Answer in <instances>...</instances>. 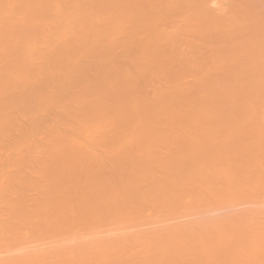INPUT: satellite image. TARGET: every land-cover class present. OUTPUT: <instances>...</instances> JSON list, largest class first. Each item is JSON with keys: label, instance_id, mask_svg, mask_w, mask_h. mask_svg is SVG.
<instances>
[{"label": "bare ground", "instance_id": "bare-ground-1", "mask_svg": "<svg viewBox=\"0 0 264 264\" xmlns=\"http://www.w3.org/2000/svg\"><path fill=\"white\" fill-rule=\"evenodd\" d=\"M60 1V3L58 4V2ZM64 1V2H63ZM63 2V3H62ZM62 3V4H61ZM7 5H10V6H8L7 7ZM59 5H61V6H59ZM213 7H212V6ZM7 7V8H6ZM10 7V8H9ZM8 9V10H7ZM59 9H63V12H61V13H59ZM6 11V12H5ZM9 11H11V13H13V17H12V15H11V13L9 12ZM5 13H7V16L5 15ZM15 15V16H14ZM6 16V18H4ZM9 16V17H8ZM12 18H11V17ZM15 17V18H14ZM9 18H11L12 20H10L9 21ZM14 18V19H13ZM6 19H8V20H6ZM51 21V22H50ZM48 22H50L51 24H52V26H49V25H51V24H48L47 25V23ZM54 24H53V23ZM182 23V24H181ZM46 24V25H45ZM126 24V25H125ZM165 24H168V25H165ZM176 24H178L177 26H176ZM179 24H180V26H179ZM184 24H186V25H184ZM75 25V26H74ZM159 25H161L162 26V28L164 29H162L161 28V26H159ZM169 25H170V28L171 27H173V29L174 28H176L177 27V30L178 29H180L181 28V31H182V27L183 26H187V25H190L191 27H192V29L194 28V26H192V25H195V26H207V30H208V26H210V27H212L211 29L212 30H214L213 32H211L210 30H209V34H207V35H209L210 36V34H211V36L210 37H213V38H216V40L218 41V44L219 45H221L222 47H220L218 44V46H217V53L215 54V57L217 58V60L219 61V63H220V61L221 62H223V60L225 61L226 59H229V61H230V59H233L235 56H233L232 58L230 57V56H232V55H235V52H237L238 50V48H240V45H238L237 44V41L239 40H237L235 43H234V40H231V41H229L230 39H231V37H234V38H238L240 35H238V34H240V33H242V30H244V28L245 27H254L255 28V30H257V31H261L262 30V32L261 33H263L264 32V0H0V49L2 50V52L0 51V95L3 97V99H2V97L0 98V128H1V131H0V134L4 131V129L6 130L7 129V125H9L8 127V132H10V131H12V129L11 128H13L14 126H15V124L12 122L13 121V119H12V121H9L10 119L9 118H13L14 117V120H15V115H17V114H15V113H13V115L14 116H12V115H10L9 114V112L8 111H10V109H11V111H12V109L14 110L17 106L19 107V105H18V103H20V106L22 105V103L21 102H24V106H25V109H24V111L22 110V108L21 107H19L18 108V111H20L21 110V112L23 111V113H25L26 114V112H27V114L29 115H32V116H30L29 118H33V119H35V120H33V122H38L41 118L43 119V117L41 116V114L42 115H46L45 114V108H46V112H48L47 111V107H50V106H52L53 108L55 107V109H53L51 112H54L55 110V119H56V122H58L57 123V125L58 126H56V125H53L52 127L53 128H51V126H50V128L48 127V129L46 128L47 126L46 125H44V126H46V127H44V128H42V125H43V123L44 124H47L45 121H43V120H41V121H43V122H40V123H36L35 122V126H34V124H33V127H34V129H33V127L30 125H27V123H26V127H27V129H26V127H25V129H24V126H25V123L23 122H21L22 124H24V126L22 125V129L21 130H24V133H26V134H23V132H22V134L23 135H21V139L19 138V139H16V137L18 136L17 135V133H18V129H17V127H16V131H17V133H16V135H15V129L12 131V134L13 135H15L16 137H14V139L16 140H13L14 142H9V140H5V139H3V140H5V142L6 141H8V143L11 145V144H13V145H11V146H13V147H10V145L8 144V143H5L6 145L8 144V146L9 147H7V149H6V147H5V145L3 144V142L0 144V145H3V146H1L0 147V163H1V165H0V167H1V169H2V171L4 170V169H6V166H7V169H8V171H7V169H6V171L4 170L3 171V173H5L4 174V176L3 175H1L3 178L0 180L1 182H0V185H1V183H2V186L4 187V189H2L1 188V190H0V250H1V252H0V257H1V255L3 256V251L4 250H8V251H5L6 253L7 252H9V251H12L13 249H15V251L14 252H16V253H14L13 251L12 252H9L8 254H12V253H14V255L12 256L13 258L15 257V259L16 258H19V259H12V257H11V255H9L10 256V259L8 258L9 256H8V254H5V256L4 257H2L3 259H6V258H8V259H6V261L4 260V261H2L3 259H1V263H3L4 262V264H7V262L8 261H10L8 264H84V262L86 261L87 263H89V264H116L115 262H117L116 260H118V262H117V264H126V263H130V264H141V262H139L140 260L143 262V260H144V263H142V264H159V263H162L161 261L162 260H165L164 258L165 257H167V255L168 256H170V259H169V257H168V259L167 260H165V261H169L168 263H166V264H264V120L262 121L261 119H264V82H263V78H262V76H263V74H262V71L264 72V64L262 65V63H261V61H264V48H262V51H261V46H260V50H259V52H256L255 53V51L253 52V53H255L254 55L252 54V52H249L250 53V55H253V58H256V59H254V61H257L258 59L260 60V58H263V60H258L259 61V63H261V64H259L258 62H253V64H255V65H252V66H250V68H248V74H249V78H250V80L251 81H249V83H247L248 85H246L245 83H241L242 85H244L243 87H242V85H240V84H238V85H240V86H238V87H236L237 85L235 84V86L233 85V81L231 82L230 81V79L229 78H227V77H225L226 79H228L229 81H230V84L232 83V85H230V86H228V87H226V85L229 83L228 82V80H225V78H223L222 80H225V82H223V81H220L221 80V78H222V76L220 77V80L219 79H217V80H213V82L214 81H217L216 82V84H214L213 82H211V81H209V82H211V85L210 86H212L213 84H214V86H215V90H216V88L217 89H219L221 86H219V88H218V85H219V83H220V85H222V87L224 86L223 85V83L224 84H226L225 86H224V88H225V91H223L224 90V88H223V90H222V87H221V90H222V92H223V94L222 93H220V90L218 91V93H215V92H217V90L216 91H213V87H212V92L210 91V90H207L206 89V83L208 82V80H205V81H202L201 79H202V77H201V81L200 82H203V83H205L204 85H205V89L203 88L204 86H203V84H202V86H201V84L199 85V89H200V86H201V88L202 89H200L202 92H205V91H207V92H210V93H212L210 96L208 95V94H206V93H203L204 94V96L202 97V98H199L198 97V95L196 96L197 98H195L196 100L194 101V94H191V95H189L190 97H192L191 99L194 101V102H196L195 104H197V105H195V107L196 108H194V109H196L195 111H197V110H201V111H199V114H201L200 112H203L204 110H206V109H208V111H210L211 110V114L212 115H216V117H217V115L218 114H216L217 112L219 113V115L221 116V118H217V119H219V123H220V120H227L228 121V119L230 120V118H231V121H229L228 122V125H229V123H230V125L232 124V127H233V125L235 124H238V123H236L235 122V120H237V119H235V120H232V116L234 115V114H232V115H229V112L231 111V110H233V108H234V110H233V112H235L236 114H237V110H239V109H235V108H238L239 107V103H238V105H236L237 107H233V103L235 102V101H239L238 99L240 98V109H241V118L243 119H240V121H239V119H238V121L239 122H243V123H241V125L240 126H242V124H244V127H246L245 125H248L247 126V128L249 127V128H251V131H252V133H251V131H246V132H243V135H242V137L240 136V137H238V139H237V135H236V137H234L235 138V140H233V141H231V142H229L228 144H224V145H220V144H222V142L221 143H219V145L221 146L220 148H219V146H218V148H217V150H216V147L215 148H213L216 144H218V143H216L217 141H213V142H215L216 144L214 145V146H210L211 148H213V149H215V150H208L207 148V150H206V152H204V150H203V152L205 153V154H207V152L210 154H213L214 153V155L216 154V159H215V157H214V159L216 160H213V158H212V160H211V158H210V162H211V165H209V164H207L209 161V159L207 160L206 158H205V156L206 157H208V155H204V157H203V159H205L204 161H205V163L207 164V167H208V165H209V171L208 170H206L207 172V177H208V179L205 177V179L207 180V182H206V185H207V183H208V185L204 188L203 187V189H199V188H195L194 189V187L193 186H191V187H193V188H191L190 186H188L187 184H185V186H188V189H186L187 190V192H182V195L181 194H174L173 195V193L175 192L174 190L173 191H171V190H169V186L170 185H164V186H167V188H159V182H161L162 180L164 181V178H167L168 176H164V178H162L161 179V181H159L158 182V188H159V190L158 191H160V189H164V190H166V189H168L167 191H171L172 192V194L171 195H168L169 194V192L166 194V192L164 193V194H166V196H169V197H165L164 199L162 198L163 197V195H162V197L160 196H158V199L159 198H162L163 199V201L160 199V200H158L157 199V195H160V194H158L159 192L156 190V192H158L157 194H155V199H154V197H152V196H154V194H152L151 192H149V191H153V189H154V187H153V189H152V185H155L154 183L153 184H151L152 182H150L149 181V179L150 180H153L154 178L155 179H157L158 177H154L153 176V174H152V169L151 168H149V170H148V168L146 169V163H145V159H146V157H145V155H147V158L149 159V157L151 158V156H152V154H153V151H152V153L150 154L151 156H149L148 154V151H147V148L149 149V150H153V148H151L150 149V146L147 144L148 142H151L152 143V141L151 140H153V138L150 140V139H147V138H151L150 136H151V134H153V136H155L154 134V132L156 131V130H154V128L155 127H152L151 125H153L152 123H154L153 121H156L155 123H157L158 121H159V118H160V120L161 119H163V117H167V114H169L170 115V113L171 112H168L169 110H170V106L169 105H171V107H173L174 105H175V103H177L176 101L177 100H175L174 98V96L173 95H171L172 97H170L169 96V92H171V91H169V90H167V91H169L168 92V94H166V92H165V94L167 95V96H169V97H167L170 101L171 100H175L174 102H173V104H171V102L169 101V102H167L169 105H167V106H169V108L167 107V106H165V105H163L164 103H166V101H168L167 100V98H164V96H166V95H164V94H160V93H163L162 92V89H163V86L162 85H165V84H162L159 88H161V89H157V90H159V91H161L160 93L158 92L157 93V96H158V94H159V96L160 95H162V96H160V97H162V98H160L159 96H158V98H154L155 100H154V103L153 104H149L151 101L149 100L148 101V104L150 105V107L149 108H146L145 106H146V104L147 103H144L143 102V99L142 98H140V97H143V94H141L142 92L144 93L145 92V90H141V87H142V89H143V86H146L147 85V83H146V85H144L145 83H142L141 85H140V88H139V83H141V79H142V81H144V78L146 77V76H151V75H154V74H156L157 73V71H159V70H157L156 71V68H157V66H156V64L158 65V63L159 62H162V64L161 63H159V64H161V65H159V66H161V68L163 69V70H165L166 69V67H162V65H163V63H166V65H167V62L169 61V60H167L166 59V61L164 60L165 58H161V57H159V55H158V53H159V50H164V49H166L167 50V48L168 47H172V45H170L171 43L170 42H172L174 39V42H172V43H176V44H173V46L175 47V45L177 46V44H178V42H180V41H182L181 39H188L187 37H189L190 35H192V37L195 35L196 36V29H199V28H197V27H195V30H194V32H195V34L194 33H192V31H191V34L188 36V32H190V30H188V28H190L191 29V27L189 26V27H187L186 29L188 30H184L185 32H186V36H184V37H182V38H180L181 37V33L182 32H180L179 33V31L180 30H178V34H180L179 35V37H178V34H176L175 32H172V31H168L167 29H166V26L167 27H169ZM182 25V26H181ZM54 26V27H53ZM71 26L73 27V28H71ZM149 26H151L153 29H152V31L150 30V32H149V29H151V27H149ZM176 26V27H175ZM178 26L180 27V28H178ZM243 26V27H242ZM48 27H53V28H51L50 30H48ZM75 27V28H74ZM127 27H130V29L128 28L127 29ZM134 29L133 30V32L134 31H136V35H138V37H137V39L139 40V42L138 41H136L135 42V44L133 45L132 44V42L131 41H133V39L132 38H130V39H132V40H130V39H128V37H129V35H130V33L131 32H128L129 30L130 31H132V28ZM149 27V28H148ZM157 27H159V29L157 28ZM209 27V28H210ZM233 27H234V29H233ZM235 27H237V29L235 28ZM47 28V29H46ZM69 28H71V30L69 29ZM122 28V29H121ZM123 28H124V30H123ZM126 28V29H125ZM147 28V29H146ZM169 28V29H170ZM203 28V27H202ZM254 28H252V30L254 29ZM75 29V30H74ZM172 29V28H171ZM172 29V30H173ZM201 29V28H200ZM242 29V30H241ZM259 29H261V30H259ZM70 30V31H69ZM119 30H121V31H119ZM176 30V29H175ZM174 30V31H175ZM255 30L253 31L254 32V34L256 33L255 32ZM72 31H74L75 32V34H74V32H72ZM123 32V31H125L126 33H129L128 34V36L126 35V34H124V33H121L122 35L124 34V37H125V35H126V38L128 39L127 41L128 42H122V44H119V42H121L122 40H123V36H121V38L120 37H113L116 33H118V35H120L119 34V32ZM183 31V32H184ZM201 31V30H200ZM203 32H204V28H203V30H202ZM206 31V30H205ZM241 31V32H240ZM248 31V30H247ZM246 31V32H247ZM68 32H72V34L73 35H70ZM168 32H169V35H168ZM202 32V33H203ZM207 32V31H206ZM211 32V33H210ZM66 33L68 34V35H70V37L69 36H66ZM174 33V34H173ZM200 33V32H199ZM202 33H200V35L202 34ZM96 35V37L94 36V35ZM175 34H176V36H175ZM194 34V35H193ZM198 34V33H197ZM258 34H260V33H258ZM48 35V36H47ZM51 37H50V36ZM92 35L94 36V37H92ZM117 35V34H116ZM171 35H173V36H171ZM183 35H185V33H182V36ZM204 35V34H203ZM206 35V34H205ZM206 35V36H207ZM251 35V34H250ZM250 35H248V36H250ZM53 36V37H52ZM62 36H64L63 38H62ZM68 38H66V37ZM140 36V37H139ZM168 36V37H167ZM194 36V37H195ZM208 36V37H209ZM256 36H258L257 35V33H256ZM262 36V35H261ZM49 38V41H50V39H51V41H50V43H49V41H45L44 42V39L45 38ZM92 37V38H91ZM163 37V38H162ZM171 37V38H170ZM173 37H177V38H179L180 39V41H179V39H178V41L176 40V38H174V39H172ZM186 37V38H185ZM201 37V36H200ZM245 37V36H244ZM260 36H258V38H259ZM17 39V40H15V39ZM44 38V39H43ZM46 38V39H47ZM62 38V39H61ZM111 38H112V40L114 41H116L117 42V40L119 41V42H117V44H116V42H113L112 40H111ZM113 38H117V39H113ZM126 38H124V40L126 41ZM170 38V39H169ZM198 38V37H197ZM204 38V37H203ZM227 38H229V39H227ZM241 38V37H240ZM250 38V37H249ZM257 38V37H256ZM54 39V40H53ZM59 39H61V40H59ZM95 39V40H94ZM137 39H135V40H137ZM160 39H161V41H160ZM172 39V41H168V40H171ZM199 39V38H198ZM206 39V38H205ZM226 39L228 40V42H233L232 43V46L230 47L231 49H229V46H230V44H228L227 42L225 43V41H226ZM233 39V38H232ZM264 39V38H263ZM65 42H64V41ZM109 40V41H108ZM111 40V41H110ZM121 40V41H120ZM130 40V41H129ZM159 40V41H158ZM164 40V41H163ZM166 40V41H165ZM190 40V42H189V44L191 43V41H194L193 40V38H192V40L191 39H189ZM188 40V41H189ZM211 40V39H210ZM236 40V39H235ZM244 40V39H243ZM242 40V41H243ZM251 40H253V39H251ZM250 40V41H251ZM255 40V39H254ZM260 40V39H259ZM53 41H54V43H53ZM99 41V43H102L103 44V46H102V44H101V46H99V43H97ZM184 42H185V40H183ZM187 41V40H186ZM188 41H187V43H188ZM199 41H200V39H199ZM197 42V44H200V42ZM213 41H214V39H213ZM242 41H241V44H242ZM42 43V45L44 46V45H46V42H48V45H50V44H52V45H50V47H48V45H47V47H45L46 49L47 48H52V49H47V51L45 50V48L44 49H42V47H40V45L39 44H41ZM43 42L45 43V44H43ZM52 42V43H51ZM96 42V43H95ZM104 42V43H103ZM106 42L107 43H109V45H111L112 44V42L115 44V45H118L119 44V46H120V48H118L117 50H116V48L114 47V46H112V51H111V47L110 46H108L107 44H106ZM138 42V43H137ZM167 43V48H164V49H161L162 47H160V49L158 50V47H157V43H160V44H162L163 45V43ZM195 42V41H194ZM194 42H192V43H194ZM203 42V41H202ZM210 42V41H209ZM248 42V41H247ZM254 42V41H253ZM255 42H256V40H255ZM259 42V41H258ZM258 42H256L257 44H258ZM261 42V41H260ZM259 42V43H260ZM264 42V41H263ZM93 43H95V44H93ZM111 43V44H110ZM127 43H128V45L129 46H133L131 49L130 48H128L127 47V50H126V46H123V45H127ZM166 43L164 44V45H166ZM169 43V44H168ZM181 43V42H180ZM179 43V44H180ZM205 43V42H204ZM204 43H202V44H204ZM238 43H240V42H238ZM252 43V42H251ZM251 43H249L250 45H251ZM132 44V45H131ZM179 44H178V46H179ZM182 44V43H181ZM197 44L195 43V44H192V46L193 47H196V48H198L197 47ZM207 44V43H206ZM216 44V43H215ZM222 44H226V45H229L228 46V48H226L227 46H223ZM255 44V43H254ZM257 44H255V45H257ZM263 44L264 43H262V46H263ZM41 45V46H42ZM135 45H137V46H135ZM161 45V46H162ZM185 47L187 46V44H183ZM249 45V46H250ZM98 46H99V48H98ZM122 46V47H121ZM182 46V45H181ZM191 47V44L190 45H188V47H187V49L188 48H190ZM205 46V44L203 45V47ZM244 46H248V43L246 44V45H244ZM243 46V47H244ZM37 47H40V48H37ZM125 49H124V48ZM136 47V48H135ZM193 47H191L192 48V50H194L193 49ZM209 47V46H208ZM212 47V46H211ZM218 47H220L221 49H219ZM243 47H242V50H243ZM252 47V46H251ZM257 47V46H256ZM115 48V49H114ZM122 48V49H121ZM133 48H134V50H133ZM173 48V47H172ZM172 48H170L171 49V51L173 50ZM181 48V51H183L182 50V48L183 49H186V48H184V47H180ZM246 48V47H245ZM244 48V50H246ZM249 48V47H248ZM259 48V47H258ZM78 49H81L82 51H83V53H82V55L84 56V55H88V53L90 52V54H92L93 53V55H91L92 57H94V55L96 56V60L95 61H100L101 62V64H100V62H99V65H98V62H95L94 60H93V62H92V60H91V57H89L90 58V63L92 64L93 63V66H94V64L95 63H97L96 65H95V68H96V66L98 65L99 67H97V68H99V69H97L98 71H100L99 73H98V71L96 70V71H94V70H92V68L93 69H95L92 65H90L92 68H91V70L92 71H94L95 73L97 72V76H96V83L94 84V85H90V86H84L82 83H83V81H82V77L83 76H85V73L86 72H88V73H86L88 76H86V77H89L90 75H89V67H88V71H86L85 69H84V67H82L81 65H80V68L78 67V68H76V65H74V62H73V64H72V61H73V58H74V56L76 55V52H77V50ZM120 49V51L118 52V50ZM169 49V48H168ZM176 48H174V51H175V54H174V56H176L175 58H178L179 56H178V54H179V51H178V53L176 54V50H175ZM177 49H178V47H177ZM201 50H203L202 48H200ZM204 49H206V47H204ZM209 49V48H208ZM211 49V48H210ZM219 49V50H218ZM249 49H251V48H249ZM256 49V48H255ZM41 50H43V51H41ZM114 50H116L115 52H114ZM129 50V51H128ZM166 50H164V51H166ZM196 50V49H195ZM195 50H194V53H195ZM201 50H199V51H201ZM240 50H241V48H240ZM241 50V51H242ZM248 50V49H247ZM79 51V50H78ZM81 51V52H82ZM125 51V52H124ZM128 51V52H127ZM132 51V52H131ZM170 51V52H171ZM188 51V50H187ZM186 51V52H187ZM206 51V50H205ZM204 51V52H205ZM249 51V50H248ZM252 51V50H251ZM81 52H77V55L79 54V56L81 55ZM88 52V53H87ZM113 52V53H112ZM132 53V54H130V53ZM169 52V50H168V53H170ZM184 52V51H183ZM182 52V53H183ZM185 52V53H186ZM197 52H198V50H197ZM211 52H212V50H211ZM245 53H246V51H244ZM243 52V53H244ZM112 53V55H110ZM122 53H124L123 55L124 56H121V58L119 57L120 55L119 54H122ZM173 53V52H172ZM172 53H170V54H172ZM181 53V52H180ZM180 54V57L183 55V54ZM188 53H190V51L188 52ZM200 53H202V52H200ZM209 54H210V52H208ZM230 53H231V55H230ZM239 53V52H238ZM248 53V52H247ZM246 53V54H247ZM2 54V55H1ZM89 54V55H90ZM128 54H130V55H128ZM165 54H167V52L165 53ZM191 54H193V53H191ZM190 54V55H191ZM241 54V53H240ZM86 55V57H88ZM118 55V56H117ZM126 55V56H125ZM129 57H128V56ZM158 55V56H157ZM167 55H169V54H167ZM189 55V54H188ZM187 55V56H188ZM195 55H197V54H195ZM208 55V54H207ZM236 55H239V54H236ZM245 55V54H244ZM243 55V56H244ZM249 54H248V56H250ZM110 56H111V58H110ZM117 58H116V57ZM131 56V57H130ZM170 56H173V54L172 55H170ZM170 56H168V58L170 57ZM178 56V57H177ZM187 56L185 57V56H182L183 57V59L185 60V58H186V61H187ZM194 56V55H193ZM242 56V55H241ZM42 57V58H41ZM81 57V56H80ZM86 57H83V60H85L86 59ZM125 57V58H127V59H125L124 60V62H123V60H121V59H123V58ZM145 57V58H144ZM156 57H158V58H161V59H163L162 61H160L158 58H157V60H156ZM178 58L179 60L181 59V60H183L182 58ZM197 57V56H196ZM238 57V56H237ZM258 57V58H257ZM36 58V59H35ZM38 58V59H37ZM39 58H40V60H44L45 61V64H44V62H40V61H38L39 60ZM89 58H87L86 59V61L87 60H89ZM98 58V59H97ZM132 58V59H131ZM142 58H144V59H142ZM149 59V61H150V63H148L145 59ZM171 58V57H170ZM173 58V57H172ZM188 58H190V57H188ZM194 58V57H193ZM198 58H199V56H198ZM201 58V57H200ZM224 58V59H223ZM226 58V59H225ZM238 58H240V55H239V57ZM93 59H95V57L93 58ZM117 60V63H118V65L121 67V63L122 64H125L126 63V66L125 65H123V69H124V71L125 72H123V70L121 71V72H118V70H119V68H115V66L113 67V65H108V63H110L109 61L110 60ZM118 59H120L121 61H119L118 62ZM174 59V58H173ZM172 59V61H173V64H175L174 63V60ZM192 59V58H191ZM203 59H205V57H203ZM221 59V60H220ZM237 59V58H236ZM249 61H251L250 63H252V60L253 59H251L250 57H249ZM37 61V64L34 62V61ZM127 60V61H126ZM129 60L132 62V64H128L129 63ZM151 60L153 61V62H151ZM179 60H177V61H179ZM183 60V61H184ZM193 60V59H192ZM197 60V59H196ZM212 60V59H211ZM211 60H209V61H211ZM241 60V59H240ZM242 60H243V58H242ZM247 61H248V59H246ZM126 61V62H125ZM165 61V62H164ZM177 61H176V64L175 65H177V66H179L178 64H177ZM189 61V60H188ZM191 61V60H190ZM195 61V60H194ZM198 61V60H197ZM203 61V60H202ZM208 61V63H210ZM232 61V60H231ZM235 61V60H234ZM237 61H238V59H237ZM40 62V63H39ZM103 62V63H102ZM104 62H106L105 64H104ZM112 62V61H111ZM116 62V61H115ZM121 62V63H120ZM128 62V63H127ZM158 62V63H157ZM169 62H171V59H170V61ZM192 63H193V61H191ZM227 62V61H226ZM244 62V61H243ZM34 63V64H33ZM88 64H89V61L87 62ZM117 63H114V64H117ZM181 63H184V62H181ZM196 63V62H195ZM199 63V62H198ZM224 63V62H223ZM233 63V62H232ZM231 63V64H232ZM240 63V62H239ZM238 63V64H239ZM245 63V62H244ZM248 64H249V62H247ZM264 63V62H263ZM43 66H42V65ZM87 64V65H88ZM104 64V66H106L107 68H108V66L110 67L108 70L104 67V66H102ZM110 64H113V63H110ZM127 64L129 65V66H127ZM152 64H153V66H152ZM170 64V63H169ZM173 64H171V65H173ZM179 64H180V62H179ZM185 64V63H184ZM187 64V63H186ZM185 64V65H186ZM189 64H190V62H189ZM189 64H187L186 66L188 67V66H190L188 69H187V67L184 69L183 67H182V71L183 70H187V73H188V71H190V68H192L191 67V65H189ZM211 64V63H210ZM214 65V67L216 66V70H217V66L218 65H216V64H218L217 62L216 63H213ZM39 65L41 66V67H39ZM74 65V66H73ZM108 65V66H107ZM132 65H135V67L133 66V68L131 67ZM140 66V67H138V66ZM199 65H200V63H199ZM206 65V64H205ZM223 65H225V64H223ZM250 65V64H249ZM249 65H246V66H249ZM38 66V67H37ZM73 66V67H72ZM83 66H85L86 68H87V66H86V64L85 65H83ZM125 66V67H124ZM147 66H151V67H149V68H151L150 70H152L153 68H155V72L156 73H154V72H151L149 69H148V67ZM163 66H165V65H163ZM170 66V65H169ZM180 66H182V64H180ZM180 66H179V68H180ZM193 66V65H192ZM194 66H196V65H194ZM198 66V65H197ZM196 66V67H197ZM200 66H202V65H200ZM208 66V65H207ZM245 66V65H244ZM242 67V70H244L246 67ZM71 67V68H70ZM115 68V69H113V68ZM118 67V66H117ZM128 67H131L132 69V71H141L140 73L137 71V74L139 75V74H141V73H146V71H142L141 70V67H146L147 69V71H150V73L148 72V74H141V77L140 76H138L137 75V80H136V73L135 72H133L134 73V76L132 77V76H129V74L130 73H128V75L127 76H129L128 78L129 79H127V77H126V71H128L129 70V68ZM136 67H138V68H136ZM210 67H211V65H210ZM209 67V68H210ZM213 67V71H214V68ZM219 67V66H218ZM224 67H226V66H224ZM228 67V66H227ZM75 68V69H74ZM104 68H105V70H107V72H105V71H103V72H105V73H102V70H104ZM111 68L113 69V71L111 70ZM126 68H128V69H126ZM135 68H136V70H135ZM144 68H143V70H144ZM170 68V67H169ZM179 68H177L178 70H179ZM195 68V67H194ZM200 68V67H199ZM209 68H207L206 66H205V69L207 70V69H209ZM239 68V67H238ZM69 69H71V71H73V72H76L75 70L77 69V74L79 75V79L77 78H75L74 77V79L71 81V79H69L70 77L72 78V74H74L73 72H69V74H70V76L69 75H67V73H68V71H70ZM73 69V70H72ZM134 69V70H133ZM172 69V68H171ZM173 69L175 70V68L173 67ZM200 69H202L201 71H203V68H200ZM225 69V68H224ZM114 70H115V72H114ZM163 70H161V71H163ZM173 70V71H174ZM198 70L199 69H197V73H199L198 72ZM206 70H204V71H206ZM212 69H210V71H211ZM229 70H231V69H229ZM237 70H239V69H237ZM92 71H90L91 72V74L92 73H94V72H92ZM153 71V70H152ZM160 71V72H161ZM172 71V72H173ZM180 71H181V69H180ZM180 71H177V72H180ZM201 71H200V74H201ZM208 71V70H207ZM220 71V70H219ZM226 71H228L227 70V68H226ZM235 71V70H234ZM246 71V70H245ZM117 72V73H116ZM128 72H131L130 70L128 71ZM175 72V71H174ZM191 72H192V70H191ZM193 72H194V70H193ZM222 72V71H221ZM231 72V71H230ZM242 72V71H241ZM102 73V74H101ZM124 73H125V75H124ZM153 73V74H152ZM161 73H163V72H161ZM166 73V72H165ZM176 73V72H175ZM181 73V72H180ZM179 73V74H180ZM195 73V72H194ZM205 73V72H204ZM220 73V72H219ZM228 73V72H227ZM235 73V72H234ZM234 73H233V76H234ZM58 74V75H57ZM60 74V75H59ZM62 74V75H61ZM77 74L75 73V76H77ZM151 74V75H150ZM158 74V73H157ZM206 74V73H205ZM205 74H204V76H205ZM209 74V73H208ZM215 74H216V72H215ZM225 74V73H224ZM224 74H222V75H224ZM236 75L238 74H240L239 73V71H238V73H235ZM245 74H247L246 72H245ZM57 75V76H56ZM72 75V76H71ZM133 75V74H132ZM142 75H144V76H142ZM167 75H168V73H167ZM189 75V74H188ZM195 75V74H194ZM218 75H220V74H218ZM217 75V76H218ZM242 75V74H241ZM240 75V76H241ZM35 76H37V78L40 76V78H38V81L40 80V81H42V82H40L39 81V83H38V81H36L37 79L36 78H34ZM69 76V77H68ZM125 76V77H124ZM159 76H161V74L159 75ZM165 76V75H164ZM174 76V75H173ZM185 76V75H184ZM190 76H192V75H190ZM209 76H211L212 77V74H211V72H210V75ZM215 76V75H214ZM230 76H232V74L230 73ZM81 77V78H80ZM86 77L85 78H83V80H85L86 79ZM125 78V79H127L126 81H130V82H132L131 80H133L134 78V80H133V82L132 83H130L129 85H127V86H125L124 85V82L122 83V82H120V81H122L123 80V78ZM130 77H132V78H130ZM140 77V78H139ZM153 77V76H152ZM152 77H149L150 79L152 78ZM155 77H157L156 75H155ZM166 77V76H165ZM169 77V76H168ZM167 77V78H168ZM175 78H176V76H174ZM174 77H171L172 78V80L173 81H177V78H176V80H174ZM182 77V76H181ZM188 77V76H187ZM186 77V78H187ZM196 77V76H195ZM195 77H193V79L195 78ZM199 77V78H200ZM243 77V76H242ZM33 78V79H32ZM112 78H114V79H117V80H119V86H122L121 88H118L119 86L117 85V83H115V82H113L114 83V85L116 84V86H114L113 84V86L110 84V81H111V79ZM158 78V77H157ZM162 78V77H161ZM170 78V77H169ZM170 78V79H171ZM186 78H184V79H186ZM192 79V77H189V78H187V80L188 79ZM197 78V77H196ZM199 78H197L196 80H198L199 81ZM205 78V77H204ZM203 78V79H204ZM209 78V77H208ZM208 78H206V79H208ZM218 78V77H217ZM234 78H236V77H234ZM238 78V77H237ZM32 79V80H31ZM81 79V80H80ZM120 79H122V80H120ZM131 79V80H130ZM153 79V78H152ZM165 79V78H164ZM181 79V78H180ZM214 79H216V77L214 78ZM245 79V78H244ZM28 80L30 81L31 80V82L29 83L28 82ZM35 80V81H34ZM79 81L80 83H81V85L80 86H83V87H78L77 85L75 86V85H72V83H73V81ZM110 80V81H109ZM113 80V79H112ZM149 80V79H148ZM158 80V79H157ZM179 80V79H178ZM195 80V81H196ZM232 80H235V79H232ZM239 80V79H238ZM238 80H237V83H238ZM33 81V82H32ZM69 81H71L72 83H70ZM109 81V83L108 84H105V83H103V84H105V85H103L102 84V86H100L99 85V83L101 82H108ZM114 81V80H113ZM116 81V80H115ZM124 81V80H123ZM145 81L147 82V77L145 78ZM144 81V82H145ZM194 81V80H193ZM242 81H244V80H242ZM34 82H36L37 84H35ZM154 82V81H153ZM162 82H163V80H162ZM168 82H170V81H168ZM178 82V81H177ZM182 81H180V83H181ZM199 82V83H200ZM221 82H223V83H221ZM227 82V83H226ZM235 82V81H234ZM111 83H112V81H111ZM129 82H126L125 84H128ZM154 83H156V82H154ZM158 83V82H157ZM164 83V82H163ZM173 83H175V82H173ZM172 83V84H173ZM186 83V82H185ZM190 84H191V82H189ZM198 82L196 81V83H194V84H197ZM213 83V84H212ZM86 84V83H85ZM121 84V85H120ZM149 84V83H148ZM150 84H153V83H150ZM159 84V83H158ZM157 84V85H158ZM167 84V83H166ZM208 85L210 84V83H207ZM71 85H72V87L73 86H75L74 88L75 89H77V87L80 89V91L79 92H82V95H80V96H83L84 98H86V100H89L88 98H89V96H96L97 98H98V95L100 96L99 98L100 99H97L96 97V99L95 98H93V99H95V100H93L92 98V100H93V103H91V104H89V105H85L84 103H79L78 101H82V99L84 100V98H81V100H80V96H77L78 97V99L79 100H77V97H76V100L74 99V98H72V97H70L68 94H70V95H72V96H74L73 94H72V92H71V89L70 88H72L71 87ZM154 85V84H153ZM169 85V84H168ZM177 85H179L178 83H177ZM188 85V83L186 84V86ZM192 85V84H191ZM229 85V84H228ZM149 86V85H148ZM152 86V85H151ZM151 86H149V88H151ZM167 86V85H166ZM172 86V85H171ZM175 86V85H174ZM173 86V87H174ZM185 86V85H184ZM184 86H182V87H184ZM185 86V88H187ZM189 86V85H188ZM192 86H194V85H192ZM191 86V87H192ZM197 85H195L194 87H196ZM209 86V87H210ZM116 87V88H115ZM167 87H169V89L170 88H172V87H170V86H167ZM167 87H164V90L166 91V88ZM115 88V89H114ZM118 88V89H117ZM147 88V87H146ZM153 88V87H152ZM151 88V90H152V94L155 96V92H153V89L155 88V86H154V88L152 89ZM175 89L174 90H176V86L174 87ZM208 88V87H207ZM227 88V89H226ZM120 89V90H119ZM137 89H140L139 91L137 90ZM148 89V88H147ZM181 89V88H180ZM188 89V88H187ZM197 89H198V87H197ZM198 89V90H199ZM13 90H15L14 92H13ZM52 90H54V91H52ZM70 90V91H69ZM118 90V91H117ZM155 90V89H154ZM173 90V91H174ZM179 90V88L177 89V91ZM189 90H190V88H189ZM205 90V91H204ZM245 90H247L246 92H244ZM251 92H250V91ZM73 92H75V90H72ZM78 91V90H77ZM136 91V92H135ZM139 93H138V92ZM147 91V90H146ZM148 91H149V89H148ZM180 92H182L181 90H179ZM183 91H184V88H183ZM201 91L200 92H198V94H199V96L201 95L200 93H201ZM242 91V92H241ZM137 95V99L139 100V98H140V101H142L143 103H144V105H142V102H140V101H137L136 100V98L134 99L133 98V96L132 95H134V93ZM141 92V93H140ZM157 92V91H156ZM180 92H178V93H180ZM193 92H194V90H193ZM192 92V93H193ZM195 92H196V90H195ZM235 92H240V93H235ZM4 93H6L5 95H4ZM132 93V94H131ZM146 93V92H145ZM144 93V94H145ZM173 93H175V92H173ZM183 93H185V92H183ZM209 93V94H210ZM220 93V94H219ZM229 93H231V94H229ZM243 93V94H242ZM244 93H246L245 95H244ZM248 93V94H247ZM39 94H41V95H39ZM44 94V95H43ZM78 94V93H77ZM104 94L106 95H109V98L110 97H114V98H116V100L120 97L121 99H122V97H123V95H127V97H130V98H133L132 100H133V103L134 104H141V106H136L135 108H142V110H143V107H145V109L147 110V109H150L151 110V114H153V115H151L150 113H149V115L150 116H147V113L145 114L144 112H146V110H144L143 111V113H144V115H143V113L141 112V113H139L138 112V110L140 109H138L137 110V112H138V114H139V116H141L142 117V115L145 117V116H147V120L148 119H151L152 118V120H153V117L155 116V117H157V119H158V121H157V119H155V120H153L151 123H150V121H147V122H149L151 125V127L153 128H150L151 129V132L153 131V133H150V136L147 134L146 136H147V138H144V139H146V140H143V135L141 134V137H142V139H140V140H143V142H144V144H141L140 146H139V144L140 143H142V141L138 144V146L141 148H137L138 150H139V152L142 150V147H143V145H146L147 144V148H143V150H145V152L147 151V153L148 154H146L143 150H142V152H144V157H145V159H143L142 161H140V162H144L145 163V165L146 166H144L145 167V169H146V171L148 170V172L149 173H151L152 174V176L154 177L153 179H152V177L150 178L149 176V179H148V181L150 182H147V183H149V184H151L150 186H151V189L152 190H148L145 186H147V185H145L144 183H140V185L141 186H144L147 190H148V193H151L152 194V196L151 195H149L147 192H145V188H143V187H139V185H138V187L136 186L137 184H139V182L138 183H135V182H132V177H134V179H135V173H133L132 171H130L129 173H133V174H131V175H134V176H132L131 177V182L132 183H135V186L138 188L137 190H135L134 188L132 189L133 190V192H131L132 190H131V188L132 187H134V185L131 187V188H128V187H126L127 189H130L129 190V192L128 191H126V190H124L125 188H123V187H125V186H128L129 184H127V182L128 183H130V180H129V176H131V175H127V179H125L124 178V176H123V178L126 180V182L124 183L123 181H125L123 178V181L121 180V177L119 178L120 179V181L122 182V187H121V182H120V186H119V180L117 179V176L115 175L116 173H108V174H111V177L110 178H112L111 180H114V181H116V182H114V181H112V183L114 182L115 183V185L114 184H112L111 183V180H110V178H108L109 176H107V171H105V168H104V170L102 169V171H101V169H100V171L101 172H103V171H105L106 173L100 178V176H99V174H100V171H99V173H98V171L97 170H99L97 167H96V169L97 170H95V166H97V165H95L97 162L99 163V161H95L94 160V158H92L93 156H95V157H97L98 158V160H99V157L98 156H96L95 154H94V152H93V149L91 148V147H94L95 146V143H94V141L92 142V140L91 139H93L94 137H95V134H94V132L96 133V130H100V129H105L106 127H107V125H106V123H105V125L104 124H102V125H100L101 124V122L102 123H104L103 121H105V120H109V118L111 117V116H114V114L113 115H111L112 114V112H113V110L115 109V108H119V106L121 105V104H123V103H125V101L124 102H122L121 101V99L119 98V100H117L116 102H115V100H113L112 98V100H111V102H112V104H111V102H110V104H109V102H108V104H105L106 103V101H108V99L104 96ZM146 94H150V91H149V93H146ZM177 94V93H176ZM175 94V95H176ZM205 94L206 95H208L209 97H205ZM239 94H242V95H239ZM43 95V96H42ZM106 95V96H107ZM117 95V96H116ZM131 95V96H130ZM136 95H134V97L136 96ZM151 95V94H150ZM153 95H151V96H153ZM183 96L182 97H184L183 99L181 98V97H179L180 99H182V100H178L179 101V103L178 104H181L180 103V101L182 102V103H184V104H182L183 106L185 105V104H187V103H190L192 100H188V102H187V100H186V94H182ZM185 95V96H184ZM193 95V96H192ZM232 95H237V96H232ZM246 95H248L247 97H246ZM38 96V97H37ZM40 96V97H39ZM69 96V98L68 99H70V100H68V103L66 102L65 103V101H66V97H68ZM102 96H104V97H102ZM146 96V95H145ZM145 96H144V98H145ZM188 96V95H187ZM239 96V98H234V97H238ZM250 96V97H249ZM258 97V99H259V97H260V99L261 100H258V99H256L255 100V97ZM43 97V98H42ZM88 97V98H87ZM102 97V98H101ZM126 97V96H125ZM147 97H149V95L147 96ZM147 97L144 99V101L145 102H147ZM178 97V96H177ZM190 97H188L189 99H190ZM246 97V98H245ZM249 97V98H248ZM256 97V98H257ZM40 98H42V99H40ZM105 99L106 98V100L104 101V106L102 105V103L100 102V101H98V102H100V103H98L97 102V100H102V99ZM245 98V99H244ZM254 98V99H253ZM36 99L38 100V101H36ZM74 99V100H73ZM103 99V100H104ZM127 99V98H126ZM142 99V100H141ZM151 99H152V97H151ZM236 99V100H235ZM42 100V101H41ZM65 100V101H64ZM92 100H89V101H92ZM129 100V99H128ZM127 100V101H128ZM131 100V99H130ZM131 100V101H132ZM231 100V101H230ZM232 100H235L234 102H232ZM39 101H40V103H39ZM74 101H75V103L77 104V102L79 103V107H77L76 106V104H74ZM85 101V100H84ZM89 101H87L88 103H89ZM109 101H110V99H109ZM113 101H114V104H113ZM119 101V102H118ZM136 101V102H135ZM193 101H192V103H193ZM241 101H243V102H241ZM18 102V103H17ZM70 102H72V104L70 103ZM120 104V102H122L120 105H117L118 103ZM130 102V101H129ZM138 102V103H137ZM140 102V103H139ZM153 102V101H152ZM151 102V103H152ZM231 102V103H230ZM237 102H235V104L237 103ZM87 103V104H88ZM115 103H117L116 104V106H118V107H115ZM191 103V104H192ZM231 105H230V104ZM13 104H16L17 106H15V105H13ZM68 104H70L69 106H71V105H73V107H75L76 108V115L78 116V118H77V121H78V123H81V126H80V124L79 125H77V126H75L76 128H74V126L72 127V128H74V129H72L71 128V131L72 130H75V132L74 131H72V133L71 134H76L77 132H84L85 131V129H86V131L84 132L85 133V135L83 134V136L85 137L86 136V134L87 135H89V131H90V128H91V131H92V128H93V126H98V124H99V126L98 127H100L99 129H98V127H97V129L94 127V130L92 131L93 132V134L94 135H91V137L90 136H88V137H90L91 139H89V140H87V138H86V140H87V143H89V144H85V145H83L84 147L86 146V145H88V147L86 146L85 147V149L84 150H86V148H87V151L85 152L86 154H88L87 152H89V154H90V157L92 158L91 160L92 161H88V169H86V168H84L85 167V165H86V161L84 160V161H82L81 162V166H83V167H81L82 169H79V171L82 173H76V174H74V175H76L77 176V180H78V178H80V177H82V178H80L78 181L79 182H82L81 181V179L83 180V179H86L87 177H88V181H90V185L89 184H87L88 182H86V180H85V184H87L88 185V187H87V185H84V183L82 184V185H84V186H86L89 190H90V188L91 187H93V184H95L94 183V181H96V185H97V183L99 182V181H101L102 182V184H106V182H108L109 181V186H111V187H113V189L114 190H112V188L111 189H109V186L108 185H105L106 186V190L107 189H109V190H112V191H114V192H116L115 194H114V197L113 196H111V198L113 197V199H111V200H106V198L107 197H103V198H105V199H101V198H99V199H101L102 201H104V200H106V202H103L102 203V201H100L99 199H97L98 197H96V198H94V196H96V195H93L92 197L91 196H86L87 195V193H88V191L87 192H83V190L85 191V190H87L84 186H81L80 185V183L79 182H75L76 183V185L74 186V188L75 187H77V184L78 185H80L79 187H78V189H77V193H80L81 192V189H82V192L80 193L82 196H83V198L85 199L86 197H87V199L90 197V198H92L91 200H92V202L91 201H89V202H85V200L84 199H82L81 200V197H80V195L78 196L77 195V193H75L76 192V190H75V192H73L72 190L70 191V192H72V194L70 195V194H66V196H65V194H64V196L62 195H60L59 197H62L61 199H63V200H61L59 197H58V195H57V189H59V188H61L60 187V185L62 184V188L64 189H60V191H66L65 189H67V188H70L71 189V184H73V181H75V179L73 178V180H69V179H71L70 178V176L73 174L71 171H73V170H71V162L74 160L73 158H70V159H72V161H70V163L69 162H67V160H64V161H66V163H69L68 165H69V168H68V172H70V174L67 176L66 175V177H67V179L66 180H64V178H60L59 176L57 177V178H60V179H57L56 178V176H55V178H56V181H57V184L59 183L58 182V180L60 181V183H61V181H62V179H63V181H67V182H65V184L64 183H61L60 185L58 184H56V187H59V188H55V187H53L54 186V184H55V182L54 181H51L53 184H52V186L50 185L51 184V182H50V178H52V176L50 177V175H51V173H50V168L48 169V172L50 173V175L48 176V174H45L44 173V171H47V170H44L42 173L44 174V175H46V176H48V177H50L49 179H47L46 178V176H44V178L45 179H47L46 181L49 183H47L48 185H49V187L51 186V187H53V188H55V191L54 192H52L51 194L52 195H54L53 193H55L56 192V196L58 197H56L55 195V197L57 198V199H59V200H55V198L53 199L52 197V195L50 194V192L51 191H48L49 193H47L45 190H43L44 188H42V187H40V188H42L41 190H42V193L41 194H43V192L44 193H47V194H50L51 195V197H49L47 194H45L43 197H42V195H40L41 196V198L42 199H40V197H39V199L38 198H36V200L34 199V200H31L30 198L31 197H29V198H27L26 197V195H25V193L24 192H26V191H24L23 192V190H26V188H24V187H27V189L30 187V184L29 183H25L24 181V179H26V178H29V176L27 175V177H26V173L28 174H30V176H31V171H30V168H32V167H29L28 168V166L31 164L29 161H31L32 162V156L31 155H33L34 153H35V151H34V153L33 152H31L32 151V149H29V147H28V151H29V153H27L26 151V153L27 154H25V156L23 155V152L20 154V153H18V152H20V151H17V150H19L17 147L15 148V146H17V145H15L14 143H18V146H19V143H22L23 144V142H26L25 140L27 139V138H29V137H31L32 138V140L36 137L35 136V132H37V133H41V128H42V130L43 129H47L46 131L45 130H43V132H45L43 135H41L40 134V136H38L37 135V133H36V135L38 136V138L39 139H42V141H43V139H44V137L45 136H47V137H53L54 136V138L55 137H62V136H59L60 135V132L62 131L63 133L65 132L66 133V130L64 131L63 129L61 130V126H62V122H63V120L61 121V123L59 124V122L60 121H58V119H66V117L67 116H70V117H68L66 120H69V119H71V118H73V116H72V114L73 113H70L69 111H72V109H74L72 106H71V109H70V107L68 106ZM128 105L130 104V103H127ZM127 104H123V111L121 110V108H120V110L122 111H119V109L118 110H116V111H118V115H115V117H120V115H122L120 118H124V120H123V123H121L120 122V118H118V121H119V123L117 122V119H115V117H114V119H115V121H113V120H109V122H108V120L107 121H105V122H107V123H111V122H113L112 123V125L114 124V122H116V123H118V125L115 123V128L114 129H116L117 130V126H120V128H121V124H122V126H124L123 128L124 129H118L119 131L120 130H125V129H128V130H126V131H128L129 132V134H130V132L132 131V133H131V135L133 134V135H135V133L136 132H138L137 133V136H136V138L139 136V138H141L140 137V133H145L146 131H147V128H148V130H149V127H147V126H144V125H147V123L145 122L146 121V119L144 120L143 119V122H142V120H141V118H139V116H138V114H136L137 116H135L136 118H139V119H137V120H139L141 123H143V126H144V128L145 129H143V128H140L139 129V127L137 126V124L139 125V124H141L140 122H138L137 124L135 123V120H134V118L135 117H133L132 118V121H130V119H131V116L129 115V113L132 111V108H133V106H135V105H131L132 107H129ZM148 104H147V106H148ZM190 104V105H191ZM216 104V106H217V108L216 107H214V108H216V109H218V111H216V109H214L213 108V106ZM234 104V105H235ZM13 105V106H12ZM22 105V106H23ZM103 106V107H105L106 108V105H108V107L105 109V110H102V107L101 106ZM173 105V106H172ZM192 105H194V104H192ZM24 106H23V108H24ZM68 106V107H67ZM163 106H165V107H163ZM176 106V105H175ZM230 106V107H229ZM231 106H232V109H230L231 108ZM14 107V108H13ZM39 107L40 108H44V109H42V111L44 112V113H42V111H40L41 112V114H40V119L39 118H35L36 117V115L38 114V116H39V113H37L38 112V109H39ZM166 107H167V109H169L168 111H167V109H166ZM178 107H181L182 108V110H184L183 108L184 107H182L181 105L179 106L178 105ZM177 107V108H178ZM185 107H187V106H185ZM191 107H193V106H191ZM197 107H198V109H197ZM27 108V109H26ZM35 108V109H34ZM36 108H37V110H36ZM67 108H68V111H67ZM166 109V111L165 110H163V109ZM188 108H190V106H188ZM209 108H213L215 111H216V113L215 112H212V109H210L209 110ZM9 109V110H8ZM34 110V111H30L31 113H29V110ZM66 109V110H65ZM78 109V110H77ZM134 109V108H133ZM180 109V108H179ZM179 109H177V110H179ZM26 110V111H25ZM28 110V111H27ZM41 110V109H40ZM62 110H64V114H62ZM141 110V111H142ZM150 110H149V112H150ZM188 110V109H187ZM213 110V111H214ZM236 110V111H235ZM14 111H17V109L16 110H14ZM14 111H12V112H14ZM37 111V112H36ZM65 111H66V113H65ZM115 111V114L117 113ZM172 112L174 111L173 109L171 110ZM175 111H176V109H175ZM186 111V110H185ZM190 111V110H189ZM68 112H69V114H68ZM73 112H75V110L73 111ZM120 112H121V114H120ZM136 112V110H135V112L133 113V112H131V113H133V114H135V113H137ZM148 112V111H147ZM168 112V113H167ZM180 112V111H179ZM187 112V111H186ZM194 112V111H193ZM205 112V111H204ZM202 113L200 116H198V117H203L202 115L203 114H205V113ZM206 112H207V110H206ZM232 112V111H231ZM231 112H230V114H231ZM11 113V112H10ZM17 113V112H16ZM19 114H20V112H18ZM37 113V114H36ZM57 113V114H56ZM108 113H110V114H108ZM130 113V114H131ZM175 113V112H174ZM188 113V112H187ZM196 113V112H195ZM198 113V112H197ZM210 113V112H209ZM215 113V114H214ZM238 113H239V111H238ZM12 114V113H11ZM19 114H18V116H19ZM22 114V113H21ZM20 114V115H21ZM26 114V115H27ZM49 114H51V113H49L48 112V116H49ZM67 114V115H66ZM71 114V115H70ZM132 114V116H134ZM140 114H142V115H140ZM178 114V113H177ZM176 114V115H177ZM181 114V113H180ZM183 114H185L184 112H183ZM199 114H197V115H199ZM207 114H208V112L205 114L206 115V117H203V118H205V120L207 119V121H210V120H208V119H210V118H208L207 117ZM211 114H209V115H211ZM235 114V115H236ZM10 115V117H8ZM24 116V119H23V117L22 116H20V118L22 117V119L23 120H25V122H26V119H27V117L28 116ZM34 115V116H33ZM57 115V116H56ZM58 115L60 116V117H58ZM62 115H63V117H62ZM65 115V116H64ZM74 115V114H73ZM110 115V116H109ZM172 115V114H171ZM192 115H194V114H190L189 116H190V118L189 119H193V117L191 118V116ZM196 115V116H197ZM204 115V116H205ZM211 115V116H212ZM218 115V116H219ZM12 116V117H11ZM37 116V117H38ZM51 116V115H50ZM72 116V117H71ZM128 116H130V118L128 117ZM151 116H153V117H151ZM188 116V115H187ZM188 116V117H189ZM195 116V117H196ZM210 116V117H211ZM214 116H213V118H214ZM219 116V117H220ZM25 117H26V119H25ZM151 117V118H150ZM154 117V118H155ZM170 117V116H169ZM175 117V116H174ZM180 118H181V116H179ZM183 117V116H182ZM215 117V118H216ZM239 117V116H238ZM18 117L16 116V119H17ZM47 118V117H46ZM58 118V119H57ZM146 118V117H145ZM177 118V117H176ZM183 118H185V117H183ZM187 118V117H186ZM233 118H235V117H233ZM9 119V120H8ZM22 119H18V120H21L22 121ZM39 119V120H38ZM45 119V118H44ZM49 119H52V117H50ZM113 119V118H112ZM171 119H174V118H171ZM212 119V118H211ZM216 119V120H217ZM6 120L8 121L7 123H6ZM28 120V119H27ZM65 120V121H66ZM73 120H75V119H73ZM73 120H70L71 122L73 121ZM133 120H134V122H133ZM164 120H165V118H164ZM170 120V119H169ZM169 120H167V121H169ZM176 120V119H175ZM185 120V119H184ZM184 120L182 121V119H181V121L184 123ZM187 120H188V118H187ZM186 120V122H188ZM195 120H197V119H195ZM194 120V121H195ZM204 120V119H203ZM214 120V119H213ZM17 121V120H16ZM16 121H14V122H16ZM29 121H31V119H29ZM29 121H27L28 123H29ZM47 121V120H46ZM49 122H50V120H48ZM53 121V120H52ZM63 122L65 125L63 126V127H65L67 124H66V122ZM111 121V122H110ZM172 121V120H171ZM174 121V120H173ZM176 121H178V119L176 120ZM175 121V122H176ZM212 121V120H211ZM227 121H225V122H227ZM260 121H262L263 122V124H260V123H258V122H260ZM12 124H11V123ZM19 122V121H18ZM68 123H69V121H67ZM75 122V121H74ZM129 122H132L131 124H133V123H135L136 124V126L135 127H138L137 129H139L141 132L139 133V131L136 129V131H134L135 133H133V130H135V129H132L131 128V130L129 131V128L128 127H130V126H134V124L133 125H130L129 124ZM137 122V121H136ZM179 122V121H178ZM199 122H201V121H199ZM199 122H196V124L195 125H197L198 126V124H200ZM203 122V121H202ZM215 122H217V121H215ZM233 122H235V123H233ZM247 122H251L250 124L248 123L247 124ZM3 123V124H2ZM4 123H6V125H4ZM21 123H19V124H21ZM42 123V124H41ZM75 123H77V122H75ZM121 123V124H120ZM149 123H148V125H149ZM155 123H154V126H155ZM161 123V122H160ZM168 122H166V124H167ZM172 123V122H171ZM181 123V122H180ZM193 123V122H192ZM221 123H224V122H221ZM246 123V124H245ZM1 124L3 125V126H1ZM14 124V125H13ZM29 124H32V123H29ZM49 124V123H48ZM53 124V123H52ZM74 124V123H73ZM120 124V125H119ZM130 125V126H127V125ZM162 124H163V121H162ZM162 124H159V126L161 125L162 126ZM165 123H164V125H166ZM186 124H188V123H186ZM203 124V123H202ZM214 124H216V123H212V126L214 125ZM38 125V129H37V126ZM59 125H61V126H59ZM112 125H108V127H111L110 129H111V132L109 133V131H108V133H109V135L112 133V132H115V130L113 129L112 130ZM117 125V126H116ZM125 125H126V127L127 128H125ZM171 125V124H170ZM173 126H170L169 128L170 129H172L171 127H173V130H174V128L175 127H177V126H175L174 127V124H172ZM177 125V124H176ZM182 125V124H181ZM189 125V124H188ZM188 125H186V127L188 128ZM192 125H194V124H192ZM218 125V124H217ZM222 125V124H221ZM228 125H225L224 126V124H223V126L225 127V129L226 130H229V129H227L226 127H230V126H228ZM251 125V126H250ZM5 126V127H4ZM11 126H13V127H11ZM18 126V125H17ZM28 126H29V130H28ZM39 126H41L40 128H39ZM90 126H92V127H90ZM102 126H103V128H102ZM106 126V127H105ZM140 126H142V124L140 125ZM179 126V125H178ZM183 127H185L184 126V124L182 125ZM190 126V125H189ZM201 126H203V125H201ZM200 126V127H201ZM211 126V125H210ZM239 125L237 126L238 127V129L237 130H239V127H240ZM2 127H4V129L2 128ZM11 127V128H10ZM56 127V128H55ZM59 127V129H57ZM67 127V126H66ZM83 127H85L82 131L80 130V129H82ZM89 127V128H88ZM166 127L168 128V126L166 125ZM199 127V128H200ZM217 127H219V126H217ZM221 127V126H220ZM219 127V128H220ZM235 127V126H234ZM15 128V127H14ZM18 128H19V126H18ZM20 128H21V126H20ZM35 128H36V130H35ZM134 128V127H133ZM161 128V127H160ZM168 128V129H169ZM187 128H184V129H187ZM205 128V127H204ZM207 128H208V126H207ZM209 128H211V127H209ZM208 128V129H209ZM219 128H218V130H219ZM231 128V127H230ZM247 128H244L245 130H247ZM263 128V129H262ZM11 129V130H10ZM40 129V130H39ZM89 129V130H88ZM103 129V130H104ZM107 130L109 129V128H106ZM106 129L104 130V134H105V132H106ZM156 129V128H155ZM157 129H158V127H157ZM162 129H163V127H162ZM168 129H166V130H168ZM177 129H178V127H177ZM183 129V130H184ZM222 129V131H225V129L222 127L221 128ZM224 129V130H223ZM243 128L241 127V130H242ZM20 130V129H19ZM27 130V131H26ZM39 132H38V131ZM58 130H61L60 132H58ZM181 130V129H180ZM194 130V129H193ZM202 130H205V129H202ZM207 130V129H206ZM210 130V129H209ZM244 130V131H245ZM261 130H263V132H261ZM35 131V132H34ZM125 131V132H126ZM145 131V132H144ZM158 131H159V129H158ZM161 131V130H160ZM165 130H163V132H164ZM200 131V130H199ZM216 131V130H215ZM231 131H235L234 130V128H233V130H231ZM8 132H5L4 131V133H2L1 134V136H3L4 137V134L5 133H8ZM34 132V133H33ZM86 132H88V133H86ZM123 132V131H122ZM121 131L120 132H118L119 134L120 133H122ZM125 132H124V135H125ZM150 132V130L148 131V133ZM166 132V131H165ZM164 132V133H165ZM179 131H176L175 133H176V135H177V133H178ZM182 132V131H181ZM180 132V133H181ZM187 132V131H186ZM188 132H191V130L189 131L188 130ZM196 131H194V133H195ZM197 132H198V130H197ZM196 132V133H197ZM205 132V131H204ZM209 132V131H208ZM208 132H207V134H208ZM212 132V131H211ZM249 132V135L247 134ZM21 132H19L18 134H20ZM62 133V134H63ZM81 133V134H82ZM101 133V136H103L102 134V132H101V130H100V132L98 133L97 132V134L99 135ZM127 133V132H126ZM159 133V132H158ZM166 133H168V132H166ZM173 133V132H172ZM171 133V134H172ZM175 133L173 134V137L174 138H176L174 135H175ZM179 133V134H180ZM183 133V132H182ZM193 133V134H194ZM201 133H203V131L201 132ZM215 133V132H214ZM221 133V132H220ZM234 133V132H233ZM236 133H237V131H236ZM9 134V133H8ZM7 134V135H8ZM32 134H34V136H32ZM61 134V135H62ZM91 134V133H90ZM96 134V135H97ZM139 134V135H138ZM156 134H157V131H156ZM161 134V133H160ZM169 134H170V132H169ZM170 134V135H171ZM190 134H192V133H190ZM206 134V133H205ZM227 134H229V131L227 132ZM7 135H5L6 136V138H8L7 137ZM9 135H11V133L9 134ZM25 135H27V136H25ZM49 135V136H48ZM63 135H65V134H63ZM108 135V136H109ZM112 135V134H111ZM121 135V134H120ZM122 135H123V133H122ZM123 135V138L125 137ZM130 135V136H131ZM166 135V134H165ZM198 135V134H197ZM196 135V136H197ZM20 136V135H19ZM29 136V137H28ZM75 136V135H74ZM76 136H82V135H80V133L79 134H76ZM75 136V137H76ZM82 136V137H83ZM116 136H118V135H116ZM127 136L129 137V135H128V133H127ZM145 135H144V137H146ZM157 136H159V135H157ZM163 135H161V137H162ZM168 137H169V135H167ZM180 136H181V134H180ZM185 136V135H184ZM190 136V135H189ZM211 136V135H210ZM214 136V135H213ZM216 136V135H215ZM214 136V137H215ZM223 136H225V135H223ZM13 137V136H12ZM27 137V138H26ZM34 137V138H33ZM58 137L56 138L57 139V141H58ZM69 137V136H68ZM68 137H65L64 138V136H63V139H65L66 140V138H68ZM93 137V138H92ZM107 137V136H106ZM160 137V136H159ZM161 137L159 138V139H161ZM171 137V136H170ZM186 138H187V136H185ZM202 137V136H201ZM207 137V136H206ZM213 137V138H214ZM221 137V136H220ZM219 137V138H220ZM5 138V137H4ZM24 138H26V139H24ZM38 138H36L35 140H29V139H27V142H28V140L30 141V143L32 144V143H34V144H36L37 146H39L37 143H39V141L41 142L40 144H44L45 142H48V141H51L52 140V138H51V140H50V138L49 139H46V137H45V139H44V143H42V141L41 140H39L38 141ZM53 138V139H54ZM77 138V137H76ZM76 138H74V139H76ZM96 138H100V140H102V137H100V136H97V137H95V139L94 140H96ZM110 138V137H109ZM114 138V137H113ZM112 137H111V139H113ZM118 138H120V140L119 141H121L122 139H121V137H119L118 136ZM118 138H115V139H118ZM126 139H127V137H125ZM131 138H135V137H131ZM166 138V137H165ZM174 138H172V139H174ZM191 138V137H190ZM192 138H194V137H192ZM196 138V137H195ZM218 138V137H217ZM226 139H227V137H225ZM228 138H231V140L233 139V137H228ZM8 139H10V137L8 138ZM23 139V140H22ZM107 139V138H106ZM104 137H103V140H106ZM128 139H130V138H128ZM127 139V140H128ZM155 139H158V137L157 138H155ZM158 139V140H159ZM169 139V138H168ZM181 139V138H180ZM204 139H206V138H204ZM210 139V138H209ZM223 139V138H222ZM225 139V140H226ZM1 140H2V138H1ZM18 140H20V142H18ZM22 140V141H21ZM48 140V141H47ZM55 140V139H54ZM53 140V141H54ZM60 140V139H59ZM65 140H63L64 142H65ZM69 140H71L73 143L75 142V140H73L72 138L70 139V137H69ZM68 140V141H69ZM85 140V141H86ZM135 140V139H134ZM139 139L138 140H136V141H140ZM158 140H154V141H158ZM164 140V139H163ZM215 140V139H214ZM224 140V143H226V141L228 140H226L225 141ZM32 141V142H31ZM37 143H36V142ZM56 141V140H55ZM54 141V142H55ZM71 141H69L68 143H70V145H71ZM98 141V139L95 141V142H97ZM124 140H122V143L121 142H119L120 144L119 145H122V144H125L124 142H123ZM129 141V143H130V140H128ZM153 141V143H152V145L153 144H155V142ZM170 141H171V138H170ZM177 141V140H176ZM180 141H182V140H180ZM187 141V140H186ZM196 141L197 140H195V142L194 143H196ZM199 141V140H198ZM198 141H197V143H198ZM229 141H230V139H229ZM59 142V141H58ZM61 142H62V139H61ZM91 142H92V145H90L91 144ZM110 142V144L111 143H113V142H111V141H109ZM115 142L116 141H114V144L113 145H115ZM135 142V141H134ZM159 142V141H158ZM166 143H167V145H168V141H165ZM201 143H203L202 141H200ZM220 142V141H219ZM228 142V141H227ZM56 143V142H55ZM60 143V142H59ZM101 144L102 142H97V145L98 144ZM104 143V142H103ZM102 143V144H103ZM106 143H107V141H106ZM128 142L125 144V145H127V144H129ZM163 143V142H162ZM165 143V144H166ZM170 143V142H169ZM174 143V142H173ZM177 143H179V141L177 142ZM176 143V144H177ZM188 143H190L189 141H188ZM191 143L193 144V142H192V139H191ZM200 143V144H201ZM28 144H29V142H28ZM29 145L31 148H36L35 146L36 145H34L33 144V146L32 145ZM47 144H49V143H47ZM50 144H51V142H50ZM57 144V143H56ZM61 144V143H60ZM60 144H58V145H55V146H57V147H52L53 145L51 144V147H52V149H57V151L58 152H60L58 149H60L61 147L59 146ZM108 144V143H107ZM116 144H117V146H119L118 145V142H116ZM131 144H132V142H131ZM184 144V143H183ZM186 144V143H185ZM184 144V145H185ZM205 144V143H204ZM212 144V143H211ZM27 145V144H26ZM64 146V147H66L67 145L69 146V144H67V141L65 142V143H62L61 144V146ZM73 146H75V144H72ZM71 145V146H72ZM96 145V146H97ZM109 145V144H108ZM107 145V146H108ZM112 145V144H111ZM111 145L109 146V148L111 147ZM112 145V146H113ZM133 145V144H132ZM135 145L136 144H134L133 146H130L131 148H129V150L131 149V150H133L132 149V147H135ZM169 145H173V144H169ZM196 145V144H195ZM210 145V144H209ZM208 145V146H209ZM40 146H42V145H40ZM40 146H39V148L36 150L37 152L34 154V158H35V155L37 154V153H40V152H42V151H39L40 149H44L45 148V150L47 149L46 148V143H45V146H43V147H41L40 148ZM62 146V147H63ZM66 147L67 148V150H68V152H69V149H70V147ZM72 146V147H73ZM91 146V147H90ZM101 146H105L104 144L103 145H101ZM107 146H105V147H107ZM124 146V145H123ZM154 146V145H153ZM153 146H151V147H153ZM156 146H157V142H156ZM163 146V145H162ZM166 146V145H165ZM183 146V145H182ZM188 146V145H187ZM186 146V147H187ZM192 146V145H191ZM191 146L189 147L190 149H191ZM194 146V145H193ZM51 147H48V148H50V150H52L51 149ZM60 147V148H59ZM64 147H63V149L61 148L60 150H64V152L63 153H65V154H67L66 152H67V150H65L64 149ZM76 147V146H75ZM74 147V148H75ZM83 147V148H84ZM115 147V149L117 150V149H119L121 146H119V148H116V146H114ZM114 147H113V149H114ZM126 147V146H125ZM127 147H129V146H127ZM127 147L125 148L126 150H127ZM137 147V146H136ZM136 147H135V149H136ZM146 147V146H145ZM169 147V149H170V146H168ZM172 147V146H171ZM174 147H175V145H174ZM176 147H178V146H176ZM181 146H179V148H180ZM2 148V149H1ZM6 149L5 151H4V149ZM9 148V149H8ZM10 148H14V149H17L16 151L17 152H15L14 151V149H10ZM22 148V147H21ZM69 148V149H68ZM74 148H72L73 149V151L75 152V150H74ZM88 148L90 149L91 148V152H93V154L92 153H90V151L88 150ZM163 148V147H162ZM165 148V147H164ZM166 148H167V146H166ZM193 148H197V147H193ZM209 148V147H208ZM72 149L70 150V151H72ZM76 149V148H75ZM79 148H77V150H78ZM97 149H98V147H97ZM97 149H96V152H97ZM105 149V148H104ZM114 149V150H115ZM124 149V150H125ZM135 150L136 152H134V151H132V152H134V153H136L137 154V151L138 150ZM155 149V148H154ZM182 149V148H181ZM195 149L193 150V152L195 151ZM198 150H200L199 148H197ZM202 149V148H201ZM7 150H10V151H7ZM22 150V149H21ZM24 150H25V146H24ZM26 150H27V148H26ZM49 149H47V153H48V155L47 156H49V154L53 151H51V152H49L50 151ZM81 150V152H80V154L82 153V148L80 149ZM95 150V149H94ZM99 150V149H98ZM101 150V149H100ZM102 150H103V148H102ZM129 150H127V152H128V154H130L131 153V151L129 152ZM155 150H157V148L155 149ZM154 150V151H155ZM159 150V149H158ZM161 150H164V149H161ZM166 150V149H165ZM170 150H173V149H170ZM170 150H168V148H167V151H169V156H170ZM175 150V149H174ZM184 150V149H183ZM187 150V149H186ZM197 150V151H198ZM1 151H4V152H1ZM11 152V151H14L15 153H17L16 155H14L13 156V154L12 153H10L9 155L8 154H6L7 152ZM23 151V150H22ZM66 151V152H65ZM113 151V150H112ZM121 151H122V149H121ZM160 151V150H159ZM176 151V150H175ZM179 151V150H178ZM188 151V153L189 154H192L191 152H189L190 150H187ZM225 152L224 154L227 156L228 154H229V156H228V158L229 159H227L226 157H224V159H226L224 162L222 161V160H224V159H222V158H220L221 156H219L220 154H218V153H216V152ZM6 152V153H5ZM30 152L31 153H33V154H31V155H29L30 154ZM57 152V153H58ZM74 152H71L72 153V155H71V153L69 152V155L72 157L73 156V154H76V153H74ZM83 152V153H84ZM95 152V153H96ZM103 152V151H102ZM105 152V151H104ZM110 152V154H112V152H111V150L109 151ZM117 152V151H116ZM156 152V151H155ZM171 152H173V151H171ZM200 152H201V150H200ZM1 153H3V154H6L7 155V157L8 156H10L11 154V157H8V158H6V155H1ZM14 153V154H15ZM43 153V154H42ZM41 154H40V156L42 155H44V154H46V151H44V152H42ZM55 153H56V151L55 152H53V154L52 155H55ZM57 153H56V157H57ZM62 153V152H61ZM61 153H59V155H60V159H61V157H62V159H64L65 157H63V154H62V156H61ZM78 153H79V151H78ZM82 153V154H83ZM84 153V154H85ZM100 153V152H99ZM107 153V152H106ZM161 153H163L162 151H161ZM165 153H167V152H165ZM183 153H185V152H183ZM197 154V152H194V154ZM64 154V155H65ZM79 154V155H80ZM83 155L84 156V158L83 157H81L82 155H80V157L81 158H83V159H85V156L87 157V155ZM88 154V155H89ZM91 154L93 155V156H91ZM98 154V153H97ZM109 154V155H110ZM119 154V153H118ZM118 154H117V158L119 159V157L120 158H122L123 157V155H122V153L120 152V155L122 156H118ZM140 155L138 156V157H142V158H144L142 155H141V152L139 153ZM156 154V153H155ZM164 154V153H163ZM174 154H176V153H174ZM174 154H172V156L174 155ZM180 154V153H179ZM179 154L177 153V155L179 156ZM199 154V153H198ZM201 154V153H200ZM199 154V155H200ZM221 154H223V153H221ZM18 155H19V157L20 158H22L23 159V157H26V158H30V159H32V160H30V159H27L28 161H26V158H24V160H25V163L27 162V163H29V164H27L26 163V165H28V166H26L25 165V163L23 164V163H19L18 161H21V162H23L24 160H22V159H12V157H15L16 156V158L18 157ZM20 155H22V156H20ZM39 155V154H38ZM58 155V156H59ZM68 155V154H67ZM77 155V154H76ZM100 155H102V154H100ZM113 155V154H112ZM112 155H110V156H112ZM126 155V154H125ZM131 155H133V158L131 157ZM214 155H212V156H214ZM225 155H222V157L223 156H225ZM28 156V157H27ZM40 156H36V158L37 157H39V158H41L42 160H43V158L42 157H40ZM51 156V155H50ZM66 156V155H65ZM70 156H68V157H70ZM103 156V155H102ZM157 156V155H156ZM167 156V155H166ZM166 156H165V158H166ZM184 156V155H183ZM192 155H190V157H191ZM196 156H198V155H196ZM217 156H219V159H218V157ZM54 157V156H53ZM53 157H51L50 159H52V160H54L53 159ZM68 157H67V159H68ZM73 157H76V158H79V157H77V156H73ZM104 157V156H103ZM105 157H106V155H105ZM108 157V156H107ZM113 158L115 157V156H112ZM128 157V156H127ZM127 157L125 156V159H124V157L122 158V159H119V160H121V162L123 161V163H121L119 160V162H118V164H123L124 165V167L123 168H126L127 167V165H128V160L129 159H127ZM153 157H155V156H153ZM161 157H163V155L161 154ZM177 157V156H176ZM186 157H188V156H186ZM184 158V159H188V161H187V163H189V160H190V163H192V164H194V166L195 167H193L192 165H191V167H189V170H190V168H191V170L193 169V168H196L197 166V164L195 165V163H193V162H191V158ZM1 158H5V159H3L2 161H1ZM10 158L12 159V160H10ZM35 158V159H36ZM38 158V159H39ZM45 158V157H44ZM49 158V157H48ZM47 158V159H48ZM75 158V159H76ZM112 158V159H113ZM116 158V157H115ZM114 158V163L113 164H115L114 166H116V168H118L119 167V165H117V161H115V160H117V158L115 159ZM128 158H132V160L130 161V162H132L133 163V159L134 158H137V155H136V157H135V155L132 153V154H130L129 155V157ZM141 158V159H142ZM164 158V157H163ZM164 158V159H165ZM173 158V157H172ZM175 158V157H174ZM178 158V157H177ZM193 158V157H192ZM196 158H198V159H200V157H196ZM7 159V160H6ZM35 159L33 160V162L32 163H34V161H35ZM58 159H59V157H58ZM57 158H56V160H58ZM70 159H68V160H70ZM80 159V158H79ZM88 160H90V158H87ZM103 160H104V163H105V159L104 158H102ZM107 159V158H106ZM126 159H127V165H126V163L124 164V162L126 161ZM140 159V160H141ZM155 159V158H154ZM153 159V160H154ZM167 159H169V157L167 158ZM170 159H171V157H170ZM13 160H15V161H13ZM37 160V159H36ZM77 161H79L78 159H76ZM76 160H74L73 162H75ZM136 160H138V159H135V164H136ZM150 160V159H149ZM196 160V159H195ZM194 160V161H195ZM12 161V163H13V165H14V167H21V171L22 172H24V174H25V176H24V179L23 178H21V177H23V173H21L19 170H17L18 168H14L13 167V165L11 164V165H9L10 164V162ZM51 161V160H50ZM59 161H61V160H59ZM80 161H81V159H80ZM100 161H102L101 159H100ZM148 161V160H147ZM167 161H169V160H167ZM171 161V160H170ZM193 161V160H192ZM197 161V160H196ZM198 161H200V160H198ZM14 162H16L15 164H14ZM20 164L19 166H18V163ZM52 162V161H51ZM54 162L55 161H53V165H54ZM63 162V161H62ZM72 162V163H73ZM92 162H94V164L92 163ZM96 162V163H95ZM103 162V161H102ZM139 161H137V163H138ZM156 162V161H155ZM165 162V161H164ZM172 162V161H171ZM171 162H167L168 164L170 163V164H172ZM176 162V161H175ZM179 162V161H178ZM201 164L200 165H202V159H201ZM4 163V165L6 164V166H4V169H3V166H2V164ZM45 163V162H44ZM50 163V162H49ZM61 163V162H60ZM60 163H59V165H60ZM65 163V165H66V167H67V164ZM77 163H79V164H77ZM82 163H85V165L84 164H82ZM97 163V164H98ZM101 163V162H100ZM99 163V164H100ZM103 163V164H104ZM112 163V162H111ZM132 163H130L129 165H131ZM142 163H140V164H142ZM150 163V162H149ZM149 163H147V164H149ZM154 163V162H153ZM163 163V162H162ZM186 163V162H185ZM186 163V164H187ZM197 163V162H196ZM204 163V162H203ZM38 164H40V163H37V166H38ZM51 164L52 163H50V165L49 166H51ZM76 164H77V167L75 166V163H73V165L74 166H72L73 168H77L78 169V167H80L79 165H80V162H76ZM91 164H93V166L94 167H92L91 166ZM135 164H134V168L135 169H137L136 171L137 172H139V171H144V169H143V166L141 165V167H140V165H138L139 166V168H141L139 171H138V168H137V166L135 167ZM169 164V165H170ZM181 164H184V162L182 161L181 162ZM185 164V165H186ZM23 165H25V169H26V167L29 169H26V170H24L23 168ZM34 165H36L35 163H34ZM52 165V166H53ZM56 165V164H55ZM58 165V164H57ZM53 166L54 168L53 169H55L56 167H57V169L55 170V171H57V170H59V168H62L61 169V171L64 169L65 170V172L64 173H66L67 174V171H66V169H65V167L63 166V167H58V166ZM63 165H64V162H63ZM102 165V164H101ZM108 165V164H107ZM112 165V164H111ZM122 165V166H123ZM128 165V166H129ZM149 165H151V163L149 164ZM159 165V164H158ZM178 165V164H177ZM179 165H180V163H179ZM185 165H182L183 166V168L185 169ZM11 167V169L15 172L16 170V172H15V174H19V175H17V177H18V179H22V182L21 181H18V183L19 182H21V183H23L24 182V184H21V183H19L20 185L19 186H16V185H18L17 184V178H16V175L14 174V172L12 173L11 172V169H9V167ZM45 166V165H44ZM60 166H62V164L60 165ZM92 167V169L94 168V170L91 172L90 170H92L90 167ZM100 165H98V167H99ZM109 167H110V165H108ZM122 166L121 167H119V169L120 168H122ZM132 166V165H131ZM166 162L164 163V167L166 168ZM173 166H176V165H172V167ZM188 166H190V165H188ZM187 166V167H188ZM204 166V165H203ZM202 166V167H203ZM35 167V166H34ZM102 166H100V168H101ZM133 167V166H132ZM131 167V168H132ZM150 167V166H149ZM152 167H153V165H152ZM159 167V166H158ZM163 166H162V168H164ZM187 167H186V169H187ZM200 167V166H199ZM206 167V168H207ZM36 168H38V167H36ZM39 168H41V167H39ZM45 169H47V166L46 167H44ZM72 168V169H73ZM75 168V169H76ZM83 168L84 169H86L87 171H86V175L84 174L83 175V173H85V172H82V170H83ZM103 168V167H102ZM122 168V169H123ZM129 168H130V166H129ZM133 168V169H134ZM161 168V169H162ZM168 168V167H167ZM174 168V167H173ZM176 168H178V167H176ZM175 168V169H176ZM0 169V170H1ZM15 169V170H14ZM51 169H52V167H51ZM53 169H52V171H53ZM76 169V170H77ZM109 169V168H108ZM115 169V168H114ZM143 169V170H142ZM151 169V170H150ZM155 169V168H154ZM156 169H158V168H156ZM156 169H155V171H156ZM160 169V170H161ZM170 169V168H169ZM197 169H199L198 167H197ZM204 169H205V167H204ZM204 169H199V170H197V172H200V175H202V173L204 174L203 176H205V173H204ZM219 169V170H218ZM28 170V171H27ZM63 170V171H64ZM71 170V171H70ZM111 170V169H110ZM124 170V169H123ZM126 170V169H125ZM128 170V169H127ZM130 170H132V169H130ZM181 170H182V168H181ZM189 170H188V172H189ZM194 170H196V169H194ZM201 170H203V172H201ZM2 171H0L1 173L0 174H2ZM9 171L11 172V174L9 173ZM27 171V172H26ZM30 171V172H29ZM33 171H35V170H33ZM84 171V170H83ZM90 173H89V172ZM96 173H95V172ZM113 171V170H112ZM129 171V170H128ZM152 171V172H151ZM154 171V172H155ZM167 171H169V170H167ZM173 171H174V169H173ZM186 171V170H185ZM19 172V173H18ZM74 172H77V171H74ZM117 172V171H116ZM119 172H120V170H119ZM122 172V171H121ZM120 172V173H121ZM124 172H126V171H124ZM124 172L122 173V175L124 174ZM176 172V171H175ZM179 172V171H178ZM177 172V173H178ZM9 173V174H8ZM33 173V172H32ZM38 173V171L36 172V174ZM40 173V172H39ZM39 173H38V175H39ZM47 173V172H46ZM57 173V175H58V173H59V171H57V172H53V175H55ZM64 173H63V175H64ZM87 173H89L90 175L88 176V174ZM97 173H98V177H96L94 180L92 179V176H93V178H94V176H96L97 175ZM128 173V174H129ZM140 173V172H139ZM146 174H145V176L142 174V172H141V175L142 176H140L141 178L142 177H144L143 179H145L146 177H147V172H145ZM148 173V174H149ZM157 173V172H156ZM163 173H164V169H163ZM167 173L168 172H166V175H167ZM190 173V172H189ZM192 173V172H191ZM42 174V175H43ZM79 174V175H78ZM92 174H94V175H92ZM96 174V175H95ZM102 174V173H101ZM113 174V175H112ZM151 174H149L150 176H151ZM179 174V173H178ZM193 174H195L196 175V172L195 173H193ZM198 174V173H197ZM12 176V177H9V176ZM20 175H22L20 178H19V176ZM34 175L35 174H32V177L31 178H33L34 177ZM63 175H61V177H65V175L63 176ZM82 175V176H81ZM118 175V174H117ZM122 175H120L119 174V176H122ZM125 175V174H124ZM139 174H136V176H138ZM157 175H158V173H157ZM164 175H165V173H164ZM169 175V174H168ZM171 175V174H170ZM183 175H184V173H183ZM194 175V176H195ZM9 177V178H15L13 181H11V179H9V178H7V177ZM13 176H15V177H13ZM37 176V175H36ZM40 176H41V173H40ZM73 176V175H72ZM71 176V177H72ZM76 176H74V177H76ZM79 176V177H78ZM116 176V178H113V177H115ZM118 176V177H119ZM161 176V175H160ZM160 176H159V178H160ZM176 176V175H175ZM197 176V175H196ZM196 176H195V178H196ZM202 176V177H203ZM4 177H6L7 179H9L8 181H11V184L12 185H10V183H8V181L6 180V178H4ZM26 177V178H25ZM38 177V176H37ZM42 177V176H41ZM69 177V178H68ZM84 177V178H83ZM86 177V178H85ZM89 177H91V179H89ZM105 177H106V179H105ZM179 177V176H178ZM190 177V176H189ZM193 177V176H192ZM200 177V176H199ZM202 177H200V178H196V179H199V181H201L202 179H204V178H202ZM31 178H29L30 180H31ZM40 178V177H39ZM54 178V177H53ZM55 178H54V180H55ZM99 178H100V180H99ZM107 178L109 179V180H107ZM140 178V179H141ZM179 178H181V177H179ZM182 178H183V176H182ZM182 178H181V180H182ZM187 178H188V176H187ZM194 178V177H193ZM202 178V179H201ZM5 179V181L4 182H7L6 184H7V186H8V184L10 185V187H14L15 188V186H16V188H17V190L19 191V196H21L22 194H20V193H22L23 192V194H24V196L25 197H19V198H15L14 196H12V195H8V193H10L9 192V190H7L8 188L7 187H5L6 186V184H4V182H3V180ZM34 179H35V177H34ZM104 179V180H103ZM139 179V178H138ZM189 179V178H188ZM201 179V180H200ZM204 179V180H205ZM24 180V181H23ZM37 180V179H36ZM36 180H34V181H36ZM40 180V179H39ZM41 180H43V179H41ZM69 180V181H68ZM91 180H93L92 182H91ZM98 180V181H97ZM137 180V178L135 179V181ZM159 180V179H158ZM158 180H156V181H158ZM167 180V179H166ZM178 180V179H177ZM204 180H202L201 182H203ZM16 181V182H15ZM32 181V180H31ZM46 181H45V183H46ZM71 181V183H69ZM106 181V182H105ZM118 181V182H117ZM141 181H143L142 179H141ZM155 180H153V182H154ZM155 181V182H156ZM168 181H169V179H168ZM185 181V180H184ZM189 181V180H188ZM15 182V184L13 185V183ZM41 183L43 182L44 183V181H40ZM105 182V183H104ZM171 182H172V179H171ZM183 182V181H182ZM181 182V183H182ZM186 182H187V179H186ZM192 182V181H191ZM191 182H190V185H191ZM32 183V186L33 187H31L32 188V190L33 189H35V187H36V185L35 184H33V181L31 182ZM38 183H39V181H38ZM40 183V185L42 186L43 185V187L46 185H44V184H41ZM74 183V184H75ZM92 183V184H91ZM117 183H118V185H117ZM123 183L125 184V186L123 185ZM131 183V184H132ZM157 183V182H156ZM175 183L177 184V182L175 181ZM185 183V182H184ZM189 183V182H188ZM192 183H194V182H192ZM196 183V182H195ZM205 183V182H204ZM26 184V185H25ZM37 184V183H36ZM66 184H70V187H67L66 186ZM127 184V185H126ZM130 184V185H131ZM144 184V185H143ZM171 184V183H170ZM179 184V183H178ZM197 184V183H196ZM199 184V183H198ZM39 184H37V186H38ZM63 185H65L67 188H64L63 187ZM92 185V186H91ZM96 185H94V187H96ZM104 185H103V187H104ZM117 185V186H116ZM181 185V184H180ZM179 185V186H180ZM182 185H183V183H182ZM181 185V186H182ZM194 185V184H193ZM47 186V185H46ZM89 186H91L90 188H89ZM101 186V185H100ZM107 186H108V188H107ZM118 187L119 186V188L121 187V189H123V190H121L120 191V193L121 192H123V193H121V194H123V195H120V193L118 192V189L116 188V187ZM161 186L162 187H164L162 184H161ZM171 186H175L173 183H172V185ZM177 186V185H176ZM180 186V187H181ZM199 185H197V187H198ZM202 186V184L200 185V187ZM1 187V186H0ZM83 187L85 188V189H83ZM102 187V188H103ZM130 187V186H129ZM6 188V189H5ZM14 188H12L13 189V191L16 189H14ZM46 188V190L48 189H50V188H48V187H45ZM139 188H141V190L139 189ZM144 190H143V189ZM176 188V187H175ZM185 188H187V187H185ZM202 188V187H201ZM10 190H11V188H9ZM36 189L38 190L39 188H37L36 187ZM52 189V188H51ZM50 189V190H51ZM70 189H67V190H70ZM76 189V188H75ZM115 189H116V191H115ZM155 189H157V188H155ZM178 189H179V187H178ZM182 189V188H181ZM30 190V189H29ZM57 190V191H56ZM80 190V191H79ZM92 190V189H91ZM90 190V191H91ZM93 190L94 191H96L95 190V188H93ZM100 190H102V192L104 191L105 192V190L104 189H100ZM120 190V189H119ZM163 190V191H164ZM177 190V189H176ZM183 190V189H182ZM13 191L11 192V193H13ZM16 191V190H15ZM22 191V192H21ZM28 191V190H27ZM36 191V190H35ZM53 191V190H52ZM89 191V192H90ZM93 191V193H95ZM34 192V191H33ZM38 192V191H37ZM69 192V193H70ZM107 193L109 192V191H106ZM105 192V193H106ZM131 192V193H130ZM177 192V191H176ZM16 192H14V194H15ZM28 193V192H27ZM38 193H40V192H38ZM68 193V192H67ZM83 193H86V197L83 195ZM160 193H162V191L160 192ZM186 193V194H185ZM13 194V195H14ZM90 194V193H89ZM95 194H100V192H99V189H98V191H97V193H95ZM112 193L110 192V195H111ZM120 196H119V195ZM148 196H147V195ZM185 194V195H184ZM6 195H8V196H6ZM29 196H31V194H28ZM90 195H92V193L90 194ZM100 195H102V193L100 194ZM100 195H98V196H100ZM105 195V194H104ZM110 195H108V197L110 196ZM117 195H118V197H119V199L117 198ZM32 196H34V195H32ZM36 196V195H35ZM71 196H74V197H71ZM103 196V195H102ZM105 196H107V194L105 195ZM122 196V197H121ZM147 198H146V197ZM11 197H13V198H11ZM80 197V198H79ZM121 197V198H120ZM133 197H134V199H133ZM52 198V199H51ZM66 198V199H65ZM131 198H132V200H131ZM13 199H18V200H13ZM32 199H33V197H32ZM38 199V200H37ZM86 199V200H87ZM107 199H109V198H107ZM135 199H137V202L136 203H133L132 201H134ZM94 200H96V201H94ZM99 200V201H98ZM120 200V201H119ZM118 201L120 202V203H118ZM136 201V200H135ZM158 201H160V204H158V208H154L153 207V204L155 205V203H157ZM161 201L163 202V203H165L164 205H162L163 203H161ZM1 202H3L4 203V205H3V207H2V204L3 203H1ZM53 202H57L58 204H59V206L56 204V206H55V204L53 203ZM155 202V203H154ZM50 203H53V204H50ZM71 203V204H70ZM152 204V205H151ZM206 204V205H205ZM208 204V205H207ZM33 205H39L40 206V208L41 209H43V210H41L40 208H39V206H36V207H38L41 211H39L38 213H40V212H42V214L41 215H44L43 217H41V219L42 218H44V220H45V217H48V218H50V216H51V213H53V211H56V212H54V213H58L59 212V210H62L63 212H64V215L66 216V214H70V216H71V220L70 219H66V218H68L67 216H69V215H67L66 216V218H65V216L64 217H59V215L58 214H56V215H58L57 216V218H58V220H57V218H56V216H55V218H56V220L55 219H53L54 217H52V218H50V220L49 219H47V220H49L50 222H48V221H46V222H48V223H46V224H44V226L41 228H39V226L38 225H36L37 224V222H38V220H39V223H41V224H39L40 226H42V222H40L41 220L39 219V217H38V219H37V216L35 215V219L34 220H32V221H36V224L35 223H33L31 220H29V219H33V214H37V212L35 211L34 213L32 212V211H34L35 209H32L34 206ZM157 205V204H156ZM156 205H155V207H156ZM159 205H160V207H159ZM201 205H203L202 207H201V209L203 210V208L205 209L204 211H202V210H200L201 212H199V211H197V210H199L198 208L201 206ZM33 206V207H32ZM204 206H209L208 207V209L207 208H205ZM196 207H198V208H196ZM47 208H49V212H48V210H47ZM195 208V209H194ZM37 209V208H36ZM39 209H37V211L39 210ZM192 209H193V211H195V215H193L194 216V219H193V216L192 217H188L189 215H192L193 214V211H192ZM197 209V210H196ZM75 210H77L76 212V214H75ZM94 210V211H93ZM189 210H191L190 212H189ZM210 213L211 211H212V213L214 212V213H216V214H214V215H210V216H206L207 214V211ZM58 211V212H57ZM62 211H60V213H62ZM95 211H97V214H95L96 212ZM188 211V212H187ZM196 211L198 212V215H197V213H196ZM185 212V217L183 216L184 214H182V213H184ZM187 212V213H186ZM218 212H220L219 214H218ZM54 213H53V216H54ZM191 213V214H190ZM182 214V216H180ZM187 214V215H186ZM38 216H39V214H38ZM61 216V215H60ZM160 216V217H159ZM163 216H165V219L166 220H169L170 222L168 223L167 221V223L166 222H164L163 223V221L161 222V219L163 218L164 219V217ZM172 216V217H171ZM174 216H176V217H174ZM196 216V217H195ZM198 216H199V218H198ZM169 218V219H167V218ZM170 217H171V219L173 220V221H176L175 222V224H176V226H174L175 224H171V222H173V221H171L170 220ZM174 217V218H173ZM181 217H183L185 220H181L180 218ZM201 217V218H200ZM70 218V217H69ZM158 218H159V220H158ZM161 218V219H160ZM189 218H191L190 220H189ZM51 219L52 220H55L56 222H58V223H56L55 225H53L54 224V222H52L51 221ZM174 219H176V220H174ZM178 219H180V222L181 223H178L179 222V220ZM188 219V220H187ZM43 220V219H42ZM66 221H70V222H66ZM155 221H156V223L159 221L160 223H157V225L159 224L160 226L159 227H161V226H164V227H162V229L161 228H159L158 226H156V224H155ZM183 221H185V222H183ZM44 222V221H43ZM53 223L52 225H51V227H49V225H47V224H49V223ZM154 222V224H153V227H150V226H152L151 225V223H153ZM33 223V224H32ZM45 223V222H44ZM61 223V224H60ZM141 225L142 223H143V225H145L144 223H148V225H146V230H145V232L143 231L144 229H145V227L143 226V225H141V226H139V224ZM167 224V226L166 225H163V224ZM104 224H106V225H104ZM132 224H134V226H136V228H133V225ZM136 224V225H135ZM169 224H171V226L169 225ZM81 225H84V226H81ZM85 225H90L89 227H87V229H88V231L89 232H85V230H86V228H85ZM150 225V226H149ZM169 225V226H168ZM179 225H181L180 227H181V229L184 231V232H186V236H182V234L184 233H181L182 231H181V229H180V227H179ZM25 226H27L29 229H27V227H26V229L28 230V232H26V234L24 235V236H22L24 233H25V230H23V229H25ZM76 226V227H75ZM79 226H81V228L82 227H84L85 228V230L83 231V230H81L80 228H78V229H76L77 227H79ZM106 226V227H105ZM131 226V227H130ZM137 226H139V227H137ZM147 226H149V229L151 230V231H149V229L147 228ZM155 226V227H154ZM19 228V230H18V228ZM23 228L22 230L24 231H22L20 228ZM97 227H99L100 229H97L98 231H96V230H94L95 228H97ZM102 227V228H101ZM169 227V228H168ZM177 227V228H176ZM17 229L18 230V233H17V231L15 230V229ZM36 228L38 229L39 228V230L40 231H36ZM53 228H55V230L53 231ZM105 228V229H104ZM125 228H133V230H131V229H127L128 230V232L126 231H124L123 232V230L125 229ZM141 229V228H144L142 231L141 230H137L138 231V233L136 234H133L136 230L135 229ZM174 228V229H173ZM183 228H185V229H183ZM12 229H14L15 230V232H16V237L18 238H20V239H17L14 235L12 236V234H15L14 232L12 233L11 231H13ZM75 229H76V231L77 230H81L80 232H76L75 231ZM91 231H90V230ZM93 229V230H92ZM102 229V230H101ZM175 229H178L179 231H176ZM100 230V231H99ZM105 231V233H101V231ZM129 230H131V231H133L132 233H129L130 231ZM135 230V231H134ZM172 230H175L174 232L175 233H173L172 232ZM9 231L11 232V233H9ZM19 231H21V233L19 232ZM94 231V232H93ZM118 231V232H117ZM122 231V232H121ZM168 231H169V233H168ZM77 233V234H79V236L77 237V235H75V233ZM82 232H84V233H82ZM94 234H92V233ZM99 233L100 232V235H97V233ZM108 232V233H107ZM116 232L117 234H114V233ZM151 232V233H150ZM158 232H159V234L163 237V241H162V238L161 237H159L157 234H158ZM164 232H167V233H164ZM171 232V233H170ZM11 235V237H13V238H11V237H9L10 235ZM73 233H74V235H73ZM110 233H113V235L112 234H110ZM148 233V234H147ZM153 233H155L154 234V236H153ZM162 233H164L165 234V236H166V239H165V236L162 234ZM177 233L180 235V240H177L178 238H179V235L178 236H176L177 235ZM18 234V235H17ZM21 236H20V235ZM81 234H83V235H81ZM90 234H92V236H89ZM96 234V235H95ZM103 234V235H102ZM106 234H108V235H106ZM149 234H151V235H149ZM173 234H175V236L173 235V237L175 238V237H178L177 239L175 238L174 239V241H173V239H172V241H170V243L171 242H176V240H177V242H176V246H178V245H180V243L183 245H180V246H182L181 248H183V249H185V253L183 252V250L181 249L180 250V247H177V250H178V248H179V251H181V252H183L185 255H186V257L189 255H187V249L186 248H184L185 246H189L190 245V247L192 246V247H194V248H190V250H189V252L188 253H190L191 254V250L193 251V250H195V251H193V253H192V255H191V257H190V255H189V257H190V262L189 261H187L188 259H186V261H185V255L184 254H182V256H184V258L182 257V259H180V260H182V261H176L175 262V259H179L178 257H176V253L175 252H178V253H180L179 251H175L174 250V252L172 251H170L171 252V254L169 253V254H167L169 251H167L166 249H164V247L165 248H167L168 249V247L167 246H169V249L168 250H170L171 249V247H173V246H171L170 247V245H173L174 243H167V239H169V237H172V235ZM185 234V233H184ZM9 235V236H8ZM73 235V237L74 238H76V239H74L75 240V242L78 244H76L75 242H72V241H74L73 239H72V237H70V236H72ZM88 236L89 237V239L92 237V238H94L95 237V239L96 238H99L100 236H104V237H101V238H104V239H90V240H93V243L92 242H89L90 240H87L88 239V237H86L87 239H86V241H88V243H91L90 245L88 244L87 245V242L85 241V240H83V241H85L86 242V245H84V244H82L81 243V241L80 240H82V239H85V236ZM136 235H138V236H136ZM149 235V236H148ZM156 235V236H155ZM169 237H168V236ZM69 236V237H68ZM82 236H84V237H82ZM147 236V237H146ZM79 237H81V238H79ZM152 237H154V240H156L155 242H154V240H151V238ZM182 237H183V241L181 240L182 239ZM61 238V241H62V239H67L68 238V240L69 241H64V244H62L61 243V241L59 240ZM151 240V242H148V241H150L149 239ZM155 238H157V239H155ZM161 238V239H160ZM12 241H11V240ZM55 239H58L57 241L61 244V245H63V246H65V244H66V246H65V248H63L62 246H60V249H57L58 248V246L60 245L59 243H54V242H57ZM79 240V242H80V245H79V243H78V241H76V240ZM166 241H165V240ZM10 240V241H9ZM18 240V242H16ZM39 242V240H40V242H42V243H44L45 244V242L47 243V242H52L53 241V250L49 247V244H48V246H46V248H48V249H50V250H48V249H44L45 251H47V253L49 254L50 253V251H51V253L48 255L47 253L44 255V256H42V254H44V253H42L41 254V252H44L43 250H41L40 251V249H42V247H45V245L43 244L42 245V243H40L39 242V244H41L40 246H39V244L38 245H36L35 246V244H37L38 242ZM44 240V241H43ZM161 240V241H160ZM170 240V239H169ZM168 240V241H169ZM96 241H98V242H96ZM152 241L154 242V243H152ZM181 241V242H180ZM20 242V243H19ZM34 242H36L35 244H34ZM63 242V241H62ZM67 242V243H66ZM71 242V243H70ZM84 242V243H85ZM156 242H159V243H157V245L159 246L160 245V247H158V246H156ZM161 242H163L164 244L166 243V246H164V244H162L161 245ZM32 245H31V244ZM70 243V245H68ZM74 243H75V245L76 246H78L76 249H75V245H74ZM149 243H151V244H155V246L154 245H149L148 246V244ZM179 243V244H178ZM34 244V245H33ZM54 244L55 245H57V246H54ZM59 244V245H58ZM71 244H73V245H71ZM26 245H27V247H26ZM34 246V247H32L31 248V246ZM13 246V247H12ZM14 246H16L17 247V249L19 248V247H21V248H19V249H21V250H17L16 249V247H14ZM25 246V249L23 248L22 249V247H24ZM30 246V247H29ZM38 246V247H37ZM71 246H73V247H71ZM79 246H83V247H80L79 248ZM89 246V247H88ZM147 248H146V247ZM161 246H164V247H161ZM9 247V248H8ZM55 247H57V248H55ZM68 247H69V249H68ZM86 247H87V249H86ZM147 249H145V248ZM2 248H3V251H2ZM7 248V249H6ZM11 248V249H10ZM31 248V249H30ZM40 248V249H39ZM62 248V249H61ZM76 250V251H74V249ZM137 248H138V251H139V254H141L140 256H142V258L139 256V254H138V252L136 253V251L134 252L133 250H137ZM154 248V249H153ZM157 248H159L158 250H156ZM176 247L174 246L172 249H175ZM27 249H30V250H32L33 249V251H34V253H32L31 251H29V250H27ZM35 249H36V251H37V249H39V252L37 253V254H40V255H38L37 256V254L36 255H34L35 254ZM54 249H57V250H54ZM78 249V250H77ZM79 249H80V251H79ZM148 249H149V252H151L152 253V251L154 252V253H149V252H147L148 251ZM162 249V251H160ZM164 249V250H163ZM171 249V250H172ZM17 250V251H16ZM25 250H27L28 252H31V254L29 255L28 254V252L27 251H25ZM61 250V251H60ZM63 250H65L63 253H62V251ZM68 250V251H67ZM73 252H72V251ZM144 250H146L145 252H141V251H144ZM151 250V251H150ZM167 252H166V251ZM22 251H25V253L24 254H27V255H25V256H27L26 258L25 257H22V260H21V256H23L24 254H20V253H22ZM53 251V252H52ZM56 251V252H55ZM58 251V252H57ZM131 251H133V252H131ZM161 252V254L159 253V252ZM163 251H164V254H163ZM197 251V253H196V255H200L198 258H197V256H195L196 258H197V260H194L193 259V257H194V255H195V252ZM27 252V253H26ZM80 252V253H79ZM130 252L132 253L131 255H129L130 254ZM2 253V254H1ZM18 253V255L17 256H19V254H20V256L19 257H17L15 254H17ZM55 253H57L56 255H55ZM63 254V256H62V254ZM65 253V254H64ZM143 253H145V254H143ZM158 253H159V255H158ZM172 253H173V255L176 257L175 259H173V255H172ZM175 253V254H174ZM137 254H138V256H137ZM143 254V255H142ZM149 254V255H148ZM154 254H156L155 256H154ZM163 254V255H162ZM167 254V255H166ZM52 255V256H51ZM54 255V256H53ZM60 255V257H58ZM145 255V256H144ZM159 257H158V256ZM171 255L173 256V257H171ZM177 255H179V254H177ZM7 256V257H6ZM37 256V257H36ZM40 256V257H39ZM56 256V257H55ZM149 256V257H148ZM152 256V257H151ZM153 256H154V258H153ZM160 256H162V257H160ZM213 256H216V258L214 257L213 258ZM6 257V258H5ZM138 257H140V258H138ZM143 257L145 258V259H143ZM151 257V258H150ZM25 260H24V259ZM124 258L125 259V262L123 261V262H120L122 259ZM135 258H138V262L136 261V263H135V261H134V259ZM150 258V259H149ZM159 258V259H158ZM160 258L162 259V260H160ZM188 258V257H187ZM195 258V259H196ZM86 259V260H85ZM88 259V260H87ZM123 259V260H124ZM143 259V260H142ZM156 259H157V261H158V263H157V261H156ZM172 259V260H171ZM184 259V260H183ZM192 259V260H191ZM199 259V260H198ZM214 259H216V260H214ZM12 260H13V262H12ZM15 260V261H14ZM85 260V261H84ZM105 260H107L106 262H105ZM146 260V261H145ZM171 260V261H170ZM18 261H21V262H18ZM91 261V262H90ZM113 261H115V262H113ZM127 261V262H126ZM6 262V263H5ZM12 262V263H11ZM104 262V263H103ZM132 262V263H131ZM164 262V261H163ZM179 262V263H178ZM0 263V264H1ZM87 263H85V264H87ZM165 263V262H164Z\"/></svg>", "mask_w": 264, "mask_h": 264}, {"label": "rangeland", "instance_id": "rangeland-1", "mask_svg": "<svg viewBox=\"0 0 264 264\" xmlns=\"http://www.w3.org/2000/svg\"><path fill=\"white\" fill-rule=\"evenodd\" d=\"M61 1H62V0H61ZM63 2H64V1H63ZM63 2H62V3H63ZM59 3H60V1L58 2V4H59ZM62 3H61V4H62ZM8 6H10V5H7V7H8ZM59 6H61V5H59ZM211 6H212V5H211ZM7 7H6V8H7ZM212 7H213V6H212ZM9 8H10V7H9ZM7 10H8V9H7ZM5 12H6V11H5ZM9 12L11 13V11H9ZM61 12H63V9H62V10L59 9V13H61ZM5 15L7 16V13H5ZM11 15H12V17H13V13H11ZM6 16H5L4 18H6ZM14 16H15V15H14ZM8 17H9V16H8ZM10 17H11V16H10ZM12 17H11V18H12ZM11 18H9V21L12 20ZM14 18H15V17H14ZM14 18H13V19H14ZM6 20H8V19H6ZM50 22H51V21H50ZM50 22H48L47 25H48V24H51ZM52 23H53V22H52ZM53 24H54V23H53ZM181 24H182V23H181ZM45 25H46V24H45ZM125 25H126V24H125ZM165 25H168V24H165ZM177 25H178V24H176V26H177ZM184 25H186V24H184ZM49 26H52V24L49 25ZM74 26H75V25H74ZM159 26H161V25H159ZM176 26H175V27H176ZM179 26H180V24H179ZM179 26H178V28H180ZM181 26H182V25H181ZM189 26H190V25L183 26V27H182V28H183L182 31H181V28L178 29V30H180L179 33H180V32L185 33V35H183V36H182V33H181V37H180V38L186 36L187 34H188V36H189V35L191 34V31H192V30H193L192 33L195 34L194 30H195V27H197V26H195V25H192V26H194L193 29H192V27L190 26L191 29L188 28V30H190V32H188V33L186 34V32L188 31L186 28L189 27ZM53 27H54V26H53ZM53 27H48V30H50V29L53 28ZM149 27H151V26H149ZM149 27H148V28H149ZM202 27L204 28V32L202 31V30H203ZM209 27H210V26H208V30H207V26H206V27H205L204 25H203V26H202V25H201V26H198L197 28H199V29H196V30H195V31H196V36L193 34L195 37H194V36L192 37V35H190L189 37L186 36L188 39H181L182 41H180V39L177 38V37H173L172 39L176 38L177 41H178V39H179V41L182 43V44H181L180 42H178V44L180 43L179 46H178V44H177V46L175 45V47H174L173 44H176L177 42H176V43H172V42H174L175 39H174L173 41H172V39H171V40H168V41H172V42H170V43H171L170 45H172L173 48H172L171 46L168 47L169 45L167 46V43H166V42H165L166 45H164L165 43H163V45L160 44V43H157V44H158V45H157L158 50L160 49V47H162L161 49H164V48H167V47L169 48V49L167 48V50L164 49V50H166V51H164V50H159L158 55H159V57H161V58H162V57H163V58L166 57V58L164 59L165 61H166V59L169 60V61H170V59H171V62H169V61L167 62V61H166V62H167V65H166V63H163V65H165V66L162 65V67H166L165 70H163L164 68L162 69L161 66H159V65L162 64V62H159V63H161V64H159V63L157 62L158 65L156 64V66H157L156 71L160 69L159 71H157L158 74L154 71L155 68H153V69H152L153 71H152V70H150L152 67H151V66H147L148 69H149L151 72H154V73H156V74H154V75H151V74H150L151 76H146V77H147V82L145 81V78H146V77H145V78H144V81H145V82L142 81V79H141V83H139V88H140V85H141L142 83H145L144 85H146V83H147L146 86H143V89H142V87H141V90H145L146 93H149V91H150V94H151V95H153V94H152V90H151V88H152V87L154 88V86H155V88H154L155 90L152 88V89H153V92L156 93L155 96H154V95L151 96L150 94H146L145 92H144L145 94H144L143 92H142V93L140 92L141 94H143V97H140V98H142V99H143V102H144V103H147V104H148V101H149V100H150L151 102L153 101L152 103L150 102L149 104H153V103H154V100H155L154 98L157 96V93H158V92H159V93L161 92V91H159V90H157V89H158L162 84H165V85H162V86H163V89H162V92H163V93H160V94H164V95H166V94H168L169 91H171V92H169V96L172 97L171 95H173V96L175 97L174 99L177 100V101H176L177 103H175V102H174L175 100H171V101H170V100L167 98V97H169V96H167V95L164 96V98H167L168 101H166V103H164L163 105H165V106L169 105L170 103H169V104L167 103V102H169V101L171 102V104H173V102H174L175 105H176V106H175V105H174V106L172 105L173 107H171V105H169V106H170V110L167 109V107L169 108V106L166 107L167 111L169 110L168 112H171L170 115L167 114V117L165 116V117H163V119H161V120H160V118H159V121H158L157 117L154 116V117H155V118H154L153 116H151V117H153V120L157 119L158 122L155 123L156 121H153L151 117H150L151 119H148V120H147V116H150L149 113H150V114L152 113L150 109H147V110L145 109V107H146V108H149V107H150L149 104H148V106H147V104H146V106L143 107V110H142V108H140V107H139L140 109H139V108H135L137 105H138V106H141V104H134V103H133V100L136 98L137 101H140V98H139V100H138L137 98H138L141 94L137 97V95L133 92L134 95H136L135 97H134V95H132L134 99H133V98H130V97H127V95H123L122 99L119 97V98L121 99V101L123 100L122 102H124V101L126 100L125 103H123V104L130 103L129 105L127 104L129 107H132L133 105H135V106H133L134 109L132 108V111H131V112H133V113L135 112V110H136V112H137L138 109H139V110H138L139 113H141V112L143 113V111L146 110V112H144L145 114L147 113V116H145L146 118L143 116L144 113H143V115L140 114V115H142V117H141V116H139L138 112L135 113V114H133V113L130 112V113H131V114L129 113V115L131 116L130 121H132V118H133V117L137 116L136 114H138V116H139V118H141L142 122H143V119H144V120L146 119L145 122L147 123V125H144V126L149 127V126L151 125L150 123L153 121V122L155 123V126H154V123H152L153 125H151V126L156 128V129L154 128V130L157 131V134H156V131H155V132H154V133H155V134H154L155 136H153V134H151V136H150V133H153V131L151 132V129H150V128H152L151 126L149 127V130H150L149 133H148V131H149L148 128H147V131H146V132L144 131V132H145L144 134H143V133H140L142 130L140 131L139 129H140V128L145 129L146 127L144 128L143 123H141V122L139 121L140 119H139V118H136V117L134 118V120L136 119V120H135V123L137 124L138 122H140V123L142 124V126H140L141 124H139V125L137 124V126L139 127V129H137L138 127H135L136 124L133 123V124H134V126H133L134 128H133L132 126H130V125H133V124H131L132 122H129L130 125H129V124L127 125V126H130V127H128V128H129V131H130L131 128H132V129H135V130H133V133H135L134 131H136V129H137V130L139 131V133H140V137H141V134L143 135V140H146V139H144V138H147L146 135L148 134L151 138H147V139H150V140H151V139L153 138V140H151L152 143H153L154 140H158V139L161 137V135H163V136L161 137V139L158 140L159 142H158V141H154V142H155V144H153L154 146L152 145L151 142H148V143H147L149 146H150V145L153 146V147L150 146V149L153 148V150H149V149L147 148V147H148L147 144H146V145H143L142 150H143V148H144V149L147 148V151H148L149 154L147 153V151H146V152H145V150H143V151H144L146 154H148L149 156H151L150 154H151L152 151H153V154H152L151 158L149 157L150 160L147 158V155H145V157H146V159H145V157H144V152H142V150H141L140 152H141V155H142L144 158H142L141 156L138 157V156L140 155V154H139L140 152H139V150H138V149L140 148L139 146H140L141 144H144L143 140H140V139H142V137L139 138V136H138V137L136 138L138 132H136L135 135H133V134L131 135L132 131H131L130 134H129V132L126 131V130H128V129L120 130L121 132L123 131V132H122L123 135H124V132H125V131L128 133L129 137L127 136V133H126V132H125V135H124V136L127 137V139L130 138V139H128V140H130V143H129V141H128L125 137L123 138L122 133H120L121 135L118 133V132H120V131L118 130V129L120 128V126H117L118 123H119L118 118H120L122 115H120V117H115V115H118V111H116V110L119 109V111H121V110L123 111L122 108H123L124 106H123V104H121L122 102H120V104H121L123 107L118 103L119 101L117 102L118 104L115 103V107H118V106H116V104H117V105H120L122 108H121L120 106H119V108H115L116 110L114 109L113 112H112V114H111V115L114 114V116H111V117L109 118V120L111 119V120H113V121H115V119H117V122H118V123L114 122V124L112 125L113 122L110 121L111 123L109 124V123L105 122V121H107L108 119L105 120V121H103L104 123L101 122L100 125H102V124L105 125V123H106L107 127H106V126H105V127H106V128H109L108 130L105 128V129H106V132H105V134H104V130H105V129H104L103 126H102V128H103L104 130H103V129H100V130H101V132L103 133V134H102L103 136H101V133H100L99 135L97 134V132H98V133L100 132V130H96L97 127L99 126V124H98L97 127H96V126H93V128H92V131L94 130V127L96 128V129H95V130H96V133L94 132L95 137H97V136L102 137V140H100V138H96V140L98 139L97 142H102V143L104 142L103 144H104L105 146H107V145L109 144L107 147H105V146H101V145H103L102 143H101V144L99 143V144L97 145V142H95L96 140H94L95 137H94V138L92 137L93 139L90 138L91 135H94L93 132L91 131V128H90L89 135L86 134L85 137L87 138V140L91 139L92 142L94 141L95 146H94V147H91V146H90V147L93 149L94 154H95L96 156L99 157V160H98L97 157H95V156L92 155L93 152H91V148H90V149L88 148V150L90 151V153H92L91 156H93L92 158H94L95 161H99V163L101 162L100 164H99L98 162H97L98 164L95 162V163H96L95 165H97V166H95V170H97V169H96V167H97V168L99 169V170H97L98 173H99L100 169H101V171H102V169L104 170V168H105V171H107V173H106L105 171H103V172L100 171V174H99V176L101 175L100 178H101L105 173L107 174V176H109L108 178L111 177V174H108V173H110V172L113 173V174L116 173L115 175L117 176V179L119 180V186H120V182H121L120 179H119L120 177H121V180L123 181L124 178L127 179V175H131V174H133V173L136 172V173H135V179L137 178V180L135 181L134 177H132V176H134V175L129 176L130 183L127 182V184H129L128 186H125L124 183L126 182V180L124 179V180H125V181H123V182H124L123 185L125 186V187H123V188H125L124 190H126V191L129 192L130 189H127L126 187L131 188L133 185H134V187H132L131 190H132L133 188H134V189L136 188L135 190H137V189H138V188H137L138 185H139V187H143V188L146 187L148 190H152L153 187H154L153 191H149V192H151V193L153 192L152 194H154V196H152L151 193H148V190L145 188V189H146L145 192H147L149 195H151L152 197H154V199L156 198V197H155V194H157L158 192H159L158 194H160V195H157V199H158V196H159V197H160V196L162 197V195H163L165 192H166V194L169 192L168 195H171V194H172L171 191H173V190L175 191V192L173 193V195H174L175 193H176V194H181V195H182V192H183L184 190H185L184 192H187L186 189H188V186H190V187L193 186L194 189H195V188L203 189V187L205 188V187L208 185V183H207V185H206L207 180L205 179V177L208 179V177H207V175H208L207 173H208V172H207L206 170H208V171L210 170V169H209V165H211V162H210V161L212 160V158H213V160L216 159V154H215V155H214V153H213V154H211V153L209 154L208 152H207V154H205L204 152H206L207 149H208L209 151H210V150H215V149H213V148H215L217 145H218L219 148H220L222 145H224V144H228L229 142L235 140L234 137H236V135H237V139H238V137H240V136L242 137L243 132H246V131H248V130L251 131V128H249V127L247 128L248 125H245L246 127H244V124H242V126H240L241 123H243V122H239L240 119H242V118H241V109H240V98L243 96V95H242L243 93H242V94H239V95H242L240 98H239V96H238V97H234V98H239V99H238V100H239L238 102L235 101L236 99H235V100H232V102H234V101L237 102L236 104H235V102L233 103V107H234V106L237 107L236 105H238V103H239V107H238V108H235L236 110L239 109V110H237V111L235 110V111L237 112V114H236L235 112H233L234 108H233V110H231L232 112L230 111L231 114H230V112H229V115L234 114V115L232 116V120H235V119H237V118L239 119V121H238V119L235 120V122L237 121L236 123H238V124H236V125L234 124L233 127H232V124L230 125V123H229V125H228V122L231 121V118H230V120L228 119V121L225 120V121H227V122H225L224 120H223V121L220 120V123H219V119H217V118H221V116L219 115L218 112L216 113V111H218V109H216V108H217L216 104L213 106V108L216 107V108H214V109H216V111H215L213 108H209V110L212 109V112H215V113L218 114L220 117H219L218 115H217V117H216V115H215V116L212 115L213 113L211 114V110L208 111V109H206L207 112H208L207 117L209 116L208 118H210V119H208V120H210V121H207V119L205 120V118H203V117H206V115H205V114L207 113L206 110H204L205 112L203 111V112L205 113V114L202 115L203 117H198V116H200L203 112H200L201 114H199V111H201V110H197V111H195L196 109H194V108H196L195 105H197V104H195L196 102H194V101L196 100L195 98H197V97H196L197 95H198L199 98H202V97L204 96L203 93H206V92H207V91H205V90H204L205 92H202V91L200 90V89H202V88H201L202 84H203V86H204V87H203L204 89H205V85H206V89H207V90H210V89H211L210 91L212 92V87H213L214 84H216V82L218 81L217 79L220 80V77H221V76H222V78H221L220 81L225 82V80H228V79H226L225 77H227V78H229V79L231 78L230 81H231V82L233 81V85L235 86V84H236V85H237L236 87L242 85L241 83H245L246 85H248L247 83H249V81H251L250 78H249L250 76H249V74H248V68H250V66H252V65H255V64H253V62H258V63H259L260 60H263V58H260V60L258 59L259 61H258V60H257V61H254V59H256V58H253V55H254L256 52H259V50H260V46H261V51H262V48H264V44H263V46H262V43H264V42H263V41H264V39H263V38H264V32L261 33V32H262L261 29H259V30H261V31H257V30H255L254 27H250V26H249V27H245L244 30L241 29V30H242V33L238 34V35H240V36H239L238 38L231 37V39H230L229 41L234 40V43H235V42L239 39V40L237 41V44L240 45L241 50H242V47H243L244 45H246L247 43H248V46H244L242 51L240 50V48H238V49H237L238 51L235 52V55L230 56L231 58H232L233 56H235L233 59H230V61H229V59H226V58H225L226 60H225V61L223 60L224 63L221 62V61H220V63H219V61H218L219 59L217 60V58L215 57V54L217 53V50H216V49H217V46H218L219 44H218V41L216 40V38L210 37L211 34H210V36L207 35V34H209V30H210L211 32L214 31V30H212V29H213L212 27H210V28H209ZM242 27H243V26H242ZM71 28H73V27L71 26ZM71 28H69V29L71 30ZM74 28H75V27H74ZM128 28L130 29V27H127V29H128ZM131 28H132V27H131ZM157 28L159 29V27H157ZM161 28H162V26H161ZM169 28H170V25H169V27L166 26V29H167L169 32L172 31V32H175L176 34H178V33H177V32H178L177 27L174 28V29H173V27H171L173 30H172L171 28H170V29H169ZM200 28H201V29H200ZM211 28H212V29H211ZM235 28L237 29V27H235ZM252 28H254V29L252 30ZM46 29H47V28H46ZM53 29H54V28H53ZM121 29H122V28H121ZM125 29H126V28H125ZM146 29H147V28H146ZM152 29H153V28L151 27V29H149V32H150V30L152 31ZM162 29H163V28H162ZM175 29H176V30H175ZM233 29H234V27H233ZM51 30H52V29H51ZM70 30H69V31H70ZM74 30H75V29H74ZM123 30H124V28H123ZM133 30H134V29L132 28V31H130V30L128 31V32H131L130 35H129V37H128V39L132 38L133 41H131V42H132V44L134 45L135 42H136V41L139 42V40L137 39L138 35H136V31L133 32ZM163 30H164V29H163ZM174 30H175V31H174ZM184 30H185V31L187 30V31L185 32ZM200 30H201V31H200ZM205 30H206L207 32H206ZM247 30H248V31H247ZM254 30H255V32L257 33V35L260 36L259 38H258V36H256V33L254 34V32H253ZM119 31H121V30H119ZM119 31H118V32H119ZM176 31H177V32H176ZM183 31H184V32H183ZM246 31H247V32H246ZM72 32H74V31H72ZM72 32H71V33L68 32V33H69L70 35H73ZM124 32H125V31H123V32H119L120 35H118V33H116L117 35L115 34V35L113 36V37H116V36H117V37H120V38H121V36H123V40H122V41L120 40L121 42H119V41L117 40V42H119V44H122L123 41H124V42H128V41H127L128 39L126 38V35L128 36L129 33H126V32L124 33ZM169 32H168V35H169ZM199 32H200V33L203 32V33L200 35ZM211 32H210V33H211ZM214 32H215V31H214ZM240 32H241V31H240ZM121 33L126 34L125 37H124V34L122 35ZM170 33H171V32H170ZM189 33H190V34H189ZM197 33H198V34H197ZM258 33H260V34H258ZM74 34H75V32H74ZM173 34H174V33H173ZM176 34H175V36H176ZM203 34H204V35H203ZM205 34H206L207 36H206ZM250 34H251V35H250ZM70 35H68V34L66 33V36H69V37H70ZM93 35H94V34H93ZM93 35H92V37H94V36L96 37V35H94V36H93ZM179 35H180V34H178V37H179ZM248 35H250V36H248ZM261 35H262V36H261ZM47 36H48V35H47ZM49 36H50V35H49ZM66 36H65V37H66ZM169 36H170V35H169ZM171 36H173V35H171ZM200 36H201V37H200ZM208 36H209V37H208ZM244 36H245V37H244ZM50 37H51V36H50ZM52 37H53V36H52ZM63 37H64V36H62V38H63ZM92 37H91V38H92ZM139 37H140V36H139ZM167 37H168V36H167ZM186 37H185V38H186ZM197 37L200 39V41H199V39H198ZM203 37H204V38H203ZM240 37H241V38H240ZM249 37H250V38H249ZM256 37H257V38H256ZM46 38H47V37H46ZM46 38H45V39L43 38V39H44V42H45V41H49V38H47V39H46ZM62 38H61V39H62ZM66 38H67V37H66ZM124 38H126V41L124 40ZM162 38H163V37H162ZM170 38H171V37H170ZM170 38H169V39H170ZM192 38H193V40H194L195 42H194V41H191V43H190V44H191V47H193L192 44H195V43L197 44L198 41L200 42V44H197V47H198V48L193 47V49H194V48L196 49V50L194 49V50H195V53H194V50H192V48H191L190 46H189L190 48L187 49L188 45H190V44H189V42H190L189 39L192 40ZM205 38H206V39H205ZM232 38H233V39H232ZM14 39H15V38H14ZM61 39H59V40H61ZM67 39H68V38H67ZM113 39H117V38H113ZM132 39H130V40H132ZM135 39H137V40H135ZM210 39H211V40H210ZM213 39H214V41H213ZM227 39H229V38H227ZM227 39H226L225 43L227 42L228 44H230V46H229V45H226V44H222V45H223V46H224V45L227 46L226 48H228V46H229V49H231L230 47L232 46V43H233V42H232V43H231V42H228ZM235 39H236V40H235ZM243 39H244V40H243ZM251 39H253V40H251ZM254 39L256 40V42H258V41H259V42L261 41V42H260V43L258 42V44H257V43L255 42ZM259 39H260V40H259ZM15 40H17V39H15ZM53 40H54V39H53ZM94 40H95V39H94ZM111 40H112V38H111ZM111 40H110V41H111ZM130 40H129V41H130ZM183 40H185V42H184ZM186 40H187V41L189 40L188 43H187ZM242 40H243V41H242ZM250 40H251V41H250ZM50 41H51V39H50ZM50 41H49V43H50ZM63 41H64V40H63ZM108 41H109V40H108ZM112 41H113V40H112ZM158 41H159V40H158ZM160 41H161V39H160ZM163 41H164V40H163ZM165 41H166V40H165ZM202 41H203V42H202ZM209 41H210V42H209ZM241 41H242V44H241ZM247 41H248V42H247ZM253 41H254V42H253ZM44 42H43V44H45ZM64 42H65V41H64ZM113 42H116V41L114 40ZM113 42H112L113 45H112L111 43H110V44H111L112 46H114V47L116 48V50H117L118 48H120L119 44H118V45H115ZM117 42H116V44H117ZM124 42H123V43H124ZM138 42H137V43H138ZM192 42H194V43H192ZM204 42H205V43H204ZM238 42H240V43H238ZM251 42H252V43H251ZM40 43H41V42H40ZM51 43H52V42H51ZM53 43H54V41H53ZM53 43H52V44H53ZM95 43H96V42H95ZM95 43H93V44H95ZM97 43H99V41H98ZM103 43H104V42H103ZM184 43L187 44L186 47L183 45ZM202 43L205 44L204 47H206V49H204V47H203L204 44H202ZM206 43H207V44H206ZM215 43H216V44H215ZM234 43H233V44H234ZM249 43H251V45H250ZM254 43L257 44V45H255ZM52 44H50V45H52ZM101 44H102V43H99V46H101ZM106 44H107L108 46L111 47V51H112V46L109 45V43H107V42H106ZM132 44H131V45H132ZM168 44H169V43H168ZM217 44H218V45H217ZM39 45H40V47H42V49H44L45 47H47L48 42H46V45H44V46L42 45V43L39 44ZM41 45H42V46H41ZM50 45H48V47H50ZM161 45H162V46H161ZM181 45H182V46H181ZM216 45H217V46H216ZM249 45H250V46H249ZM99 46H98V48H99ZM102 46H103V44H102ZM123 46H126V47H125L126 50H127V47H128V48L131 47V46L128 45V43H127V45H123ZM135 46H137V45H135ZM166 46H167V47H166ZM208 46H209V47H208ZM211 46H212V47H211ZM219 46L222 47L221 45H219ZM251 46H252V47H251ZM256 46H257V47H256ZM40 47H37V48H40ZM43 47H44V48H43ZM121 47H122V46H121ZM132 47H133V46H132ZM132 47H131V48H132ZM177 47H178V49H177ZM180 47H184V48H186V49H183V48H182V50H183L184 52L181 51V48H180ZM220 47H218V48L221 49ZM245 47H246L249 51H248ZM248 47L251 48V49H249ZM258 47H259V48H258ZM115 48H114V49H115ZM123 48H124V47H123ZM125 48H124V49H125ZM131 48H130V49H131ZM135 48H136V47H135ZM170 48H172L173 50L171 51ZM174 48H176V49H175V50H176V54H177L178 51H179V54H178L179 57H180V54H181L182 52H183V53H182V54H183L182 56H185V57L189 54V55L187 56V61H186V58H185V60H184L182 56H181L180 58H182L184 61L181 60V59L179 60V59H178V58H179L178 56H177L178 58H175L176 56H174V54H175ZM200 48H202L203 50H201ZM208 48H209V49H208ZM210 48H211V49H210ZM244 48H245L246 50H244ZM255 48H256V49H255ZM1 49H2V48H1ZM1 49H0V51L2 52ZM47 49H52V48H47ZM47 49L45 48L46 51H47ZM121 49H122V48H121ZM219 49H218V50H219ZM258 49H259V50H258ZM78 50H79V51H78ZM78 50H77V52H81V51H82L81 49H78ZM116 50H114V52H115ZM131 50H132V49H131ZM133 50H134V48H133ZM168 50H169V52L171 51L170 53L173 52V53H172L173 56H170V55H172V54L168 53ZM187 50H188V51H187ZM197 50H198V52H197ZM199 50H201V51H199ZM205 50H206V51H205ZM211 50H212V52H211ZM251 50H252V51H251ZM41 51H43V50H41ZM83 51H84V50H83ZM83 51L81 52V55H80L81 57L79 56L80 53L77 55V52H76V55H75L74 58H73L72 64H73V62H74V65H76V68H78V67L80 68V65H81L82 67H84V69H85L86 71H88V67H89L90 65L93 66V63L91 64L90 61H91V60H92V62H93V60L95 61V60H96V56L94 55L95 59H93L94 57L91 56V55H93V53L90 54V52H89V53L87 52L88 55L90 54L89 56L86 54L88 57H86V55L83 56V55H82ZM119 51H120V49L118 50V52H119ZM128 51H129V50H128ZM128 51H127V52H128ZM186 51H187V52H186ZM189 51H190V53H188ZM204 51H205V52H204ZM244 51H246V53H247V52H248V53L246 54ZM254 51H255V53H253ZM261 51H260V52H261ZM84 52H85V51H84ZM124 52H125V51H124ZM131 52H132V51H131ZM166 52H167V54H169V55L165 54ZM180 52H181V53H180ZM185 52H186V53H185ZM200 52H202V53H200ZM208 52H210V54H209ZM215 52H216V53H215ZM238 52H239V53H238ZM243 52H244V53H243ZM249 52H252L253 55H250ZM260 52H259V53H260ZM2 53H3V52H2ZM112 53H113V52H112ZM112 53H111L110 55H112ZM129 53H130V52H129ZM191 53H193V54H191ZM240 53H241V54H240ZM123 54H124V53L119 54V55H120L119 57L121 58V56H124ZM130 54H132V53H130ZM130 54H128V55H130ZM190 54H191V55H190ZM195 54H197V55H195ZM207 54H208V55H207ZM236 54H239V55H240V58H238L239 55H236ZM244 54H245V55H244ZM248 54H249L250 56H248ZM1 55H2V54H1ZM113 55H114V54H113ZM113 55H112V56H113ZM128 55H127V56H128ZM158 55H157V56H158ZM193 55H194V56H193ZM230 55H231V53H230ZM241 55H242V56H241ZM243 55H244V56H243ZM117 56H118V55H117ZM125 56H126V55H125ZM168 56H170L171 58H170V57L168 58ZM196 56H197V57H196ZM198 56H199V58H198ZM237 56H238V57H237ZM83 57H86V59L89 58V57H91V60H90V58H89V60H87V61H86V59L83 60ZM115 57H116V56H115ZM128 57H129V56H128ZM128 57H127V58H128ZM130 57H131V56H130ZM172 57H173L175 60H174ZM188 57H190V58H188ZM193 57H194V58H193ZM200 57H201V58H200ZM203 57H205V59H203ZM249 57H250L251 59H253V60H252V63H250L251 61H249V60H250ZM41 58H42V57H41ZM110 58H111V56H110ZM112 58H113V57H112ZM112 58H111V59H112ZM116 58H117V57H116ZM122 58H123V57H122ZM124 58H125V57H124ZM124 58L121 59V60H123V62H124L125 59H127V58H125V59H124ZM144 58H145V57H144ZM144 58H142V59H144ZM157 58H158V57H156V60H157ZM161 58H158V59L160 60ZM191 58H192L193 60H192ZM236 58L238 59V61H237ZM242 58H243V60H242ZM257 58H258V57H257ZM35 59H36V58H35ZM37 59H38V58H37ZM97 59H98V58H97ZM131 59H132V58H131ZM172 59L174 60V63H175V64H176V61L179 60V61H177V64H178L179 66H180V64H182V66H180V68H179V66L173 64ZM196 59H197L198 61H197ZM211 59H212V60H211ZM223 59H224V58H223ZM240 59H241V60H240ZM246 59H248V61H247ZM121 60L118 59V62L121 61ZM145 60H146L148 63H150L149 59L146 58ZM162 60H163V59H161L160 61H162ZM188 60H189V61H188ZM190 60L193 61V63H192ZM194 60H195V61H194ZM202 60H203V61H202ZM209 60H211V61H209ZM220 60H221V59H220ZM231 60H232V61H231ZM234 60H235V61H234ZM33 61H34V60H33ZM38 61H40V62L42 61V62H44V64H45V61H44L43 59L40 60V58H39ZM88 61H89V64L87 63ZM98 61H99V60H98ZM98 61H95V62H98ZM111 61H112V62H111ZM115 61H116V62H115ZM126 61H127V60H126ZM126 61H125V62H126ZM157 61H158V60H157ZM165 61H164V62H165ZM208 61H209L211 64L208 63ZM226 61H227V62H226ZM243 61H244L245 63H244ZM34 62L37 64V61H34ZM40 62H39V63H40ZM99 62H100V61H99ZM99 62H98V65H99ZM109 62H110V63H113V64L108 63L109 66H110V65H113V67L115 66L116 69L120 67V66L118 65L116 59H115L114 61H113V60H110ZM151 62H153V61L151 60ZM179 62H180V64H179ZM181 62H184L185 64H186V63L189 64V62H190L189 65H191L192 68H190V71H188V73H187V70H183V71H182V67H183V68H184V67L186 68V67H187V66H186L187 64L185 65L184 63H181ZM195 62H196V63H195ZM198 62H199L200 65H202V66H200ZM216 62L218 63V64H216V65L219 66V67L217 66V70H216V66H215V67L213 66V65H214L213 63H216ZM232 62H233V63H232ZM239 62H240V63H239ZM247 62H249L250 65H249ZM263 62H264V61H261L262 65L264 64ZM102 63H103V62H102ZM105 63H106V62H104V64H105ZM114 63H117V64H114ZM120 63H121V62H120ZM127 63H128V62H127ZM169 63H170V64H169ZM231 63H232V64H231ZM238 63H239V64H238ZM261 63H259V64H261ZM33 64H34V63H33ZM85 64H86L87 68H86L85 66H83V65H85ZM87 64H88V65H87ZM96 64H97V63L94 64V66H93L94 68H95V65H96ZM100 64H101V62H100ZM104 64H103L102 66H104ZM128 64L130 65V64H132V62L129 60V63H128ZM128 64H127V66H129ZM171 64H173V65H171ZM205 64H206V65H205ZM223 64H225V65H223ZM41 65H42V64H41ZM74 65H73V66H74ZM98 65L96 66V68L100 66V65H99V66H98ZM108 65H107V66H108ZM120 65H121V67L119 68V70L117 69L118 72H121L122 70H123V72H125V71H124L125 68L123 69V65L126 66V63H125V64H122V63H121ZM169 65H170V66H169ZM192 65H193V66H192ZM194 65H196V66L198 65V66L196 67V66H194ZM207 65H208V66H207ZM210 65H211V67H210ZM244 65H245V66H244ZM246 65H249V66H246ZM42 66H43V65H42ZM73 66H72V67H73ZM77 66H78V67H77ZM109 66H108V68H107L106 66H104V67L108 70V69L110 68ZM117 66H118V67H117ZM125 66H124V67H125ZM133 66L135 67V65H132L131 67L133 68ZM137 66H138V65H137ZM152 66H153V64H152ZM205 66H206L207 68L210 67L209 69H207L208 71L205 69ZM224 66H226V67H224ZM227 66H228V67H227ZM243 66L246 67L244 70H242V67H243ZM37 67H38V66H37ZM39 67H41V66L39 65ZM113 67H112V68H113ZM131 67H128L129 70H130L131 72H128L129 70L126 71V73H127V74H126L127 79H129V78H128L129 76H132V77L134 76V73H133V72H135V71H132V70H131V69H132ZM138 67H140V66H138ZM138 67H136V68H138ZM149 67H151V68H149ZM169 67H170V68H169ZM173 67L175 68V70L173 69ZM189 67H190V66H188L187 69H188ZM194 67H195V68H194ZM199 67H200V68H203V71H201L202 69H200ZM213 67L215 68L214 71H213ZM238 67H239V68H238ZM70 68H71V67H70ZM89 68H90V69H89L90 71H92V70L96 71L97 69H99V68H97V69H96V68L93 69L91 66H90ZM91 68H92V70H91ZM105 68H104V70H102V73L107 72V70H105ZM112 68H111V70L113 71V69H115V68H113V69H112ZM128 68H126V69H128ZM136 68H135V70H136ZM143 68H144V67H141V70H142V71H146V73L143 72V73H141V74H148V72L150 73V71H147L148 69H147L146 67L144 68V70H143ZM158 68H159V69H158ZM171 68H172V69H171ZM177 68H179V70H178ZM185 68H184V69H185ZM224 68H225V69H224ZM226 68H227L228 71H226ZM74 69H75V68H74ZM116 69H115V70H116ZM146 69H147V70H146ZM180 69H181V71H180ZM197 69H199V70H198L199 73L196 72ZM210 69H212V70L210 71ZM229 69H231V70H229ZM237 69H239V70H237ZM69 70H70V71H68L67 75L70 76L71 73L69 74V72H73L74 70H73V69H72L73 71H71V69H69ZM115 70H114V72H115ZM120 70H121V71H120ZM133 70H134V69H133ZM161 70H163V71H161ZM173 70H174L176 73H175ZM191 70H192V72H191ZM193 70H194L195 73L193 72ZM204 70H206V71H204ZM219 70H220V71H219ZM234 70H235V71H234ZM245 70H246V71H245ZM75 71H76V72H73L74 74H72L73 76L71 75L72 78H71V77L69 78V79H71V81L74 79V77H75V78L77 77V78L79 79V75L77 74V69H76ZM90 71H89V75H90L89 77H86V76H88V75L86 74V73H88V72H86V73H85V76L82 77V81H83L82 84H83L84 86H86V85H87V86H90V85H94V84L96 83L95 80H96V76H97L98 74H97V72L95 73L94 71H92V72H94V73L91 74ZM97 71H98V70H97ZM100 71H101V70H100ZM100 71H98V73H99ZM103 71H105V72H103ZM108 71H109V70H108ZM137 71H138V70H137ZM137 71L135 72V73H136V74H135V75H136V76H135V77H136V80H137V78H138V77H137V75H138V74H137ZM160 71L163 72V73H161ZM172 71H173V72H172ZM177 71H180L181 73H180V72H177ZM200 71H201V74H200ZM221 71H222V72H221ZM230 71H231V72H230ZM238 71H239L240 74H239V75H238V74L236 75L235 73H238ZM241 71H242V72H241ZM138 72H139V71H138ZM140 72H141V71H140ZM140 72H139V73H140ZM165 72H166V73H165ZM204 72H205L206 74H205ZM210 72H211V74H212V77L209 76V75H210ZM215 72H216V74H215ZM219 72H220V73H219ZM227 72H228V73H227ZM234 72H235V73H234ZM245 72H246L247 74H245ZM75 73L77 74V76H75ZM102 73H101V74H102ZM116 73H117V72H116ZM128 73H130L129 76H127ZM167 73H168V75H167ZM179 73H180V74H179ZM208 73H209V74H208ZM224 73H225V74H224ZM230 73L232 74V76H230ZM233 73H234V76H233ZM96 74H97V75H96ZM99 74H100V73H99ZM132 74H133V75H132ZM141 74H139L138 76L141 77ZM152 74H153V73H152ZM160 74H161V76H159ZM188 74H189V75H188ZM194 74H195V75H194ZM202 74H203V75H202ZM204 74H205V76H204ZM218 74H220V75H218ZM222 74H224V75H222ZM241 74H242V75H241ZM262 74H263L262 78H263V82H264V72H263V71H262ZM57 75H58V74H57ZM57 75H56V76H57ZM59 75H60V74H59ZM61 75H62V74H61ZM124 75H125V73H124ZM148 75H149V74H148ZM155 75H156L158 78L155 77ZM164 75H165L166 77H165ZM173 75L176 76L178 82L172 80L171 77H174ZM184 75H185V76H184ZM190 75H192V76H190ZM201 75H202L203 77H202ZM214 75H215V76H214ZM217 75H218V76H217ZM240 75H241V76H240ZM69 76H68V77H69ZM142 76H144V75H142ZM152 76H153V77H152ZM168 76H169L171 79H170ZM181 76H182V77H181ZM187 76H188V77H187ZM195 76H196L197 78H199V77L201 76L202 79H201V77H200V78H199V81H198V80H196L197 78H196ZM242 76H243V77H242ZM248 76H249V77H248ZM85 77H86V79L83 80V78H85ZM124 77H125V76H124ZM132 77H130V78H132ZM140 77H139V78H140ZM149 77H152L153 79H152V78L150 79ZM161 77H162V78H161ZM167 77H168V78H167ZM186 77H187V78L192 77V79L190 78V79L187 80ZM193 77H195V78L193 79ZM204 77H205V78H204ZM208 77H209V78H208ZM215 77H216V79H214ZM217 77H218V78H217ZM234 77H236V78H234ZM237 77H238V78H237ZM34 78H36V79H37L36 81H38V78H40V76H39L38 78H37V76H35ZM77 78H76V79H77ZM80 78H81V77H80ZM122 78H123V77H122ZM164 78H165V79H164ZM176 78L174 77V80H176ZM180 78H181V79H180ZM184 78H186V79H184ZM203 78H204V79H203ZM206 78H208V79H206ZM223 78H225V80H222ZM244 78H245V79H244ZM32 79H33V78H32ZM32 79H31V80H32ZM112 79H113L114 81H113ZM112 79H111L112 83H111V81L109 80L111 85H112V84L114 85L113 82H115V83L118 82L117 85H118L120 82H122V83L124 82V85L127 86V85H129L130 83H132L133 80H134L135 78H134V79L132 78L133 80L130 79L132 82H130V81H126L127 79H125V78H123L124 81H123L122 79H120V80H122V81H120V82H119V80H117V79H114V78H112ZM148 79H149V80H148ZM157 79H158V80H157ZM178 79H179V80H178ZM200 79H201L202 81L208 80L207 83H210V84L208 85L207 83L205 84V83H203V82H200V81H201ZM232 79H235V80H232ZM238 79H239V80H238ZM31 80H30V81L28 80V82L30 83ZM40 80H41V79H40ZM40 80H39V81H40ZM80 80H81V79H80ZM115 80H116V81H115ZM162 80H163L164 83L162 82ZM193 80H194V81H193ZM195 80L198 82L197 84H194V83H196ZM211 80H212V81H211ZM213 80H217V81H214V82H215V83H214ZM237 80H238V83H237ZM242 80H244V81H242ZM248 80H249V81H248ZM34 81H35V80H34ZM39 81H38V83H39ZM71 81H69V82L72 83ZM109 81H108V82H102V83L100 82L99 85L102 86L103 83L108 84ZM134 81H135V80H134ZM153 81L156 82V83H154ZM168 81H170V82H168ZM180 81H182V82L180 83ZM209 81L213 82L214 84L212 83L213 85L210 86V85H211V82H209ZM230 81L228 80V82H229L228 84H229V85H228V84L226 85V84H224L223 82H221V83H223L224 86L226 85V87H228V86L232 85V83L230 84ZM234 81H235V82H234ZM32 82H33V81H32ZM40 82H42V81H40ZM126 82H129V83H128V84H125ZM157 82H158L159 84H158ZM173 82H175V83H173ZM185 82H186V83H185ZM189 82H191L192 85H194V86L197 85V86L194 87V86H192ZM199 82H200V83H199ZM34 83L37 84L36 82H34ZM85 83H86V84H85ZM148 83H149V84H148ZM150 83H153L154 85H153V84H150ZM166 83H167V84H166ZM172 83H173V84H172ZM177 83H178L179 85H177ZM187 83H188L189 86H188V85L186 86ZM217 83H218V82H217ZM226 83H227V82H226ZM105 84H103V85H105ZM157 84H158V85H157ZM168 84H169V85H168ZM200 84H201V86H200V89H199V85H200ZM204 84H205V85H204ZM238 84H240V85H238ZM245 84H244V85H245ZM72 85H75V86L77 85V86L79 87V86L81 85V83L77 80V81H73ZM72 85H71V87H72ZM113 85H112V86H113ZM120 85H121V84H120ZM142 85H143V84H142ZM142 85H141V86H142ZM148 85H149V86L152 85L151 88H149ZM166 85H167V86H170V87H172V88L169 89V87H167ZM171 85H172V86H171ZM174 85L177 87L176 90H174V89H175V88H174V87H175ZM184 85H185L188 89L185 88ZM244 85H242V87H243ZM75 86H73L72 88H70L72 94H73V95L75 94V95H74V96H72V95H70V94H68V95L76 100V97H77V96L82 95V92H79V91H80V89H81L80 87H83V86H80V87H79L80 89H79L78 87H77V89H75V88H76ZM114 86H116V84H115ZM114 86H113V87H114ZM118 86H119V85H118ZM122 86H123V85H122ZM122 86H119L118 88H121ZM158 86H159V87H158ZM162 86H161V87H162ZM173 86H174V87H173ZM182 86H184V87H182ZM191 86H192V87H191ZM209 86H210V87H209ZM219 86L222 87V85H220V83H219V85H218V88H219ZM224 86L222 87V90H223ZM263 86H264V85H263ZM74 87H75V88H74ZM116 87H117V86H116ZM116 87H115V88H116ZM146 87L149 89V91H148V89H147ZM164 87H167V88H166V91L164 90ZM197 87H198L199 90L197 89ZM207 87H208V88H207ZM221 87H220L219 89L216 88L217 92H215V93H218V91L220 90V93L223 94V92H222V90H221ZM115 88H114V89H115ZM118 88H117V89H118ZM156 88H157V89H156ZM178 88H179V90H181L182 92H180L179 90L177 91ZM180 88H181V89H180ZM183 88H184V91H183ZM189 88H190V90H189ZM214 88H215V86L213 87V91H216ZM159 89H161V88H159ZM226 89H227V88H226ZM72 90H75V92H73ZM77 90H78V91H77ZM119 90H120V89H119ZM137 90L139 91L140 89H137ZM141 90H140V91H141ZM146 90H147V91H146ZM167 90H169V91H167ZM173 90H174V91H173ZM193 90H194V92H193ZM195 90H196V92H195ZM14 91H15V90H13V92H14ZM52 91H54V90H52ZM69 91H70V90H69ZM117 91H118V90H117ZM138 91H137V92H138ZM156 91H157V92H156ZM197 91H198V92L201 91V93H200L201 95H200V96H199V94H198ZM223 91H225V88H224ZM246 91H247V90H245L244 92H246ZM249 91H250V90H249ZM54 92H55V91H54ZM135 92H136V91H135ZM165 92H166V94H165ZM173 92H175V93H173ZM178 92H180V93H178ZM183 92H185V93H183ZM192 92H193V93H192ZM241 92H242V91H241ZM247 92H248V91H247ZM250 92H251V91H250ZM14 93H15V92H14ZM77 93H78V94H77ZM138 93H139V92H138ZM176 93H177V94H176ZM209 93H210V92H207L206 94H208V95L210 96L213 92L210 93V94H209ZM220 93H219V94H220ZM235 93H240V92H235ZM5 94H6V93H4V95H5ZM79 94H80V95H79ZM131 94H132V93H131ZM170 94H171V95H170ZM175 94H176V95H175ZM182 94H186V97H185V98H186L187 102H188V100H192V99H193V98L190 97L189 95L194 94L195 97H194V101L192 100L193 103H192V101H191L190 103H187V104H185V105L183 106L182 104H184V103H182V102L180 101L181 104H178V103H179L178 100H182V99L184 98V97H182V96H183ZM196 94H197V95H196ZM206 94H205V97H209V96L206 95ZM229 94H231V93H229ZM245 94H246V93H244V95H245ZM247 94H248V93H247ZM39 95H41V94H39ZM43 95H44V94H43ZM43 95H42V96H43ZM76 95H77V96H76ZM106 95H107V94H106ZM106 95L104 94V96L108 99V98H109V95H107V96H106ZM145 95H146V96H145ZM148 95H149V97H147ZM187 95H188V96H187ZM69 96L66 97V98H67L66 101L64 100L65 103H66V102L68 103V100H70V99H68ZM75 96H76V97H75ZM100 96H101V95H100ZM100 96L98 95V98H97L96 96H89V98H88V97H87V98H88L89 100H92V99L95 98V97H96L97 99H100V98H99ZM104 96H102V97H104ZM116 96H117V95H116ZM125 96H126V97H125ZM130 96H131V95H130ZM144 96H145V98L147 97V99H148L147 102H145L146 100L144 101V99H145ZM158 96H159V94H158ZM158 96H157L156 98H158ZM160 96H162V95H160ZM160 96H159V97H160ZM177 96H178V97H177ZM184 96H185V95H184ZM192 96H193V95H192ZM232 96H237V95H232ZM247 96H248V95H246V97H247ZM1 97H2V96L0 95V98H1ZM37 97H38V96H37ZM39 97H40V96H39ZM92 97H93V98H92ZM102 97H101V98H102ZM151 97H152V99H151ZM170 97H169V98H170ZM179 97H181L182 99H180ZM188 97H190V99H189ZM246 97H245V98H246ZM249 97H250V96H249ZM249 97H248V98H249ZM256 97H257V96H256ZM256 97H255V100L258 99V97H257V98H256ZM42 98H43V97H42ZM42 98H40V99H42ZM81 98H84V97H83V96H80V100H81ZM91 98H92V99H91ZM96 98H95V99H96ZM106 98H105V99L103 98L104 100H103V99H102V100H97V102H98V101H100V102L102 101L103 103H102V102H101V103H102V105L104 106L105 104H108V102H109V104H110V102H111L112 99L115 100V102H116L117 100H119V98L116 100V98H114V97H113V98L110 97V98H109L110 101H109V99H108V101H106V103L104 104V101L106 100ZM111 98H112V99H111ZM126 98H127V99H126ZM160 98H162V97H160ZM191 98H192V99H191ZM242 98H243V97H242ZM245 98H244V99H245ZM2 99H3V97H2ZM74 99H73V100H74ZM95 99H93V100H95ZM124 99H125V100H124ZM128 99H129V100H128ZM130 99H131V100L133 99V100L131 101ZM142 99H141V100H142ZM170 99H171V98H170ZM253 99H254V98H253ZM77 100H79L78 97H77ZM77 100H76V101H77ZM84 100H85V101H84ZM84 100L82 99V101H78V102H79V103H84L86 106L89 105V104H91V103H93V100H92V101H89V100H86V98H84ZM127 100H128V101H127ZM258 100H261L260 97H259ZM36 101H38V100L36 99ZM41 101H42V100H41ZM87 101H89V103H88ZM95 101H96V100H95ZM129 101H130V102H129ZM155 101H156V100H155ZM172 101H173V102H172ZM230 101H231V100H230ZM78 102H77V104H76L75 101H74V104H76L77 107H79V106H78V105H79ZM100 102H98V103H100ZM135 102H136V101H135ZM140 102H142V101H140ZM140 102H139V103H140ZM143 102H142V105H144ZM241 102H243V101H241ZM17 103H18V102H17ZM21 103H22V105L24 104V102H21ZM39 103H40V101H39ZM70 103L72 104V102H70ZM87 103H88V104H87ZM101 103H100V104H101ZM137 103H138V102H137ZM191 103L194 104V105H192ZM230 103H231V102H230ZM230 103H229V104H230ZM111 104H112V102H111ZM113 104H114V101H113ZM190 104H191V105H190ZM234 104H235V105H234ZM13 105L17 106L16 104H13ZM13 105H12V106H13ZM18 105H19V107H21L22 110L24 111L25 106L23 105V106H24V108H23L22 105L20 106V103H18ZM69 105H70V104H68V106H69ZM131 105H132V106H131ZM178 105H179V106L181 105L182 107H184V108H183L184 110H182L181 107H178ZM230 105H231V104H230ZM68 106H67V107H68ZM71 106L73 107V105H71ZM71 106H69L70 109H71ZM89 106H90V105H89ZM100 106H101V105H100ZM103 106H101V107H102V110H105V109L108 107V105H106V108L103 107ZM138 106H137V107H138ZM165 106H163V107H165ZM185 106H187V107H185ZM188 106H190V108H188ZM191 106H193V107H191ZM19 107L17 106V107L14 109V110L17 109V111H14L13 109H12V111H14V112H12L11 109H10V111H8L9 114L12 115V116H14L13 113L17 114V115H15V120H14V117H13V118H9L10 120H9V119H8V120H9V121H12V119H13L12 122L15 124V126H14L15 128H14L13 126H11V127H13V128H11V127H10V128L12 129V131L15 129V132L13 131V132L15 133V135H16V133H17V131H16L17 129H18V133H19V132H21V133H20V134L17 133L18 136L16 137L15 135H13L14 133L12 134V131H10V132L7 131L8 128H9V127H8L9 125H7V129H6V130L4 129L5 126L2 127V128L4 129L5 132H8L9 134L11 133V135H9L8 133H5V134H4V137H5V138H4L3 136H1V134L4 133V131L0 134V144L3 142V144H4L5 147H6V149H7V147H9V146H8L9 143H8V141L5 142V140H9V142H14V141H13V140H15L14 137H16V139H19V138L21 137V135L26 134V133H24V130H21V129H22V125L24 126V124H22L23 122L25 123L24 129H25V127H26L27 125H29V126L31 125V126L33 127V124H34V126H35V122H36V121L33 122V120H35V119H33V118H29V117L32 116V115H30V114L28 115L27 112H26V114H27V115H26L25 113H23V111L21 112V110L18 111V108H19ZM141 107H142V106H141ZM177 107H178V108H177ZM229 107H230V106H229ZM13 108H14V107H13ZM73 108H74V109H72V111H69L70 113H73V114H74V115L72 114L73 118H71V119H69V120H66V119H67L68 117H70V116H67L66 119L64 118V119H61V120L57 118L58 121H60L59 124L61 123L62 120H63V122L66 120L65 122H66V124H67V125H66L67 127H66V126L63 127V126L65 125L63 122H62V126L59 125V126H61V130H62V129H63L64 131L66 130V133H65V132L63 133L61 130H58V132L61 131L59 136H62V137H58V136H57V137H58V141H59L61 144H62V143H65V142L67 141V144H69V146L67 145L68 147H70L72 144H75L76 147L72 145L73 147L71 146L70 149L68 148V149H69V152H70V153H71V152H74L72 148L75 147L76 149L74 148V150H75L74 153H76L77 155H76V154H73V156H77V157H79V158L81 159V161H80L79 158H76V157H73V156L71 157V156L69 155V152H68L67 148H66L67 146L64 147V146L62 145V146L64 147V149L67 150V152H66V151H65V152H66L68 155L65 154V153H63L64 150H60L61 148L63 149V147H62L61 144L57 141V139H56L57 137L54 138V136H53V137H50L49 135H48L49 137L45 136L46 139H49V138H50V140H51V138H52V140H51V141H48V140H47L48 142H45L46 145H47L46 148L50 150V148H48V147H51V144L53 145V146H52L53 148H54V147H57V146H55V145L60 144L59 146H60L61 148L59 147L60 149H58L60 152H58L57 149H56V150H55V149H52V147H51V149H52L53 151L50 150L49 152H51V151H52V152L49 154V156H47V155H48V153H47L48 151H47V149L45 150V148H44V149H40L39 151H42V150H43L42 152L46 151V154H44L43 156H42V155L40 156V154L42 153V152H40V153H37V154L35 155V158H36V156H40V157L43 158V160H42L41 158H39V157L36 158L37 160L34 158V154L38 151L37 149L39 148V146L42 145V146H40V148L43 147V146H45V143L43 142L44 139H45V137H44L43 141H42V139H39V138L41 137L40 134L42 133L41 135H43V134L45 133V132H43V130H45V129L42 130V128H44V127L47 126L46 128L48 129V127L50 128V126H51V128H53V127H52L53 125L58 126V125H57L58 122H56L55 115H54V114H55L54 112H55L56 110H55L54 112H51L53 109H55V107L53 108L52 106L47 107V111H48L49 113H51V114H49V116H48V112H46V108H45V114H46V115H42L41 112H40V111H42V109H44V108H40V107H39L38 112L36 111L37 113H39V116H38V114L36 113L37 115H36L35 118H39V117H40V114H41V116L43 117V119H42V118H41V119L39 118L40 120L38 119L39 121L36 122V123L38 124V123H40V122L45 121L47 124H44V123H43L42 128H41V133H37V132L34 131L36 137H35V138L33 137V138H34L33 140H35L36 138H38V136H40V137L38 138V141L41 140L42 143H44V144H40V143H41L40 141H39V143H37L38 141H37V142L35 141L39 146H37V145L34 144V143L31 144L29 140H30V139L32 140V138L28 136L29 138H27V137H26V138L29 139V140H28L29 144H28V142H27V139L24 138V139H26V140H25L26 142H23V144H22V143H19V146H18V143H14L15 145H17V146H15V148L17 147L19 150L14 149V148H10V149H14L15 152L20 151V152H18V153H20V154L23 152V155H24V156H25V154L29 153V151H28V147H29V149H32L31 152L34 153V151H35L34 154L30 152L29 155L33 154V155H31V156H32V159H33V160L35 159L34 163H35L36 165H34V163H32L33 160L30 159L28 156H27L28 158L23 157V159H22V158H20L19 155H18L17 158H16V156H15V157H12V159L14 158V159L17 160V159L20 158V159L24 160V158H26V161H28L27 159L32 160V162L29 161V162L31 163L29 166L26 165L27 162L25 163V160H24L23 162L18 161V160H17V161H18L19 163H23V164L25 163V165L28 166V168H29V167H32V168H30L31 176H30L29 173H28V174L26 173V177H27V175H28L29 178H31V177H32V174H35V175H34L35 179H34V177H33V178H31V180L33 181V184H35L36 187L39 188L38 190L36 189V187H35V189L32 190L31 187H33L34 185L32 186V183H31L32 181H31L29 178H26V177H25L26 179H24L25 174H24V172H22L23 170L21 171V167H20V168H19V167H14L12 161H11L10 164H9V165L12 164L13 167H14L15 169L18 168L17 170H19L21 173H23V177H21L22 175H20L19 178H20V177L23 178V179L25 180V181L23 180L25 183L29 180L27 183L30 184V187H29L28 189H27V187H24V188H26V190H23V192L26 191V192H24L25 195H26V197H27V198L31 197V198H30L31 200H34V199L36 200V198L39 199V197H40V199H42L40 195H42V197H43L45 194L49 193L48 191H51V192H50V194H51L52 192L55 191V188H59V187H56V184H57L56 178L59 176L60 178H64V180L67 179L66 175L68 176V175L70 174V172H68V168H69V165H68V164L70 163V161H72V159H70V158H73L74 160L78 159L79 161L76 160L75 162H73V161H74V160H73L72 162L75 163V166H76V167H77V164H79V163L76 164V162H80V165H79L80 167H78V169L75 167V168L77 169V170H76L75 168L72 167V166H74V165H73V163L71 162L72 165H71L70 167H71V170H73V171H71V170H70V171L73 173V174H72L73 176L71 175L72 177L70 176L71 179H69V180H73V178H74L75 181H73V184H71V189H70V188H67V187H70V184H66L67 187H66L65 185H63L64 188L70 189V190L65 189L66 191H63L64 189L62 188V184H61V183H64V184H65V182H67V181H63V179H62V181H61V183H60V181L58 180V182H59L58 184H59V185L61 184V185H60L61 188L57 189L58 191L56 190V191H57V195H58V197H59L60 195H61V196H62V195L64 196V194H65V196H66V194H70V195H71V194H72V192H70L71 190H72L73 192H75V190H76L75 193H77V192H78L77 189H78V187H79L80 185H81V186H84V185H87V184L90 185V181L87 180L88 177H87V178L85 177L86 179H83V180L81 179V181L84 183V185H82V184H83L82 182H79V181H78V180H79L80 178H82V177L78 178V180L76 179V178H77V176H76L77 174H76V173H79V174H80L81 172L79 171V169H82L81 167H83V166H81V162L85 160V161H86V162H85L86 165H85V163H82V164L85 165L84 168L88 169V167H87V166L89 165V164H88V161H89V162L92 161V160H91L92 158L90 157L89 152H87L89 155L85 153V152L87 151V148H86V150H84L86 146L88 147V145H86L85 147L83 146V145H85V144H89V143H90V142L87 143L86 138L83 136V134L85 135L84 132L86 131V129H85V131H84L83 133L80 132V131L76 133V134H79V133H80V135H82L83 137H82V136H80V137H79V136H76V134H71L72 131L75 132V130H72V131H71V128H72L73 126H74V128H76L75 126H77V125H79V124H80V126H81V123H78V121H77L78 116L76 115V108H75V107H73ZM120 108H121V110H120ZM179 108H180V109H179ZM19 109H20V108H19ZM26 109H27V108H26ZM34 109H35V108H34ZM40 109H41V110H40ZM166 109L164 108L163 110L166 111ZM172 109L174 110L173 112L171 111ZM175 109H176V111H175ZM177 109H179V110H177ZM187 109H188V110H187ZM197 109H198V107H197ZM230 109H232V106H231ZM8 110H9V109H8ZM36 110H37V108H36ZM50 110H51V111H50ZM65 110H66V109H65ZM74 110H75V112H73ZM77 110H78V109H77ZM141 110H142V111H141ZM149 110H150V112H149ZM185 110H186L188 113H187ZM189 110H190V111H189ZM213 110H214V111H213ZM25 111H26V110H25ZM27 111H28V110H27ZM30 111H34V110H31V109H30V110H29V113H31ZM67 111H68V108H67ZM115 111L117 112L116 114H115ZM122 111H121V112H122ZM147 111H148V112H147ZM179 111H180V112H179ZM193 111H194V112H193ZM238 111H239V113H238ZM10 112H11L12 114H11ZM16 112H17V113H16ZM18 112H20V114H21V113H22V114L20 115ZM61 112H62V114H64V113H63L64 110H62ZM69 112H68V114H69ZM121 112H120V114H121ZM168 112H167V113H168ZM174 112H175V113H174ZM183 112H184L185 114H183ZM195 112H196V113H195ZM197 112H198V113H197ZM209 112H210V113H209ZM42 113H44V112L42 111ZM65 113H66V111H65ZM177 113H178V114H177ZM180 113H181V114H180ZM215 113H214V114H215ZM18 114H19V116H18ZM31 114H32V113H31ZM56 114H57V113H56ZM108 114H110V113H108ZM132 114H133L134 116H132ZM171 114H172V115H171ZM176 114H177V115H176ZM190 114H194V115L191 116V118L194 116L193 119H189V118H190V116H189ZM197 114H199V115H197ZM209 114H211L212 116L209 115ZM235 114H236V115H235ZM10 115H9L8 117H10ZM25 115L28 116V117H27L28 120H27L26 117H25L26 122H25V120H23ZM50 115H51V116H50ZM66 115H67V114H66ZM70 115H71V114H70ZM151 115H153V114H151ZM187 115H188L189 117H188ZM196 115H197V116H196ZM204 115H205V116H204ZM12 116H11V117H12ZM16 116L18 117L17 119H16ZM20 116H22L23 119H22V117L20 118ZM33 116H34V115H33ZM37 116H38V117H37ZM56 116H57V115H56ZM64 116H65V115H64ZM72 116H71V117H72ZM109 116H110V115H109ZM130 116H128V117L130 118ZM169 116H170V117H169ZM174 116H175V117H174ZM179 116H181V118H180ZM182 116L185 117V118H183ZM195 116H196V117H195ZM210 116H211V117H210ZM213 116H214V118H213ZM238 116H239V117H238ZM46 117H47V118H46ZM50 117H52V119H49ZM58 117H60V116L58 115ZM62 117H63V115H62ZM114 117H115V119H114ZM176 117H177V118H176ZM186 117L188 118V120H187ZM215 117H216V118H215ZM233 117H235V118H233ZM44 118H45V119H44ZM112 118H113V119H112ZM164 118H165V120H164ZM171 118H174V119H171ZM211 118H212V119H211ZM18 119H22V121H21V120H18ZM29 119H31V121H29ZM73 119H75V120H73ZM120 119H121L120 122L123 123L124 118L122 117V118H120ZM137 119H139V120H137ZM169 119H170V120H169ZM175 119H176V120L178 119L179 122L176 121ZM181 119H182V121L185 119V120H184V123L181 121ZM195 119H197V120H195ZM203 119H204V120H203ZM213 119H214V120H213ZM216 119H217V120H216ZM16 120H17V121H16ZM41 120H43V121H41ZM46 120H47V121H46ZM48 120H50V122H49ZM52 120H53V121H52ZM70 120H73V121L71 122ZM109 120H108V122H109ZM134 120H133V122H134ZM167 120H169V121H167ZM171 120H172V121H171ZM173 120H174V121H173ZM186 120H187L188 122H186ZM194 120H195V121H194ZM211 120H212V121H211ZM242 120H243V119H242ZM261 120L263 121L264 119H261ZM14 121H16V122H14ZM18 121H19V122H18ZM27 121H29V123H32V124H29ZM67 121H69V123H68ZM74 121L77 122V123H75ZM136 121H137V122H136ZM147 121H150V123L147 122ZM162 121H163V124H162ZM175 121H176V122H175ZM199 121H201V122H199ZM202 121H203V122H202ZM215 121H217V122H215ZM262 121H260V122H258V123L263 124ZM7 122H8V121L6 120V123H7ZM21 122H22V123H21ZM160 122H161V123H160ZM166 122H168V123L166 124ZM171 122H172V123H171ZM180 122H181V123H180ZM192 122H193V123H192ZM196 122H199L200 124H198V126H197V125H195ZM221 122H224V123H221ZM231 122H232V121H231ZM235 122H233V123H235ZM6 123H4V125H6ZM10 123H11V122H10ZM19 123H21V124H19ZM26 123H27V125H26ZM48 123H49V124H48ZM52 123H53V124H52ZM73 123H74V124H73ZM115 123L117 124V125H116V126H117V127H116L117 130L114 129V128H115V126H114ZM121 123H120V124H121ZM148 123H149V125H148ZM164 123L168 126V128H169L170 126H173L172 124H174V127L177 126L178 129H177V127H175L174 130H173V127H171L172 129H170V128L168 129V128L166 127V125H164ZM186 123H188L190 126H189L188 124H186ZM202 123H203V124H202ZM212 123H216V124H214V125L212 126ZM248 123H249V122H247V124H248ZM250 123H251V122H250ZM250 123H249V124H250ZM2 124H3V123H2ZM2 124H1V126H3ZM11 124H12V123H11ZM14 124H13V125H14ZM41 124H42V123H41ZM76 124H77V125H76ZM120 124H119V125H120ZM159 124H162V126H161V125L159 126ZM170 124H171V125H170ZM176 124H177V125H176ZM181 124H182V125L184 124L185 127H183ZM192 124H194V125H192ZM217 124H218V125H217ZM221 124H222V125H221ZM223 124H224V126H225V125H228V126H230L231 128H230V127H226L227 129H229V130H226L225 127L223 126ZM245 124H246V123H245ZM17 125L19 126V128H18ZM38 125H39V124H38ZM38 125L36 126L37 129H38ZM44 125H46V126H44ZM108 125H109V126L112 125V130H113V129L115 130V132H112V133H111L112 135H111V134L109 135V133L111 132V129H110L111 127H108ZM178 125H179V126H178ZM186 125H188V128L186 127ZM201 125H203V126H201ZM210 125H211V126H210ZM238 125L240 126V127H239V130H237V129H238V127H237ZM20 126H21V128H20ZM29 126H28V130H29ZM43 126H44V127H43ZM200 126H201V127H200ZM207 126H208V128L211 127V128H209L210 130L207 128ZM217 126H219V127L221 126V127L219 128V127H217ZM234 126H235V127H234ZM250 126H251V125H250ZM16 127H17V129H16ZM40 127H41V126H39V128H40ZM77 127H78V126H77ZM90 127H92V126H90ZM123 127H124V126H122V124H121V128H120V129H124ZM157 127H158L159 131H158ZM160 127H161V128H160ZM162 127H163V129H162ZM199 127H200V128H199ZM204 127H205V128H204ZM222 127L225 129V131H222V129H221ZM241 127L243 128L242 130H241ZM55 128H56V127H55ZM74 128H72V129H74ZM84 128H85V127H83V128L80 129V130L82 131ZM88 128H89V127H88ZM99 128H100V127H98V129H99ZM125 128H127L126 125H125ZM184 128H187V129H184ZM218 128H219V130H218ZM233 128H234L235 131H231V130H233ZM244 128H247V130H245ZM263 128H264V127H263ZM263 128H262V129H263ZM11 129H10V130H11ZM19 129H20V130H19ZM26 129H27V127H26ZM33 129H34V127H33ZM47 129H46V130H47ZM57 129H59V127H58ZM152 129H153V128H152ZM166 129H168V130H166ZM180 129H181V130H180ZM183 129H184V130H183ZM193 129H194V130H193ZM202 129H205V130H202ZM206 129H207V130H206ZM224 129H223V130H224ZM35 130H36V128H35ZM39 130H40V129H39ZM46 130H45V131H46ZM88 130H89V129H88ZM95 130H94V131H95ZM109 130H110V131H109ZM160 130H161V131H160ZM163 130H165V131L168 132V133H166L165 131H164V132H165V133H164ZM188 130H189V131L191 130V132H188ZM197 130H198V132H197ZM199 130H200V131H199ZM215 130H216V131H215ZM244 130H245V131H244ZM0 131H1V128H0ZM26 131H27V130H26ZM37 131H38V130H37ZM108 131H109V133H108ZM176 131H179V132L177 133V135H176V133H175ZM181 131H182L183 133H182ZM186 131H187V132H186ZM194 131H196L197 133H196V132L194 133ZM202 131H203V133H201ZM204 131H205V132H204ZM208 131H209V132H208ZM211 131H212V132H211ZM228 131H229V134H227ZM236 131H237V133H236ZM241 131H242V132H241ZM252 131H253V130H252ZM252 131H251V133H252ZM22 132H23V134H22ZM34 132H33V133H34ZM38 132H39V131H38ZM142 132H143V131H142ZM158 132H159V133H158ZM169 132H170V134H171L172 132H173V133L170 135ZM180 132H181V133H180ZM207 132H208V134H207ZM214 132H215V133H214ZM220 132H221V133H220ZM233 132H234V133H233ZM238 132H239V133L241 132V133L239 134ZM261 132H263V130H261ZM36 133H37V135H38V134H39V135L37 136ZM62 133L65 134V135H63ZM81 133H82V134H81ZM86 133H88V132H86ZM90 133H91V134H90ZM146 133H147V134H146ZM160 133H161V134H160ZM174 133H175L174 136H175L176 138L173 137V134H174ZM179 133L181 134V136H180ZM190 133H192V134H190ZM193 133H194V134H193ZM205 133H206V134H205ZM263 133H264V132H263ZM7 134H8V135H7ZM61 134H62V135H61ZM96 134H97V135H96ZM165 134H166V135H165ZM197 134H198V135H197ZM238 134H239L240 136H239ZM241 134H242V135H241ZM247 134L249 135V132H248ZM2 135H3V134H2ZM5 135H7L8 138L10 137V139L6 138ZM19 135H20V136H19ZM74 135H75L77 138H76ZM108 135H109V136H108ZM116 135H118L119 137H121V139L123 138L122 140L125 141V142L123 141L125 144H126L127 142H128L129 144H127V145H125V144L119 145V144H120L119 142L122 143V140L119 141L120 138H118V136H116ZM130 135H131V136H130ZM138 135H139V134H138ZM144 135H145L146 137H144ZM157 135H159L160 137L157 136ZM167 135H169V137H168ZM184 135L187 136V138H186ZM189 135H190V136H189ZM196 135H197V136H196ZM210 135H211V136H210ZM213 135H214V136L216 135V136L214 137ZM223 135H225V136H223ZM12 136H13V137H12ZM25 136H27V135H25ZM32 136H34V134H32ZM63 136H64V138L69 136L70 139L72 138L73 140H75V142L73 143L71 140H69V137L66 138V140H65V139H63ZM88 136H90V137H88ZM106 136H107V137H106ZM170 136H171V137H170ZM201 136H202V137H201ZM206 136H207V137H206ZM220 136H221V137H220ZM243 136H244V135H243ZM18 137H19V138H18ZM103 137H104L105 139H106V138H107V139H106V140H103ZM109 137H110V138H109ZM111 137H112V138L114 137V138L111 139ZM131 137H135V138H131ZM157 137H158V139H155V138H157ZM165 137H166V138H165ZM190 137H191V138H190ZM192 137H194V138H192ZM195 137H196V138H195ZM213 137H214V138H213ZM217 137H218V138H217ZM219 137H220V138H219ZM225 137H227L228 140H227ZM228 137H233V139L231 140V138H228ZM1 138H2V140H1ZM21 138H22V137H21ZM21 138H20V139H21ZM53 138H54L56 141H55ZM74 138H76V139H74ZM115 138H118V139H115ZM168 138H169V139H168ZM170 138H171V141H170ZM172 138H174V139H172ZM180 138H181V139H180ZM204 138H206V139H204ZM209 138H210V139H209ZM222 138H223V139H222ZM3 139H5V140H3ZM59 139H60V140H59ZM61 139H62V142H61ZM134 139H135V140H134ZM138 139L140 140L139 142L136 141V140H138ZM163 139H164V140H163ZM191 139H192L193 144L191 143ZM214 139H215V140H214ZM225 139H226L228 142H227ZM229 139H230V141H229ZM22 140H23V139H22ZM22 140H21V141H22ZM33 140H32V141H33ZM53 140H54L57 144H56ZM63 140H65V142H64ZM68 140L72 142L71 145H70V143H68V142H69ZM85 140H86V141H85ZM176 140H177V141H176ZM180 140H182V141H180ZM186 140H187V141H186ZM195 140H197V141L199 140L198 143H197V141H196V143H194ZM217 140H218V141H217ZM224 140L226 141V143H224ZM15 141H16V140H15ZM32 141H31V142H32ZM106 141H107L108 144L106 143ZM109 141L113 142V143H111L112 145L114 144V141H116V142H118V145L121 146V147L119 148V146H117L116 142H115V145L112 146V145L110 144ZM134 141H135V142H134ZM141 141H142V143H140ZM146 141H147V140H146ZM165 141H168V145H167V143H166ZM178 141H179V143H177ZM188 141H189L190 143H188ZM200 141H202L203 143H201ZM213 141H217L216 143H218V144H216V143L213 142ZM219 141H220V142H219ZM222 141H223V142H222ZM18 142H20V140H18ZM50 142H51V144H50ZM92 142H91L90 145H92ZM131 142H132L133 145L136 144L135 147L137 146L136 149L138 148V149H137V150H138V151H137V154L134 153V152H136V151H135V150H136L135 147H132L133 150H131V149L129 150V148H131L130 146H133V145L131 144ZM156 142H157V146H156ZM162 142H163V143H162ZM169 142H170L171 144H173V145H169V144H170ZM173 142H174V143H173ZM221 142H222V144H220V145H221V146H220L219 143H221ZM5 143H8V144L6 145ZM47 143H49V144H47ZM139 143H140V144H139ZM165 143H166V144H165ZM176 143H177V144H176ZM183 143H184V144L186 143V144L184 145ZM200 143H201V144H200ZM204 143H205V144H204ZM211 143H212V144H211ZM26 144H27V145H26ZM30 144H31L32 146H33V144L36 145V146H35L36 148H34V149L31 148V147L29 146ZM138 144H139V146H138ZM195 144H196V145H195ZM209 144H210V145H209ZM215 144H216V145H215ZM9 145H10V144H9ZM11 145H13V144H11ZM11 145H10V147H13V146H14V145H13V146H11ZM96 145H97V146H96ZM110 145H111V147L109 148ZM123 145H124V146H123ZM162 145H163V146H162ZM165 145L167 146L168 150L173 149V150H170V153H171L170 156L168 155V154H169V151H167V148H166ZM174 145H175V147H174ZM182 145H183V146H182ZM187 145H188V146H187ZM191 145H192V146H191ZM193 145H194L195 147L199 148V149L201 150V152H200V150H198L197 148H196V149L193 148V147H194ZM208 145H209V146H208ZM214 145H215V146H214ZM1 146H3V145H0V147H1ZM24 146H25V150H24ZM92 146H93V145H92ZM114 146H116V148H119V149L116 150ZM125 146H126V147L129 146V147H127V150H129V152L131 151L130 154L133 153V154L135 155V157H136V155H137V158H134V159H133V163L130 162V161L132 160V158H133V155H131V157H132L131 159L128 158L130 154H128L127 150L125 149V148H126ZM145 146H146V147H145ZM168 146H170V149H169ZM171 146H172V147H171ZM176 146H178V147H176ZM179 146H181V147L179 148ZM186 146H187V147H186ZM190 146H191V149L189 148ZM210 146H214V147L211 148ZM218 146L216 147V150H217ZM21 147H22V148H21ZM83 147H84V148H83ZM97 147H98L99 150L97 149ZM113 147H114L115 150L113 149ZM162 147H163V148H162ZM164 147H165V148H164ZM208 147H209V148H208ZM26 148H27V150H26ZM77 148H79V149L77 150ZM81 148H82V150H83L82 153L85 151L84 153L87 155V157L85 156V159H83V158H84L83 155H85V154H84V153H83V154H82V153L80 154V152H81L80 149H81ZM102 148H103V150H102ZM104 148H105V149H104ZM154 148H155V149L157 148V150H155ZM181 148H182V149H181ZM201 148H202V149H201ZM206 148H207V149H206ZM1 149H2V148H1ZM3 149H4V148H3ZM6 149H4V151H5ZM8 149H9V148H8ZM21 149H22L23 151H22ZM35 149H36L37 151H36ZM71 149H72V151H70ZM94 149H95V150H94ZM96 149H97V152H96ZM100 149H101V150H100ZM121 149H122V151H121ZM124 149H125V150H124ZM140 149H141V148H140ZM158 149H159L160 151H159ZM161 149H164V150H161ZM165 149H166V150H165ZM174 149H175L176 151H175ZM183 149H184V150H183ZM186 149H187V150H190L189 152H191L192 154H189L188 151H187ZM192 149H193V150L195 149L194 152H197V154H196V153L194 154V152H193ZM16 150H17V151H16ZM33 150H34V151H33ZM110 150H111V152H112L113 155L110 154V152H109ZM112 150H113V151H112ZM154 150H155L156 152H155ZM178 150H179V151H178ZM197 150H198V151H197ZM203 150H204V152H203ZM4 151H1V152H4ZM7 151H10V150H7ZM7 151H6V152H7ZM14 151H11V152H10V153L13 154V156L17 154V153H15ZM25 151H26L27 153H26ZM55 151H56V153L58 152V153H57V157H56V153H55V155H52L53 152H55ZM78 151H79V153H78ZM102 151H103V152H102ZM104 151H105V152H104ZM116 151H117V152H116ZM132 151H134V152H132ZM161 151H162L164 154L161 153ZM171 151H173V152H171ZM6 152H5V153H6ZM61 152H62V153H61ZM95 152H96V153H95ZM99 152H100V153H99ZM106 152H107V153H106ZM120 152L122 153V155L124 154V155H123L124 159H125V156H126V157L128 156V157H127V159H129V160H128V161H129V162H128V165H129L130 163H132L131 165H132L133 167H132L131 165H129V166H130V168H129V166L127 165V159H126V161L124 162V164L126 163V165H127L126 168H123V167H124L123 164H122L123 166H122L121 164H118L119 161L121 162V160H119V159H122V158H123V157L120 155ZM150 152H151V153H150ZM165 152H167V153H165ZM183 152H185V153H183ZM10 153L7 152L6 154L9 155ZM14 153H15V154H14ZM59 153H61V156H62V154H63V157H65V158L62 159V157H61V159H60V155H59ZM97 153H98V154H97ZM118 153H119V154H118ZM155 153H156V154H155ZM174 153H176V154H174ZM177 153H178V154L180 153L179 156L177 155ZM198 153H199V154L201 153V154L199 155ZM216 153L220 154L219 156H221L220 158H222V159H224V157H226L227 159H229V158H228L229 154L226 156V155H225V154H226L225 152H218V151H217ZM221 153H223V154H221ZM224 153H225V154H224ZM6 154L1 153L2 156H3V155H6ZM12 154H11V155H12ZM38 154H39V155H38ZM42 154H43V153H42ZM64 154H65L66 156H65ZM79 154L82 155L81 157H83V158H81ZM100 154H102L104 157H103L102 155H100ZM109 154L112 155V156H115L116 158H117V154H118V156H121V157H122V158L119 157V159L117 158V160H115V161H117V165H119V167L122 166V168H123L124 170H123L122 168L119 169V167L116 168V166H114L115 164H113V163H114V158H115V157L113 158V157L110 156ZM125 154H126V155H125ZM161 154L163 155L164 158H165V156L167 155L166 158L164 159L163 157H161ZM172 154H174V155L172 156ZM208 154H209V155H208ZM11 155L8 156V157H11ZM50 155H51V156H50ZM58 155H59V156H58ZM71 155H72V153H71ZM105 155H106V157H105ZM156 155H157V156H156ZM183 155H184V156H183ZM190 155H192V156L190 157ZM196 155H198V156H196ZM204 155H208V157L205 156V158H206L207 160L209 159V160H208L209 162H208V163L206 162L207 164H209L208 167H207V164L205 163L206 160L203 159ZM212 155H214V156H212ZM222 155H225V156L222 157ZM20 156H22V155H20ZM53 156H54V157H53ZM68 156H70V157H68ZM107 156H108V157H107ZM153 156H155V157H153ZM176 156H177L178 158H177ZM186 156H188V157H186ZM219 156H217L218 159H219ZM3 157H4V156H3ZM8 157H7V155H6V158H8ZM44 157H45V158H44ZM48 157H49V158H48ZM51 157H53V159H54L55 157L58 159V157H59V159L56 160V158H55L54 160H52V159H50ZM67 157H68V159H70V160H68ZM168 157H169V159H167ZM170 157H171V159H170ZM172 157H173V158H172ZM174 157H175V158H174ZM185 157H186V158H191V162L195 163V165L197 164L196 166H197L199 169H204V167H205V169H204L205 176H203V175H204L203 173H202V175H200V172H197V170H199V169H197V167H196V168H193V169L191 170V168H192L191 165H192L193 167H195V166H194V164L190 163V160H189V163H187L188 159H184ZM192 157H193V158H192ZM196 157H200V159H198V158H196ZM209 157L211 158V160H210ZM214 157H215V159H214ZM38 158H39V159H38ZM47 158H48V159H47ZM75 158H76V159H75ZM87 158H90V160H88ZM102 158H104V159L106 160L105 163H104V160H103ZM106 158H107V159H106ZM112 158H113V159H112ZM116 158H115V159H116ZM141 158H142V159H141ZM154 158H155V159H154ZM3 159H5V158H1V161H2ZM12 159L10 158V160H12ZM20 159H19V160H20ZM100 159H101L103 162L100 161ZM135 159H138V160H136V164H135ZM140 159H141V160H140ZM143 159H145L144 161H145V163H146L147 166L145 165L144 162H143V163L140 162V161H142ZM153 159H154V160H153ZM195 159H196L197 161H196ZM201 159H202V161L204 162V163L202 162V165H200V164H201V162H200ZM6 160H7V159H6ZM50 160H51L52 162H51ZM59 160H61V161H59ZM64 160H67V162H69V163H66V161H64ZM118 160H119V161H118ZM147 160H148V161H147ZM167 160H169V161H167ZM170 160H171L173 163H172ZM192 160H193V161H192ZM194 160H195V161H194ZM198 160H200V161H198ZM204 160H205V161H204ZM225 160H226V159H224V160H222V161L224 162ZM13 161H15V160H13ZM53 161H55V162H54V165H53ZM62 161L64 162V165H63V162H62ZM137 161H139V162L137 163ZM155 161H156V162H155ZM164 161L166 162V165H167L166 168L164 167V163H165ZM175 161H176V162H175ZM178 161H179V162H178ZM182 161L184 162V164H181ZM215 161H216V160H215ZM2 162H3V161H2ZM18 162H17V163H18ZM44 162H45V163H44ZM49 162L52 163L51 166H49V165H50ZM60 162H61V163H60ZM111 162H112V163H111ZM149 162L151 163V165H149V164H150ZM153 162H154V163H153ZM162 162H163V163H162ZM167 162H171L172 164L169 163V164H170V165H169ZM185 162H186L187 164H186ZM196 162H197V163H196ZM15 163H16V162H14V164H15ZM19 163H18V166L20 165ZM37 163H40V164H38V166H37ZM59 163H60V165L62 164V166H60ZM65 163L67 164V167H66ZM92 163L94 164V162H92ZM103 163H104V164H103ZM121 163H123V161H122ZM140 163H142V164H140ZM147 163H149V164H147ZM179 163H180V165H179ZM199 163H200V164H199ZM27 164H29V163H27ZM55 164H56V165L58 164V165H59V166L57 165L58 167H63V166H64L65 169H66V171H67V174L64 173V172H65L64 169H63L64 171H63V170L61 171L62 168H59V170H57V171H59L58 175H57V173H56L55 175H53V172H57V171H55V170L57 169V167H56L55 169H53V168L56 166ZM87 164H88V165H87ZM93 164H91L92 167H94ZM101 164H102V165H101ZM107 164L110 165V167H109ZM111 164H112V165H111ZM134 164H135V167L137 166L138 171L141 169V168H139L138 165H140V167H141V165H142L144 171H139L140 173L137 172V171H136L137 169L134 168ZM158 164H159V165H158ZM177 164H178V165H177ZM185 164H186V165H185ZM0 165H1V163H0ZM3 165H4V163L2 164V166H3ZM25 165H23V167H24L23 169H24V170L28 169L27 167H26V169H25ZM44 165H45V166H44ZM52 165H53L54 167H53ZM98 165L102 166L103 168H102V167L100 168V166L98 167ZM152 165H153V167H152ZM172 165H176V166H173V167H174V168H173ZM182 165H185L186 167H187L188 165H190V166H188L187 169H186V167H185V169H184ZM203 165H204V166H203ZM4 166H6V164H5ZM4 166H3V169H4ZM34 166H35V167H34ZM46 166H47V169L44 168V167H46ZM144 166H146V169L148 168V170H149V168H151L152 171H153V172L151 171L152 174L154 173L153 176H154V177L156 176V177H158V178L155 179V178L152 176V174L148 172V170L146 171V169H145ZM149 166H150V167H149ZM158 166H159V167H158ZM162 166H163L164 168H162ZM199 166H200V167H199ZM202 166H203V167H202ZM8 167H9V166H8ZM11 167H12V166H11ZM11 167H9V169H11ZM36 167H38V168H36ZM39 167H41V168H39ZM51 167H52L53 171H52ZM89 167H90V166H89ZM92 167H90V168L92 169ZM131 167H132V168H131ZM167 167H168V168H167ZM176 167H178V168H176ZM189 167H191L190 170H189ZM206 167H207V168H206ZM49 168H50V170H49L50 173L52 172L51 175H50V173L48 172V169H49ZM72 168H73V169H72ZM84 168H83L84 171L82 170V172H85V173H83V175H84V174L86 175V171H87V170L84 169ZM108 168H109V169H108ZM114 168H115V169H114ZM133 168H134V169H133ZM154 168H155V169L158 168V169H156V171H155ZM161 168H162V169H161ZM169 168H170V169H169ZM175 168H176V169H175ZM181 168H182V170H181ZM0 169H1V167H0ZM6 169H7V166H6ZM6 169H4V170L6 171ZM15 169H14V170H15ZM110 169H111V170H110ZM125 169H126V170H125ZM127 169H128L129 171H128ZM130 169H132V170H130ZM143 169H142V170H143ZM151 169H150V170H151ZM160 169H161V170H160ZM163 169H164V173H165V175H164V173H163ZM173 169H174V171H173ZM194 169H196V170H194ZM4 170H3V171H4ZM17 170H16V171H17ZM28 170H29V169H28ZM28 170H27V171H28ZM33 170H35V171H33ZM44 170H47V171H44ZM93 170H94V168H93L92 170H90V171L92 172ZM112 170H113V171H112ZM119 170H120V172H121V171H122V172L120 173ZM167 170H169V171H167ZM185 170H186V171H185ZM188 170H189L190 173L188 172ZM218 170H219V169H218ZM0 171H2V169H1ZM3 171H2V174H0V180L3 178L1 175L4 176V174L6 173V172L3 173ZM7 171H8V169H7ZM12 171H13V170L11 169V172H12ZM16 171H15V172H16ZM27 171H26V172H27ZM30 171H29V172H30ZM37 171H38V173H39V172L41 173V176H42V177L40 176V173H39V175H38V173L36 174ZM43 171H44L45 174H48V173H49L48 176L50 175V177L52 176V178H50V177L44 175V174L42 173ZM74 171H77V172H74ZM116 171H117V172H116ZM124 171H126V172H124ZM130 171H132L133 173H129ZM134 171H135V172H134ZM154 171H155V172H154ZM175 171H176V172H175ZM178 171H179V172H178ZM11 172L9 171L10 174H11ZM13 172H14V171H13ZM13 172H12V173H13ZM15 172H14V174H15ZM32 172H33V173H32ZM46 172H47V173H46ZM88 172H89V171H88ZM94 172H95V171H94ZM123 172H124L125 175H124V174L122 175ZM141 172H142V174H143L144 176H145V174H146L145 172H147V177H146L145 179H143L144 177H142V178L140 177V176H142V175H141ZM156 172L158 173V175H157ZM166 172H168L167 175H166ZM177 172H178L179 174H178ZM191 172H192V173H191ZM195 172H196V175H197V176H196L195 174H193V173H195ZM201 172H203V170H201ZM206 172H207V173H206ZM0 173H1V172H0ZM9 173H8V174H9ZM16 173H17V172H16ZM18 173H19V172H18ZM63 173H64L65 177H61V175H63ZM68 173H69V174H68ZM89 173H90V172H89ZM89 173H87L88 176L90 175ZM95 173H96V172H95ZM98 173H97V175L95 174L96 176H94V178H93V176H92V179H93V180H94L96 177H98ZM101 173H102V174H101ZM128 173H129V174H128ZM148 173L151 174V176H150ZM183 173H184V175H183ZM197 173H198V174H197ZM42 174H43V175H42ZM74 174H76V175H74ZM79 174H78V175H79ZM81 174H82V173H81ZM113 174H112V175H113ZM117 174H118V175H117ZM119 174L122 175V176H119ZM136 174H139V175L136 176ZM168 174H169V175H168ZM170 174H171V175H170ZM15 175H16V178H17V184H18V185H16V186H19V185H20L19 183L22 182V179H21V180L18 179L17 175H19V174H15ZM36 175H37L38 177H37ZM64 175H63V176H64ZM92 175H94V174H92ZM160 175H161V176H160ZM175 175H176V176H175ZM194 175L196 176V178H200V177L203 176L202 178H204L205 180L201 178L202 180H204L203 182H201L202 180L200 179L201 181H199V179H196ZM8 176H9V175H8ZM44 176H46L47 179L50 178V179H49L50 182H51V181H54V182H55V184H54V186H53V187H55V188L51 187L52 184H53L52 182H51V184H50L51 186L49 187V185H48V184H49V183H48L49 181L47 182V181H46L47 179H45ZM55 176H56V178H55ZM74 176H76V177H74ZM81 176H82V175H81ZM116 176L113 177V178H116ZM118 176H119V177H118ZM123 176H124V178H123ZM148 176H149L150 178L152 177V179L154 178L153 180H155V181L158 180V179H159V180L156 181L157 183H156L155 181L153 182V180H150ZM159 176H160V178H159ZM164 176H168V177H167V178H164ZM178 176L181 177V178H182V176H183L182 180H181V178H179ZM187 176H188L189 179L187 178ZM189 176H190V177H189ZM192 176H193L194 178H193ZM199 176H200V177H199ZM6 177H7V176H6ZM6 177H4V178H6ZM9 177H12V176H9ZM9 177H7V178H9ZM13 177H15V176H13ZM39 177H40V178H39ZM53 177L55 178V180H54ZM78 177H79V176H78ZM131 177H132V179H133L132 182H135V183H138V182H139V184L136 185L137 187L135 186V183H132V182H131ZM7 178H6L7 181H8L9 179H11V181H13V180L15 179V178H13V179H12V178L7 179ZM60 178H57V179H60ZM68 178H69V177H68ZM83 178H84V177H83ZM100 178H99V180H100ZM102 178H103V177H102ZM108 178H107V180H109ZM122 178H123V179H122ZM138 178H139V179H138ZM140 178H141L143 181H141ZM147 178L149 179L150 182H152L151 184H153V183L155 184V185H152V189H151V186H150L151 184H149L150 182L148 181ZM162 178H164V181H163V180L161 181ZM36 179H37V180H36ZM39 179H40V180H39ZM41 179H43V180H41ZM89 179H91V177H89ZM105 179H106V177H105ZM111 179H112V178H110V180H111ZM166 179H167V180H166ZM168 179H169V181H168ZM171 179H172V182H171ZM177 179H178V180H177ZM186 179H187V182H186ZM26 180H27V181H26ZM34 180H36V181H34ZM69 180H68V181H69ZM85 180H86V182H88L87 184H85ZM93 180H91V182H92ZM103 180H104V179H103ZM184 180H185V181H184ZM188 180H189V181H188ZM1 181H2V180H1ZM1 181H0V182H1ZM4 181H5V179L3 180V182H4ZM11 181H8V183H10V185H12V184H11ZM18 181H21V182L18 183ZM38 181H39V183H38ZM40 181H44V183H43V182L41 183ZM45 181H46V183H45ZM76 181L79 182L80 185L77 184V187H75V188H76V189H75L74 186L76 185V183H75ZM97 181H98V180H97ZM112 181H114V180H111V183H112ZM137 181H138V182H137ZM159 181H161V182H159ZM175 181L177 182V184L175 183ZM182 181H183V182H182ZM191 181L194 182V183H192ZM15 182H16V181H15ZM15 182L13 183V185L15 184ZM24 182L21 183V184H24ZM105 182H106V181H105ZM105 182H104V183H105ZM114 182H116V181H114ZM114 182H113L112 184L115 185ZM117 182H118V181H117ZM141 182L144 183V184L147 185V186H145L144 184H143V185H144L145 187H144V186H141V185H140ZM147 182H149V183H147ZM158 182H159V185H158ZM181 182L183 183V185H182ZM184 182H185V183H184ZM188 182H189V183H188ZM190 182H191V185H190ZM195 182H196L197 184H196ZM204 182H205V183H204ZM6 183H7V182H4V184H6ZM36 183L39 184V185L37 186ZM40 183H41V184H44V185L46 184L47 186L45 185V186L43 187V185L41 186ZM47 183H48V184H47ZM69 183H71V181H70ZM74 183H75V184H74ZM81 183H82V184H81ZM94 183H95V184H93V187H91L92 185L89 186V188L91 187L90 190L92 189L91 191L87 188L88 185H87V187L84 186L87 190H85V191L83 190V192H87V191H88V193H87V195H86V193H83V195L85 194L86 196L89 195V196H91V197H92L93 195H96V196H94V198L98 197L97 199H99V198H101V199H105V198H103V197H107V198H109V199L106 198V200H108V201L111 200V199H113L114 194H115L117 191H116V189H115L116 192L112 191V190H114V189H113V187H111V186L108 185V184H109V181L106 182L105 185H108V186H109V189L112 188V190H109V189L106 190V189H105L106 186H105L104 184H102L101 181H99V182L97 183V185H96V181H94ZM107 183H108V184H107ZM131 183H132V184H131ZM170 183H171V184H170ZM172 183H173L175 186H171ZM178 183H179V184H178ZM198 183H199V184H198ZM58 184H57V185H58ZM91 184H92V183H91ZM127 184H126V185H127ZM130 184H131V185H130ZM161 184H162L163 186H164V185H170V186H169V190H171L172 188H173V189H172L171 191H167L168 189H166V190H164V189H160V191H158L159 188H167V186L162 187ZM180 184H181L182 186H181ZM185 184H187L188 186H185ZM193 184H194V185H193ZM201 184H202V186H201L202 188L200 187ZM10 185L8 184V186H7V184H6L5 187H7V188H8V187L11 188V190H10L9 188H8L7 190H9V192H10V191L12 192V191H13L12 188H14V187H13V186L10 187ZM25 185H26V184H25ZM73 185H74V186H73ZM94 185H96V187H94ZM100 185H101V186H100ZM103 185H104V187H103ZM117 185H118V183H117ZM117 185H116V186H117ZM157 185L159 186V188H158ZM176 185H177V186H176ZM179 185H180L181 187H180ZM197 185H199V186L197 187ZM0 186H1V187H0V190H1V188L4 189V187H3L4 185L2 186V183H1ZM16 186H15V188H16ZM39 186L42 187V188H44L43 190H45L47 193H44V192H43V194H41V193H42V190H41L42 188H40ZM108 186H107V188H108ZM116 186H115V187H116ZM119 186L116 187V188L118 189V192L120 193V191L123 190V189H121V187H122V182H121V187H120V188H119ZM129 186H130V187H129ZM45 187H48V188H50V189L52 188V189H51V190H50V189H49V190H48V189L46 190ZM84 187H83V189H85ZM102 187H103V188H102ZM110 187H111V188H110ZM175 187H176V188H175ZM178 187H179V189H178ZM185 187H187V188H185ZM193 187H191V188H193ZM15 188H14V189H15ZM79 188H80V187H79ZM93 188H95L96 191H94ZM143 188H142V189H143ZM155 188H157V189H155ZM181 188H182L183 190H182ZM5 189H6V188H5ZM29 189H30V190H29ZM60 189H63V190L60 191ZM98 189H99L100 194L102 193L103 196L100 195V194H98V195H100V196H98L97 194H95V193H97ZM100 189H104L105 192H106V191H109V192H108V193H107V192L105 193L104 191L102 192V190H100ZM119 189H120V190H119ZM139 189L141 190V188H139ZM176 189H177V190H176ZM15 190H16V191H15ZM15 190L13 191V193H11V192L8 193V195L10 194V195L14 196L15 198H19V197H21V196H22V197H25L22 191H21L22 193H20V194H22V195L19 196V194H18V193H19V191H18L19 189L17 190V188H16ZM27 190H28V191H27ZM35 190H36V191H35ZM52 190H53V191H52ZM131 190H130V191H131ZM143 190H144V189H143ZM156 190H157L158 192H156ZM163 190H164V191H163ZM1 191H2V190H1ZM33 191H34V192H33ZM37 191L40 192V193H38ZM79 191H80V190H79ZM89 191H90V192H89ZM93 191H94L95 193H93ZM141 191H142V190H141ZM161 191H162V193H160ZM176 191H177V192H176ZM181 191H182V192H181ZM14 192H16V193L14 194ZM27 192H28V193H27ZM62 192H63L64 194H63ZM67 192H68V193H67ZM69 192H70V193H69ZM81 192H82V189H81ZM81 192H80V193H81ZM110 192L112 193L111 195H110ZM131 192H133V190H132ZM131 192H130V193H131ZM184 192H183V193H184ZM80 193H77V195H78V196L80 195V197H81L82 195H81ZM89 193H90V194L92 193V195H90ZM121 193H123V192H121ZM121 193H120V195H123V194H121ZM13 194H14V195H13ZM28 194H31V196H29ZM50 194H47V195H48L49 197H51L52 194H51V195H50ZM53 194L56 196V192L53 193ZM104 194H105V195L107 194V196H105ZM116 194H117V193H116ZM161 194H162V195H161ZM166 194L163 195V197H162L163 199H164L165 197H169V196H166ZM185 194H186V193H185ZM185 194H184V195H185ZM8 195H6V196H8ZM32 195H34V196H32ZM35 195H36V196H35ZM54 195H52V196H53L52 198H53V199L55 198V200H59V199H57L58 197L56 196V197H57V198H56ZM85 195H84V196H85ZM108 195H110V196L108 197ZM118 195H119V194H118ZM118 195H117V198L119 199ZM120 195H119V196H120ZM146 195H147V194H146ZM0 196H1V195H0ZM18 196H19V197H18ZM38 196H39V197H38ZM86 196H85V197H86ZM111 196H113V197L111 198ZM147 196H148V195H147ZM32 197H33V199H32ZM71 197H74V196H71ZM80 197H79V198H80ZM121 197H122V196H121ZM121 197H120V198H121ZM145 197H146V196H145ZM11 198H13V197H11ZM52 198H51V199H52ZM59 198L61 199L62 197H59ZM92 198H93V197H92ZM92 198L89 197V198L87 199V197H86V198L84 199L83 196H82V197H81V200L84 199L85 202H89V201L92 202V200H91ZM146 198H147V197H146ZM162 198H159L158 200L161 199V200L163 201ZM38 199H37V200H38ZM65 199H66V198H65ZM86 199H87V200H86ZM89 199H90V200H89ZM101 199H99V200L102 201ZM133 199H134V197H133ZM13 200H18V199H13ZM61 200H63V199H61ZM88 200H89V201H88ZM99 200H98V201H99ZM106 200L102 201V203H103V202H106ZM131 200H132V198H131ZM135 200H136V201H135ZM135 200L132 201V202H133V203H136V202H137V199H135ZM94 201H96V200H94ZM119 201H120V200H119ZM119 201H118V203H120ZM162 201H161V203H163ZM1 203H3V202H1ZM53 203L55 204V206H56V204L59 206V204H58L57 202H53ZM53 203H50V204H53ZM154 203H155V202H154ZM70 204H71V203H70ZM156 204H157V205H156ZM158 204H160V201H158L157 203H155L156 207H155V205L153 204V207H154V208H158ZM164 204H165V203H163L162 205H164ZM0 205H1V204H0ZM3 205H4V203L2 204V207H3ZM151 205H152V204H151ZM205 205H206V204H205ZM207 205H208V204H207ZM33 206H34V207H33ZM33 206H32V207H33L32 209H35V210L32 211V212L34 213V212L36 211L37 214H33V219H29V220H31V221L34 220V219L36 218L35 215L37 216V219H38V217H39V219L41 220L40 222L43 223L42 226L39 225V224H41V223H39V220H38L37 224H36V221H32L33 223H35L36 225H38L39 228H40V227L42 228V227L44 226V224L50 222L49 220H50V218H52V217H54L53 219L56 220V218H57L58 215H59V217H64V216H65V215H64V212H63L62 210H59V212L57 211L58 213H54V212H56V211H53L54 216H53V213H51L50 218H48L49 216H48V217H45V220L48 221V222H46V221L44 220V218H42L43 220L41 219V217L44 216V215H41L42 212L38 213L39 211H41V210H43V209H41L39 205H36V206H39V208H40L41 210H40L38 207H36L35 205H33ZM202 206H203V205H201L199 208L196 207V208L199 209V210H197V209H196V210L199 211V212H201L200 210H202V209H201ZM159 207H160V205H159ZM204 207L208 209L209 206H208V207H207V206H204ZM36 208L39 209V210L37 211ZM194 209H195V208H194ZM47 210H48V212H49V208H47ZM204 210H205V209L203 208L202 211H204ZM60 211H62V213H60ZM76 211H77V210H75V214L78 212V211H77V212H76ZM93 211H94V210H93ZM190 211H191V210H189V212H190ZM192 211H193V209H192ZM197 211H196V213H197V215H198V212H197ZM206 211H207V210H206ZM95 212H96L95 214H97V211H95ZM187 212H188V211H187ZM187 212H186V213H187ZM194 213H195V211H193V214H192V215H189L188 217H192L193 215H195ZM213 213H214V212H213ZM213 213H212V211H211L210 213L207 211V213H206L207 215H206V216H210V215L212 216V215L216 214L217 212L214 213V214H213ZM219 213H220V212H218V214H219ZM38 214H39V216H38ZM56 214H58V215H56ZM62 214H63L64 216H63ZM182 214H184L183 216L185 217V212L182 213ZM182 214H181L180 216H182ZM190 214H191V213H190ZM60 215H61V216H60ZM67 215H69V216H67ZM186 215H187V214H186ZM40 216H41V217H40ZM55 216H56V218H55ZM66 216H67L68 218H66ZM66 216H65L66 219H70V220H71V216H70V214H66ZM69 217H70V218H69ZM159 217H160V216H159ZM163 217H164V219H163V218H162V219L160 218V219H161V222H162V221H163V223L166 222V221H167L168 223L170 222L169 220H166V219H165V216H163ZM171 217H172V216H171ZM171 217H170V220L173 221V220L171 219ZM174 217H176V216H174ZM174 217H173V218H174ZM195 217H196V216H195ZM166 218H167V217H166ZM179 218H180V217H179ZM198 218H199V216H198ZM200 218H201V217H200ZM47 219H49V220H47ZM167 219H169V218H167ZM180 219H181V220H182V219L185 220L186 218L184 219L183 217H181ZM180 219H178V220H179L178 223H181V222H180ZM190 219H191V218H189V220H190ZM193 219H194V216H193ZM55 220H52V219H51V221L54 222V224L51 222V223H49V224H47V225H49V227H51L52 224L55 225L56 223H58V222H56V221L58 220V218H57L56 221H55ZM158 220H159V218H158ZM174 220H176V219H174ZM187 220H188V219H187ZM43 221H44L45 223H44ZM66 222H70V221H66ZM167 222H166V223H167ZM175 222H176V221H173V222H171V224H172V223L175 224ZM183 222H185V221H183ZM33 223H32V224H33ZM38 223H39V224H38ZM157 223H160V222L158 221ZM157 223H156V221H155L156 226L159 227L160 225H159V224L157 225ZM163 223H162V224H163ZM166 223L163 224V225H166V226H167L168 223H167V224H166ZM58 224H59V223H58ZM60 224H61V223H60ZM138 224H139V223H138ZM144 224H145V225H143V223H142L141 225H143V226L145 227V229H144V228H141V229H142V230L144 229L143 231L145 232V230H146V225H148V223H147V224L144 223ZM153 224H154V222L151 223L152 226H150V225H149V226H150V227H153ZM160 224H161V223H160ZM171 224H169V225L171 226ZM104 225H106V224H104ZM132 225H133V228H136V226H134V224H132ZM135 225H136V224H135ZM141 225L139 224V226H141ZM169 225H168V226H169ZM81 226H84V225H81ZM81 226L77 227L76 229L80 228L81 230H83V229L85 230V228H86L85 232H89L88 229H87V227H89L90 225H85V228H84V227L81 228ZM139 226H137V227H139ZM149 226H147L148 229H149ZM174 226H176V224H175ZM180 226H181V225H179V227H180ZM26 227H27V226H25V229H23L22 227L20 228L21 230H22V229L25 230V233H24L22 236H24V235L26 234V232H28L27 229H29V228L27 227V229H26ZM75 227H76V226H75ZM105 227H106V226H105ZM130 227H131V226H130ZM154 227H155V226H154ZM162 227H164V226H161V227H159V228L162 229ZM17 228H18V227H17ZM39 228H38V229L36 228V231H37V230L40 231ZM101 228H102V227H101ZM133 228H132V229H131V228H125V229L123 230V232H124L125 230L128 232L127 229H131V230H133ZM168 228H169V227H168ZM176 228H177V227H176ZM14 229H15V228H14ZM14 229H12L13 231H11V232H12V233L14 232L15 234H12V236L14 235V236L16 237V232H15V230H16L17 233H18L19 228H18V230H17V229L14 230ZM76 229H75V231H76ZM80 229L77 230V231L80 232V231H81ZM97 229H100V228L97 227V228H95L94 230L98 231ZM104 229H105V228H104ZM141 229H138V228L135 229L136 231L134 230L135 232H134L133 234H135V233L137 234L138 231L141 230ZM173 229H174V228H173ZM180 229H181V227H180ZM183 229H185V228H183ZM23 230H22V231H23ZM54 230H55V228H53V231H54ZM84 230H83V231H84ZM89 230H90V229H89ZM92 230H93V229H92ZM101 230H102V229H101ZM131 230H129V231H130L129 233H132V232H133V231H131ZM137 230H138V231H137ZM142 230H141V231H142ZM175 230H176V231H179L178 229H175ZM175 230H172V232L175 233V232H174ZM77 231H76V232H77ZM90 231H91V230H90ZM99 231H100V230H99ZM105 231H106V230H105ZM105 231L103 230V231H101V233H105ZM126 231H125V232H126ZM149 231H151V230L149 229ZM181 231H182L181 233L184 232L182 229H181ZM11 232L9 231V233H11ZM19 232L21 233V231H19ZM23 232H24V231H23ZM93 232H94V231H93ZM117 232H118V231H117ZM121 232H122V231H121ZM179 232H180V231H179ZM186 232H187V231H186ZM186 232H184L185 234L183 233L182 236H183V235L186 236ZM9 233H8V234H9ZM74 233H75V232H74ZM74 233H73V235H74ZM82 233H84V232H82ZM91 233H92V232H91ZM96 233H97V232H96ZM107 233H108V232H107ZM113 233H114V232H113ZM113 233H110V234L113 235ZM150 233H151V232H150ZM164 233H167V232H164ZM164 233H162V234L165 236ZM168 233H169V231H168ZM170 233H171V232H170ZM21 234H22V233H21ZM92 234H93V233H92ZM92 234H90L89 236H92ZM114 234H117V233L115 232ZM147 234H148V233H147ZM154 234H155V233H153V236H154ZM9 235H10V234H9ZM9 235H8V236H9ZM17 235H18V234H17ZM19 235H20V234H19ZM73 235L70 236V237H72V239L75 237V236L73 237ZM75 235H77V237L79 236V234H77V233H75ZM81 235H83V234H81ZM93 235H94V234H93ZM95 235H96V234H95ZM97 235H100V232L97 233ZM102 235H103V234H102ZM106 235H108V234H106ZM149 235H151V234H149ZM149 235H148V236H149ZM157 235H158V236L160 235L159 232H158ZM171 235H172V234H171ZM173 235L175 236V234H173ZM173 235H172V237H169V236L167 235V236L169 237V239H170V240L167 239V243H168V244L170 243V241H172V239H173V241H174L175 238H176V239L178 238V237H175V238H174ZM178 235H179V234L177 233L176 236H178ZM20 236H21V235H20ZM84 236H85V235H84ZM84 236H82V237H84ZM104 236H105V235H104ZM104 236H100L99 238H100V239H104V238H101V237H104ZM136 236H138V235H136ZM155 236H156V235H155ZM9 237H11V235H10ZM68 237H69V236H68ZM77 237H76V238H77ZM86 237H88V236H85V239H82V240L79 239V240L81 241V243L83 242L82 244H84V245H86V242H87V245H88V244L90 245L91 243H88V241H86V239H87ZM146 237H147V236H146ZM159 237H161V238H162V241H163V237H162L161 235H160ZM11 238H13V237H11ZM16 238H17V237H16ZM76 238H74V239H76ZM79 238H81V237H79ZM91 238H92V237H91ZM91 238H90V239H91ZM99 238H96V239H99ZM161 238H160V239H161ZM171 238H172V239H171ZM180 238H181V237H180V235H179V238H178L177 240H180ZM17 239H20V238L18 237ZM74 239H73V240H74ZM90 239H89V237H88L87 240H90ZM92 239H95V237L92 238ZM96 239H95V240H96ZM148 239H149V238H148ZM155 239H157V238H155ZM165 239H166V236H165ZM165 239H164V240H165ZM10 240H11V239H10ZM10 240H9V241H10ZM55 240L57 241L58 239H55ZM59 240L61 241V238H60ZM66 240L69 241L70 239H69V240H68V238H67V239H62L63 242L61 241V243L64 244V241H66ZM79 240L77 239L76 241H78V243H79V245H80ZM83 240H85L86 242L83 241ZM149 240H150V239H149ZM151 240H154V237H152ZM151 240L148 241V242H151ZM168 240H169V241H168ZM177 240H176V242H177ZM181 240L183 241V237H182ZM11 241H12V240H11ZM36 241H37V240H36ZM43 241H44V240H43ZM70 241H71V240H70ZM155 241H156V240H154V242H155ZM160 241H161V240H160ZM165 241H166V240H165ZM16 242H18V240H17ZM37 242H38V241H37ZM39 242H40V240H39ZM39 242H38L37 244H35L36 242H34L35 246L38 245ZM72 242H75V240L72 241ZM84 242H85V243H84ZM89 242H92V243H93V240H90ZM96 242H98V241H96ZM154 242L152 241V243H154ZM176 242H175V243H174V242H171V243H174L173 245H170L171 243L169 244L170 247H171V246H173V247L175 246V247H176L175 249H172L173 247H171L172 250H171V249L168 250V249H169V246H167L168 249L165 248L164 246H166V243L164 244L163 242H161V245L164 244V246H161V247H164V249H166L167 251H169L167 254H169V253L171 254V252H172V251L174 252V250L176 251V250H177V247H180V250L182 249L183 252L185 253V249L181 248V247L183 246V245H182L183 243L180 241V242L182 243V244L180 243V245H182V246H180V245L176 246V245H177ZM19 243H20V242H19ZM40 243H42V242H40ZM49 243L53 246V241H52V242H47V243L45 242L46 245H45L44 243H42V245L44 244L45 247H42V249L39 248L40 251H41V250L44 251V252H41V254L44 253V254H42V256H44V255L47 253V251L50 250V249H48V248L51 246ZM54 243H59V242L57 241V242H54ZM66 243H67V242H66ZM70 243H71V242H70ZM70 243H69L68 245H70ZM75 243H76V242H75ZM75 243H74V245H75ZM94 243H95V242H94ZM94 243H93V244H94ZM157 243H159V242H156V246H158ZM30 244H31V243H30ZM34 244H33V245H34ZM48 244H49V247L46 248V246H48ZM59 244H60V243H59ZM59 244H58V245H59ZM76 244H77V243H76ZM95 244H96V243H95ZM178 244H179V243H178ZM31 245H32V244H31ZM31 245H30V246H31ZM40 245H41V244H39V246H40ZM42 245H41V246H42ZM71 245H73V244H71ZM77 245H78V244H77ZM91 245H92V244H91ZM149 245H151V246L154 245V246H155V244H151V243H149L148 246H149ZM30 246H29V247H30ZM41 246H40V247H41ZM52 246L50 247L51 249L53 248ZM54 246H57V245L54 244ZM60 246H62L63 248H65L66 244H65V246H63V245L60 244V245L58 246V248H57V247H55V248L60 249ZM12 247H13V246H12ZM14 247H16V246H14ZM26 247H27V245H26ZM32 247H34V246H31V248H32ZM37 247H38V246H37ZM71 247H73V246H71ZM77 247H78V246L75 245V249H76ZM80 247H83V246H79V248H80ZM88 247H89V246H88ZM145 247H146V246H145ZM145 247H144V248H145ZM149 247H150V246H149ZM158 247H160V245H159ZM8 248H9V247H8ZM19 248H21V247H19ZM19 248H18V249H19ZM23 248L25 249V246L22 247V249H23ZM31 248H30V249H31ZM43 248H44V249L46 248V249H48V250L45 251L46 249L44 250ZM146 248H147V247H146ZM146 248H145V249H146ZM150 248H151V247H150ZM184 248L187 249V250H186V251H187V252H186L187 255L189 254L190 257H191L193 251H195V250H193V251L191 250V251H190L191 254L188 253V252H189L190 248H194V247H192V246L190 247V245H189V246H185ZM6 249H7V248H6ZM10 249H11V248H10ZM16 249H17V247H16ZM18 249H17V250H18ZM30 249H27V250H29V251L32 252L33 249H32V250H30ZM39 249H37V251H36V249H35V254H34V255H36V254L39 252ZM57 249H54V250H57ZM61 249H62V248H61ZM68 249H69V247H68ZM73 249H74V248H73ZM75 249H74V251H76ZM80 249H81V248H80ZM80 249H79V251H80ZM86 249H87V247H86ZM153 249H154V248H153ZM155 249H156V248H155ZM158 249H159V248H157L156 250H158ZM164 249H163V250H164ZM13 250L15 251V249H13ZM13 250H12V251H13ZM17 250H16V251H17ZM19 250H21V249H19ZM19 250H18V251H19ZM27 250H25V251H27ZM52 250H53V249H52ZM77 250H78V249H77ZM146 250H147V249H146ZM146 250L141 251V252H145ZM166 250H165V251H166ZM2 251H3V248H2ZM5 251H8V250H4V251H3L5 254H8L9 252H12V251H9V252L6 253ZM14 251H13V252H14ZM25 251H22V253H20V254H24ZM60 251H61V250H60ZM64 251H65V250H63L62 253H63ZM67 251H68V250H67ZM71 251H72V250H71ZM133 251H134V252L136 251V253L138 252V254H139L138 248H137V250L135 249V250H133ZM133 251H131V252H133ZM150 251H151V250H150ZM160 251H162V249H161ZM167 251H166V252H167ZM170 251H171V252H170ZM177 251H179V248H178ZM0 252H1V250H0ZM23 252H24V253H23ZM27 252H28V251H27ZM27 252H26V253H27ZM31 252H28V254H29V253L31 254ZM48 252H49V251H48ZM52 252H53V251H52ZM55 252H56V251H55ZM57 252H58V251H57ZM72 252H73V251H72ZM131 252H130L129 255L132 254ZM134 252H133V253H134ZM147 252H149V249H148ZM154 252H155V251H154ZM154 252L152 251V253H154ZM158 252H159V251H158ZM179 252H180V253L175 252V253H176V257L179 256V257H178L179 259H175L176 257L173 255V253H172V255H173L174 257L171 255V257H173V259H175V262H176V261H179L180 259H182V257L184 258V256H182V254H184V253L181 252V251H179ZM4 253H3V256L1 255V257H0L1 259H3L2 257L5 256ZM14 253H16V252H14ZM14 253H12V254H8V256L11 255V257H12V256L14 255ZM32 253H34V251H33ZM50 253H51V251H50ZM50 253H49V254H50ZM62 253H61V254H62ZM79 253H80V252H79ZM149 253H151V252H149ZM152 253H151V254H152ZM155 253H156V252H155ZM159 253L161 254V252H159ZM159 253H158V255H159ZM175 253H174V254H175ZM181 253H182V254H181ZM196 253H197V251L195 252V255H194V257H193L194 260H197V258L200 256V255H196ZM1 254H2V253H1ZM20 254H19V256H20ZM30 254H29V255H30ZM47 254H48V253H47ZM49 254H48V255H49ZM56 254H57V253H55V255H56ZM64 254H65V253H64ZM138 254H137V256H138ZM143 254H145V253H143ZM143 254H142V255H143ZM163 254H164V251H163ZM163 254H162V255H163ZM167 254H166V255H167ZM177 254H179V255H177ZM193 254H194V253H193ZM15 255L17 256L18 253L15 254ZM25 255H27V254H24L23 256H21V260H22V257H25V258H26V257L28 256V255H27V256H25ZM38 255H40V254H37V256H38ZM140 255H141V254H139V256H140ZM145 255H146V254H145ZM145 255H144V256H145ZM148 255H149V254H148ZM155 255H156V254H154V256H155ZM158 255H157V256H158ZM180 255H181L182 257H181ZM184 255H185V254H184ZM189 255L187 256L188 258H187L186 255H185V258H184L185 261H186V259H188L187 261L190 262V257H189ZM19 256H17V257H19ZM37 256H36V257H37ZM40 256H41V255H40ZM40 256H39V257H40ZM51 256H52V255H51ZM53 256H54V255H53ZM62 256H63V254H62ZM146 256H147V255H146ZM154 256H153V258H154ZM192 256H193V255H192ZM195 256H197V258H196ZM6 257H7V256H6ZM6 257H5V258H6ZM55 257H56V256H55ZM58 257H60V255H59ZM140 257L142 258V256H140ZM140 257H138V258H140ZM148 257H149V256H148ZM151 257H152V256H151ZM151 257H150V258H151ZM155 257H156V256H155ZM158 257H159V256H158ZM160 257H162V256H160ZM168 257H169V259H170V256H168V255H167V257H165L164 259L167 260ZM214 257L216 258V256H213V258H214ZM8 258L10 259V256H9ZM8 258H6V259H8ZM138 258H135L134 261L137 259L136 261L138 262V261L140 260V259L138 260ZM150 258H149V259H150ZM191 258H192V257H191ZM195 258H196V259H195ZM1 259H0V263H1L2 261H4V260L6 261V259H3L2 261H1ZM12 259H15V257H14V258L12 257ZM16 259H19V258H16ZM16 259H15V260H16ZM23 259H24V258H23ZM121 259H122V258H121ZM123 259H124V258H123ZM123 259H122L120 262H123V261L125 262V259H124V260H123ZM143 259H145V258L143 257ZM143 259H142V260H143ZM158 259H159V258H158ZM184 259H183V260H184ZM15 260H14V261H15ZM24 260H25V259H24ZM85 260H86V259H85ZM85 260H84V261H85ZM87 260H88V259H87ZM160 260H162V259L160 258ZM165 260H162V261H161L162 263H159V264H166V263L169 262V261L167 262V261H165ZM171 260H172V259H171ZM171 260H170V261H171ZM191 260H192V259H191ZM198 260H199V259H198ZM214 260H216V259H214ZM106 261H107V260H105V262H106ZM116 261L118 262V260H116ZM136 261H135V263H136ZM145 261H146V260H145ZM156 261H157V259H156ZM163 261H164L165 263H164ZM180 261H182V260H180ZM9 262H10V261H8L7 264H8ZM12 262H13V260H12ZM12 262H11V263H12ZM18 262H21V261H18ZM90 262H91V261H90ZM113 262H115V261H113ZM117 262H115V263L117 264ZM126 262H127V261H126ZM139 262H141V264H142V263H144V260H143V262H142L141 260H140ZM5 263H6V262H5ZM21 263H22V262H21ZM85 263H87V262L85 261L84 264H85ZM103 263H104V262H103ZM131 263H132V262H131ZM157 263H158V261H157ZM176 263H177V262H176ZM178 263H179V262H178ZM1 264H4V262L1 263ZM12 264H13V263H12ZM22 264H23V263H22ZM87 264H89V263H87ZM92 264H93V263H92ZM95 264H96V263H95ZM100 264H101V263H100ZM107 264H108V263H107ZM126 264H128V263H126ZM129 264H130V263H129ZM137 264H138V263H137ZM139 264H140V263H139Z\"/></svg>", "mask_w": 264, "mask_h": 264}]
</instances>
